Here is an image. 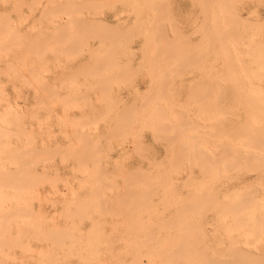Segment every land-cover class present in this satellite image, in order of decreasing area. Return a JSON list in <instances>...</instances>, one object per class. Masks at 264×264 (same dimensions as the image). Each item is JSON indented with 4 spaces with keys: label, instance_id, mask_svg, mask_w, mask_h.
<instances>
[{
    "label": "rangeland",
    "instance_id": "rangeland-1",
    "mask_svg": "<svg viewBox=\"0 0 264 264\" xmlns=\"http://www.w3.org/2000/svg\"><path fill=\"white\" fill-rule=\"evenodd\" d=\"M3 1H4V3H3ZM14 1L17 3V5L19 4L18 1H16V0H14ZM14 1L12 2V0H7V1H6L7 3H6L5 0H0V10L2 9V10L0 11V17H1V15L3 16V15H5V13H7L5 16H7V17H9V18H12V17H13L14 19H16L17 17L19 18V20L16 19L17 21L13 20V18H12V21H10L9 18H7L8 21H10V23L8 22L9 25H8L6 22H4V21L6 20V18H4V19L2 20L3 17H1V20H2L1 22H2V23L0 22V24H2V25H1L2 27L0 26V29L2 28L3 31L5 30V32H4V36H3V31H2V34L0 33V41H1L3 44H5V45H3V46L0 45V46H2V48L4 47V48H3L4 50H3V49L0 50V51H1V53H0V56H1V57H0V61L2 60V61L0 62V64H1L0 67H2V68H1L2 70L0 69V77H1V78H0V86H3V84H2L3 82H2V81H4V84H5V86H3V87H4V90H3L2 87H1V90H3V91H2V93H0V98L2 97V98L0 99V110H1L0 112H2V113L0 114V117H1V118H0V128H1V129H0V137H1V139H0V145H1V146H0V148H1V151H0V157L3 156V159H4L5 157L8 158V161L6 160V161L4 162V164H2L3 166L1 165V163H2L6 158H5L4 160L1 158L0 161H2V162H0V172H1V174H2V173H3L2 171H4L3 174H6L7 172L5 173V171H7L8 169H12V167H14V168H15L14 170L16 171V169H18V168L20 167V165H23V167L21 166L20 169L25 168V167H26L25 162H26V163H27V167H28V165H29L30 168H29V170H28V168H25V169H24L25 172H26V169H27V173H30V172H28V171H30V170H31L32 173H34V171L36 172V171L39 169L38 172L40 173V170H41L42 174H44L45 176L43 177L42 180L39 179L40 182L43 183V184H40V182L38 181V179H37V181H38L39 183L36 182V179H35V178H37V177L40 178V177H39V174H37L38 172H36V174L38 175L37 177H36V174H35V176H34L33 174H29L30 176L33 175V179H34V181L32 180V176H31V178H30V177H25L26 180H28V181L31 180L33 183H37V184L35 185V184H33L32 182L29 181V182L31 183V186H30L29 183H28V185L30 186V191H29V188H27V187H29V186H28L27 184H25V183H27V181L24 182L25 185H23V186H20V185L17 184V185L19 186V187H18L17 185H14L13 188H15V186H16L15 189H12V187L10 186L9 188H8V187H3L5 190H2V189H1L2 187H0V190H2V191H0V192L6 191V192H4V193H0V195L2 196V198H3V196H5V195H3V194H6V193H7V190H9V189H10V190H9V193L12 194L11 196L8 195L10 198L5 196L6 198L4 197V199H2L1 196H0V200H1L0 203H1L4 207H5L6 205H9L8 207L6 206V208H4V209H5V210H4V209H2L3 206H1V204H0V212H1V210H4L5 213L7 214V215L5 214L4 217H0V221H1V222H0V232H1V233H0V242H1L0 247L2 246V247H1L2 249H0V263H2V264H12V263H13V264H34V263L36 262L35 264H38V263H39L38 260H40V257H41L42 255H44V254H42V251L45 249L46 251H43V253H44V252L48 253L47 248H45V247H50V246L52 245L51 247H54V249H55V246H56V249L54 250L53 248L50 247V248H48V250H49V249H50V250L53 249L54 252L57 250V245H58V244H54V245H53V244H51V241H50V240H48V242H47L46 239H44V240L42 241V240H41L42 238H40V236H39V239H38V236H37L36 238H34V236H36V234H34V229H33V227H31V225H30V224H32V220H33V218L35 217V213L33 214L34 210H35V211L38 210L39 212L36 211V214L39 213V214L41 215L40 212H42V211L45 209V210H44V213L46 212V213H48V215H47V214H43V215H42L43 217L41 216V217H42V221H41V225H42V226H41V231H42V229L44 230V228L46 229V228L49 227V228H48L49 230H47V232H48V231H49V232H52V231L50 230L51 228H52V229H56V228H54V227H57V229H58V227H59L60 225H61V226H64V225L66 224V221H67L68 223H71L72 225H73V224L76 225V223L78 224L77 227H75L74 225H73V226H74V227H73V226L71 225V226H70L71 229L68 228L70 224H69V225L66 224L67 227H66V225L64 226V227H66L67 230L70 231V232H72V229H73L74 232H72V233H74V234H76L77 231L79 232V231L81 230V227L84 228V229H82L83 231L81 230L79 233L77 232L78 234H80V236L82 235V236H81V240L79 241V242H82V244H81V243H78V244H76V245H72L71 248H70L68 245H64V244H63V245L58 246V249L60 248L59 251L57 250V251L59 252V254H57L58 252H56V253L53 252V253H52V254H57L58 256L60 255L59 257H60L61 259L64 258V261H62L61 259H60V260L58 259V261H61V263L58 262V261H57V263H58V264H59V263H60V264H65L66 261H68L67 263H69V259H70V263H71V264H72V263H73V264H78V263H79V264H82V263H83V264H92V262H90L89 260H86V259H84V258L81 257L82 254H85V250H86L85 248H87V250H90V248H91V250H92V246L94 245V244H93L92 246H89L90 244L93 243V242H92V238H93V236H92L91 233H90V231L92 232L93 228H92L91 230L89 229V231H88V230L86 231V228H87V229H88L89 227L91 228L92 225H93L94 223L97 224V223H98V222L96 221L97 218H98V219L100 218L99 220L97 219V220L100 222L101 220L103 221V219H105V218L107 217V218H106L107 222H109V223H111V224H113L114 221H115V220L117 221V219H119V218L122 220V217H121V216H122L125 212L123 211V209H122L121 207L123 206V203H125V202H124L123 198H121V197H123V196L126 194V191H127V190L130 191L131 189L129 190V188H131V187H128V188H127V187L125 186V184H124L125 181H124L123 179H121V178H122V177L125 178L126 176H127V177H129V176H133V174H132V175L130 174V175L128 176V174H129L128 172H130L131 169H132V171L137 169V171H139V172H140V170H142V173H143V171H146V172H147V170L149 169L148 167H150L151 169L148 170V171H150V173H153V172L155 173V171H157V170H155L156 168L153 166V162H157V166H158V167H164V168H165V164H166V163H167V167H169L170 165L173 166L174 164H177V163H175V162H177V161H173V160H172V158H173L174 155L177 156V154H179V152L176 153V150L180 147L181 151H183L186 147H185V148H184L183 146L181 147V145H180V143H179V140H176V139H178V137H180V136H179V135L176 136V132H177V131H176V132L174 131L175 128L180 129L179 132H178V134L180 133L181 130H182V131L185 130V128H186V129L188 128V130H189V131L187 130V131H188L187 134H189L190 132L193 134V132H194V135L192 136L191 133H190L191 136L189 135V136H190V137H189V136H187V134L185 133L186 130L183 131V132L181 131V134H182V133H183V134H184V133L186 134V135L184 134V136H183V134H182L183 139L180 137L183 141H186V140L188 141L187 138H189V141H192L191 144H190V142H188V143L190 144V146H191L190 150L192 151V153H189V152H191V151L188 150V149H189L188 147H190V146H189V144L187 143V141L184 142L185 144L187 143V145H188V147H187L188 149H187V150L185 149V151L188 153L187 156H186V159H187V160L184 161L185 164H184V163L182 164V162H179V161H178L179 166H181L180 168H179V166L177 167V166H175V165H174V166H175V169L172 168V167H170V170H171V168H172V171H171V173H170V174H171L170 176H171L172 178H173L174 176H175V177H176V176L178 177V180H179V181H178V180H175L177 177H176V178L174 177V182L176 181L175 183H176V185L178 186V188L180 189V190H178L179 193H180L181 190H183V192L185 193L188 189H190L188 185L191 186L192 183H193L194 185H196V183H198V180H199L200 183L197 184L198 186H194V185H192L193 187L191 186V188H192V189H190V190H192V191H190L191 193H192V192L194 193L196 190L198 191V192H196V193L201 192L200 189L203 188L202 186L205 184L204 181H206V184H207L208 182H210V183H209L210 185H207L208 188L205 189V187H207L206 184H205V186H204V188H203L204 190H202V191H204V193L207 194L208 192H205V191H208L209 187L211 188V189H209L210 191H211V190H213V191L217 190V192H215L216 195H215V194H209V196L211 195L210 197H212L213 195H215V196L217 197V199H214V200H218V196H219L220 198H221V197L224 198V197L222 196V194H225V197H226L227 199L224 198V200H225V199H226V201L228 200V202L230 203V205H232L231 203H233V201L235 200L234 197L237 196V193H238V195L240 194V197L237 196V198H236V202H237V199L240 200V199L243 198V196H245V197L248 196V197L245 198V199H248V200H250V198L252 197V195H253L255 198H257V196L260 197V195H262L261 197H263V194H264V185H262L263 182L261 183L259 180L262 179V178L264 179V174H263V173H264V169H263L264 166L262 165V164L264 163V157H263L264 152H261V151H262V147L264 148V144H262V147H261V145L259 144V143H261V142H260L259 140H258V144H257V141H256L257 139H256V137H258V133H259V130H258V129H261V131H263V127H264V126H262V125H264V124L261 123V119H262V122L264 121V119H263V118H264V117H263V116H264V108H263L264 105L261 104V102H264V99L260 98V96H262V95H263L262 97L264 98V91H262V89L259 88V86H258V88H257V84L255 85V83H258V82H259V84L262 83V84H261L262 86L260 85V87H263V88H264V71H263V70H264V69H263L264 65L262 66V64H261L262 61H261V62H258L259 64L256 62L257 60L259 61L260 57H261L260 60H263V59H264V58H263V57H264V54H263L264 51H263L262 54H260V50L257 52V54H256L255 52H256L260 47H261V50L264 49V43H263V42H264V41H263V40H264V29H263V27H264V22H263V19H264V3H263V2H264V0H258V1H257V0H240V1H239V0H238V1H237V0H236V1L233 0V1H235L234 3H232V6H233L234 8L230 5L231 2H233L232 0H224V1L221 0V1H223V2H221L220 0H216L217 3H216L215 0H214L215 2H213V0H211V1H210V2H212L211 5H210V3H209L207 0H203L204 2H202V0H195V1H199V2H198L199 4H197V2H195L194 0H193V1L191 0L192 2H191L190 0H169V1H170V2L168 1L169 4H170L171 2H173V1L175 2V4H174V2H173L172 6H170L171 4L168 5L170 8L176 9L175 11H174L173 9H169V11H167V10H168L167 7H166L167 3L165 2V5H163V4H164L163 0H154V1H152V0L150 1V0H149L150 3H149L148 6H147L148 3H146V1H148V0H146V1H145V0H144V1H143V0H140L141 3L144 4V5L140 4V1H138V0H135V1H134V0H123V1H122V0H121V1H120V0H118V1L115 0V2H114V0H105V2H106V7H105V6L102 7V5L105 4V2L103 3V0L100 1V2H102V4H100L101 6L98 5L99 2H98L97 0H94V1L91 0V1L93 2V4H91V3L89 2V0H87V1L91 4V5H90L91 7H90L89 10H88L89 13H87V9H88V8L86 9V7H89V4H86V7L84 6V7H85L84 10H83L82 8H80V9H81V10H80V9H78L79 4H78V3H74V2H73L74 0H71V1L73 2V5H72L73 7L76 6V5L78 4L76 10H79V11H76V10H75V12H74V9H75L76 7H74V9H72L73 7H71V11H70V10H69V11L72 12V13H70V14H69V13L66 14V13L68 12V9H67V8H69V6L66 7V9H65L64 5H65L66 3L63 5V3L65 2V0H59V3L61 2L62 5H63L62 7L64 8V11H65L64 13H62V12H63V11H62L63 9H62V7H60L61 5H59V7L62 9V10L60 9V11H62V12H59V11H58L57 13L55 12V11H57L56 8H58V7H55L54 5H55V4L58 5V4H57L58 0H52L53 2H52V1L50 2V0H48V2L45 1V0H41V4L44 3V4H43L44 6L41 5V4L39 3L40 1H37V0H29V1H28V0H27L28 2L32 3V5L29 6V7H31L30 10H29V8H26V7H27L26 5H30V3L27 4L28 2H27L26 0H24V1H26V3L23 1L26 5H24L23 2L20 0V4L22 5V7H21V6L18 7L16 4H14ZM75 1H76V2L78 1L79 3L81 2V6H82V5H85L84 3H87V2H84V1H86V0H75ZM164 1H165V0H164ZM166 1H167V0H166ZM205 1H206L207 3H206ZM219 1H220V4H219ZM226 1H227V3H229V4H227ZM8 2H9V3H8ZM37 2H38V3H37ZM45 2L47 3V5H48L49 7H50V6H54V7H55V9H54V7H53V9L50 7V9H52V10H51L52 12H51L50 15L47 14L49 11H45V9L48 10V8H49V7L46 8L47 5L45 4ZM97 2H98V3H97ZM136 2H138V3L140 4V8H139V5H138ZM156 2H157V3H156ZM159 2H160V3H159ZM12 3H13L14 5H12V7H10ZM53 3H54V5H53ZM61 3H60V4H61ZM94 3H96V7L94 6ZM107 3H111L112 5L109 4V5H108L109 7H108V6H107ZM132 3H134L133 6H135V3L137 4V5H136L137 7L135 8L136 10H133L134 7L131 6ZM145 3H146V4H145ZM158 3H159V5H158ZM194 3H195V4H194ZM202 3H203L204 5H202ZM3 4H4L5 6H4ZM20 4H19V5H20ZM68 4H69V3H68ZM70 4H71V3H70ZM74 4H76V5H74ZM190 4H191V5H190ZM192 4H193V5H192ZM221 4H225V5L222 6ZM15 5H16L19 9L21 8L22 10H18V12H17V10H16V6H15ZM87 5H88V6H87ZM150 5H151V8H150ZM157 5H158V6H157ZM160 5H161V6H160ZM162 5H163L164 7H163ZM189 5H190V7H188ZM205 5H207V7H208V5H209V9H208ZM220 5H221L222 7H221ZM228 5H229V6H228ZM256 5H257V6H256ZM2 6H3V7H2ZM23 6H24V7H23ZM65 6H67V5H65ZM70 6H71V5H70ZM93 6H94V7H93ZM98 6H100V7H99L100 9L97 8ZM142 6L144 7V9L142 8ZM146 6H147V7H146ZM153 6H154V7H153ZM173 6H174V7H173ZM197 6H198V7H197ZM241 6H242V7H241ZM243 6H244V7H243ZM7 7H8V9H9L10 11L7 9ZM13 7H15L14 9H15V11H16L17 13H16L14 10H13L14 12H12L11 9H13ZM44 7H45V8H44ZM84 7H83V8H84ZM101 7L103 8V11H101V10H102ZM195 7H196V8H195ZM203 7H204V8H203ZM205 7H206V8H205ZM224 7H225V8H224ZM228 7H230V8H228ZM256 7H257V8H256ZM41 8H43V10L45 11V13H44V11H43ZM92 8H94V10H93ZM95 8L97 9V11H96ZM147 8H149V9H147ZM153 8H155V9H153ZM156 8H157V9H156ZM162 8H163V11L165 10L164 12L161 11ZM251 8H252V9H251ZM255 8H256V10H253V9H255ZM5 9H6V11H5ZM50 9H49V10H50ZM158 9L161 11V13H164V15L166 16V18L163 19V16H162L163 14L159 13V12H158V11H159ZM196 9H197V10H196ZM206 9H208V14H207V12H205V13L207 14V16L209 15V18L206 16V14H205V15L202 14L203 11H206ZM213 9H216V13H215V11H214ZM227 9H230L231 12H233V13L236 12L235 14H236L237 16L241 17L242 19H243V18H244L245 20L248 19V21H246V22H248V23H249V26H251V27H248V28L246 29L245 27H247V26H244V25H248V23L246 24L245 21H243L244 19L239 21L238 19H241V18L237 17L236 15H235V17L238 18V19H237L238 21L236 20V18H235V22H234V20H230L231 18L234 19V15H233V13H231L230 11H228ZM7 10H8L9 12H7ZM40 10H41L42 13L45 14V18H46L47 15H48V18H51V16H52V18H51V19H48L49 21H48L47 19L43 18L44 14L41 15ZM66 10H67V12H66ZM119 10H120V11H119ZM141 10H142V11H141ZM144 10H145V11H144ZM151 10H153V11H151ZM156 10H157V11H156ZM170 10L173 11V12H171ZM194 10H195V11H194ZM220 10L223 11V12H221ZM232 10H233V11H232ZM244 10H245V11H244ZM252 10H253V11H252ZM3 11H5V12H3ZM19 11L22 12V13H20V16H21V17H19V15H18V14H19ZM23 11H24V12L26 11L27 14H26V12L24 13ZM28 11H29V12H28ZM83 11H84V12H83ZM131 11H132V12H131ZM212 11L214 12V14H213ZM54 12L56 13L55 16H54ZM82 12H83L87 17H88V16H89V17L87 18ZM147 12H149V15L147 14ZM154 12H157L158 14H157V13H154ZM186 12H187V14H185ZM227 12H228V13H227ZM11 13H12V14H11ZM28 13H29L30 15H29ZM93 13H94V15H93ZM138 13H140V14H139V17H140V15H141V18H142V19L139 18V17L137 16V20H136L135 18H136V15H138ZM141 13H142V14H141ZM151 13H152V14H151ZM224 13H225V15H224ZM245 13H246L247 15H246ZM16 14H17V16H16ZM21 14H22V15H21ZM46 14H47V15H46ZM146 14L148 15V18L150 17V19L152 18V15H153V14H156V15H154V17L158 15V16H157V20L159 21L160 18H161L163 23H162L161 21H159V24H157V23H156L157 21H156V19H154V17H153V19H151V20L148 19V21H147V19H146L147 15H146ZM174 14H175V15H174ZM215 14H217V15H215ZM222 14L224 15V17H225V16H226V17H225V18H224L223 16L221 17ZM229 14H231V16H232V15H233V16L231 17ZM9 15L12 16V17H10ZM13 15H14V16H13ZM23 15H24V16H23ZM59 15H60V16H59ZM64 15H65V16H64ZM71 15H72V16H71ZM80 15H81V16H80ZM83 15H84V16H83ZM123 15L125 16V19L123 18V17H124ZM150 15H151V16H150ZM172 15H173V16H172ZM194 15H195V16H194ZM202 15H204V16H202ZM212 15H213V17L219 15L220 17L218 16V18H215V20H214V19H212V18H213ZM257 15H258V16H257ZM33 16H34L36 19H37V17H39L38 20H40V21L37 20L38 22L36 21L35 25L38 23V24L36 25V27H34V25L31 24V19H32V18H33V20L35 21V19H34ZM36 16H37V17H36ZM53 16H54V18H53ZM75 16H76L77 18H80V17L82 18V16H83V19H82L83 21H84V17H85V18H86V19H85V20H86V23L89 22V21H87V19H88V20H91V24L93 23L92 26L90 27L89 23H87V24L89 25V28H87L86 31H85V30H84V27L87 26V25L84 24L85 22H82L81 19H77ZM78 16H80V17H78ZM116 16H118V17H116ZM119 16H120V17H119ZM127 16H128V17H127ZM161 16H162V17H161ZM165 16H164V17H165ZM171 16L174 17V18L172 19ZM23 17H24V18H23ZM40 17H41V19H40ZM70 17H71V20H68V21H70V23H69V25L71 24L70 27L72 26L71 28H69L70 31H71V32H70V35H71V36L67 35L66 38H68V39H69V38H72V39H73V38H74V35H73V34L76 33V32H73V31H78V30H79V31L77 32L78 34H79V32H83V31H85V32H83V33H80V34H82V35L84 34V36H85L87 33H88V35L93 34V33H94L93 30L95 29V32L98 33L97 35H98V36H101V35H102L103 37L101 36L100 38H98V37H96L97 35L95 34L96 36H95V35H93V36L96 37V38L94 37L96 40H94V38H93V40H92L91 37H93V36H91V37H90V36H87V37H85V38H83V37L80 38V36H78L79 39L76 38V40L78 39L77 41L80 40V42H81V40L84 39V42H82L83 44L85 43V41H88V42H90L89 46L91 45V47H93L94 44H95L94 46H96V44L98 45V43H99L98 41H99V40L102 41V40H101V38H102V39H104V40H103L104 42H103V41L101 42V44H102L103 47L100 46V47L98 48V47L96 46V47L98 48V50H97V48H96V49L93 48L94 50L92 49V51H93V53H92L91 49H89V48H91V47L86 46V47H89V48H88L89 51H90V52L88 51V52L90 53V54H89V53H87V51H86L87 48H86L85 46H83V44H82V46H81V50H82V51H81L80 48H79L78 43H77L76 40H74V39H73V40H74V42H76V44H74V42L72 41V39H70V40L67 39V40H68L69 43L72 42L73 44H71V43H70V44H68V43L65 44V42H67V41H65V39H66V38H65V35L63 36V35H60V34L58 33V32H59L58 27H61V24H59V23L63 22V23L65 24V26H64L65 28H63V25H64V24L62 23V28H61V29L59 28V29H60V33L62 34V31H63L62 29H64V30H68V28L66 27V26H68V25H66V22H65V21H67V20H66L67 18L70 19ZM74 17L77 19V20L75 19V21L79 22V27H80V28H79V27L77 26L78 24H76V22H75V25H76V26H75V30H74V27H73L74 22H72V21H74V20H72V18L74 19ZM92 17H93V20H94V21H92ZM97 17H98V18H97ZM121 17H122V19H124V20H122ZM126 17H127V18H126ZM144 17H145V18H144ZM168 17H169V18H168ZM185 17H186V18H185ZM201 17H202V18H201ZM203 17H204V19H203ZM205 17H206V18H205ZM227 17H231V18L228 19ZM22 18H23V19H22ZM95 18H97L96 21H95ZM99 18H100V19H99ZM119 18H120V19H119ZM155 18H156V17H155ZM170 18H171V19H170ZM207 18H208L209 20H207ZM222 18H223V20H224L225 22H226V21H227V22L225 23V22L223 21V23H222V22H221V21H222ZM98 19H99V21H97ZM101 19H103V20L105 19V21H110L109 23L112 24L111 26H114V25L118 24L119 27H118V26H117V27L115 26V27L118 28L119 30H118V29H115V28L113 27L114 31H115L117 34H120V32L123 33V31H124V33L127 32V31L132 33L133 30H129L128 27H132L133 29H136L135 31H138V32L140 31V34H139V33L136 34L137 37L134 36V35H135V34H134L135 31H133V37H132V39H133L135 42L133 41L134 44L131 45V46H132V47H130L131 49L129 48V46H130L131 43H133V42H131L132 39H131V38H128L129 40L127 39L128 35H129L130 33H129L128 35L125 33L124 36H126V35H127V36H126V37H123V38H124V39H123L122 36H123L124 33H123V34H120V35H117V34H116L115 32H113V31H108L107 28H109V27L106 26V25H107V22H105V21L103 22V20L101 21ZM118 19H119L120 22H119V21H116V20H118ZM165 19H166V20H165ZM175 19H176V20H175ZM178 19H179V20H178ZM183 19H184V20H183ZM193 19H194V20H193ZM201 19H202V20H201ZM217 19H219L221 23L219 22V23H216V24H215L214 21L218 22ZM225 19H226V20H225ZM249 19H250L251 21H252V19H253V21L255 20L256 22H257V20H258V21L262 20V21H260V24H261V25L259 24V22H257V23L255 22V24L253 25L254 22H251ZM126 20H127V21H126ZM138 20H139V21H138ZM143 20H144V21H143ZM164 20H165V22H164ZM171 20L174 21V22H172V25H173L174 23H175V24L177 23V26L179 27V28H178V31H180L179 33H180L181 36H182L181 33H185V31H186V33L188 32V34H189V36H188V40L191 38V39L189 40V42H187L188 40H187V41H186V40L182 41V39L185 38V37H184L185 34H184L182 37L180 36V37L182 38V39H181L180 37H178L179 35H178L177 33H176V34L174 33V32H176V30H174V26L171 27V26H172L171 23H170ZM180 20H181L182 23H183V22H184V23H183V24L180 23ZM182 20H183V21H182ZM191 20H192V21H191ZM197 20H198V22H197ZM205 20H207L206 22H208V26H209V28H210V29L208 30V33H207V29H206V28H208V27L206 26L207 23L204 22ZM213 20H214V21H213ZM27 21H28V22H27ZM68 21H67V22H68ZM114 21L116 22L115 24L113 23ZM142 21H143V24H141ZM153 21H156L155 23H156L157 26H154V25L152 24V23H154ZM189 21H190V22H189ZM199 21H200V23H199ZM202 21H203L204 23H203ZM249 21L251 22V24H250ZM3 22H4V23H3ZM14 22H16V24H15ZM32 22H33V21H32ZM39 22H40V23H39ZM44 22H51L52 25H51L50 23L45 24ZM81 22H82V24L80 25ZM100 22H101V23H100ZM111 22H112V23H111ZM131 22H132V23H131ZM144 22H145L146 24H145ZM160 22H161V23H160ZM201 22H202V24H201ZM238 22H239V23H238ZM262 22H263V23H262ZM33 23H34V22H33ZM94 23H99V25H100L103 29H102L99 25H96V26H95ZM105 23H106V24H105ZM127 23H128V24L131 23V24H129V26L126 27V29H125V26H127ZM150 23H151V24H150ZM155 23H154V24H155ZM165 23H167V24H165ZM195 23H196L197 25H196ZM205 23H206V24H205ZM224 23H225V24H224ZM235 23H236V24H235ZM243 23H244V25H243ZM4 24H5V25H8V26H5ZM28 24H29V26H27ZM30 24H31V25H30ZM49 24H50V26H49ZM56 24H59L60 26L57 25L56 29H54V27H55ZM67 24H68V23H67ZM83 24H84V26H83V28H82V25H83ZM110 24H109V26H110ZM113 24H114V25H113ZM120 24H121V26H120ZM132 24H133V26H130V25H132ZM135 24H136V25H135ZM140 24L142 25V27L140 26ZM187 24H188V25H187ZM203 24H204V25H203ZM217 24H218V26H217ZM219 24H220V25H219ZM226 24H227V25H226ZM257 24H259V25L257 26ZM262 24H263V26H262ZM38 25H39V26H38ZM46 25H48V26H47V27H44V26H46ZM104 25L107 27L106 29H104ZM143 25H144V27H143ZM151 25H152V26H151ZM161 25H162L164 28H165V27H166V28L164 29ZM165 25H166V26H165ZM167 25H168V26H167ZM183 25H184V26H183ZM186 25H187V26H186ZM195 25H196V26H195ZM202 25H203V28H205V26H206V28H205V29H206V30H205V33H202L203 30H204V29L202 28ZM213 25H214L215 27H214ZM228 25H230V27H229ZM234 25H235V28H236V29H237V27H238L237 30H238L239 34H241V33L244 31V33L241 34L243 37H240V36H237L238 38L236 37V35L234 34V31L236 32V30L233 29V28H234V27H233ZM4 26H5V27H8V28H5ZM16 26H17V28L22 29V30H18V29H17V30L19 31V35L16 34V35H18V36H16V40H17V38H18L17 41H15V37L13 38V36H14L15 34L11 36V34H13V32H17V33H18V31L15 29ZM51 26H52V27H51ZM93 26H94V27H93ZM158 26H160V28H162V29H160V28L158 29ZM194 26L196 27V29H195ZM210 26H211V27H210ZM222 26H223V27H222ZM224 26H225V28H226V27H229V28H230V32H231L232 29H233V31H232L233 34H230V33L227 32L228 34H230V35H227V33L225 32V28H224ZM242 26H243V27H242ZM259 26H262V31L260 30V27H259ZM38 27H40V28L42 27V29H40V28H38ZM77 27H78V29H77ZM97 27H98V28L100 27L98 31H96V30H97ZM170 27H171V28H170ZM184 27H185V28H184ZM192 27H194V29L197 30V32H194V29H193ZM220 27L222 28V30H223V29H224V30L221 31V30H220V29H221ZM257 27H259V29H258ZM12 28L15 29V31L12 30ZM25 28H27V30H26ZM66 28H67V29H66ZM91 28H93V29H91ZM127 28H128V30H127ZM137 28H138V30H137ZM139 28H141V29L139 30ZM149 28L151 29L150 31H149ZM153 28H155V29H153ZM183 28H184V29H183ZM191 28H192V30H191ZM218 28H219V29H218ZM231 28H232V29H231ZM256 28L258 29V31H259V33H260V34H258L259 36L257 35L258 32L255 33V32L257 31ZM7 29H8V30H7ZM23 29H24V30H23ZM37 29H38V31H37ZM81 29H82V30H81ZM100 29H102V30H100ZM130 29H131V28H130ZM163 29L165 30V32H164ZM167 29H168L169 32L167 31ZM175 29H177V28H175ZM179 29H180V30H179ZM181 29H182V31H181ZM215 29H216L217 31H216ZM11 30H12L13 32H12ZM25 30H26V31H25ZM28 30L31 31L30 34H32V35H33L34 32H35L34 36H36V34L39 33V32L41 31V34H42L41 36H42V37L39 36V35H40V33H39V34H37L36 38H34V39L39 40V39H41V38L44 37L43 39L40 40L41 42H43V44L46 43V41L48 40V39H46V37H47V38L50 37V36H49V35H50L49 32H52L51 30L55 31L54 33H56V31H58V32H57L58 35H56V36H59V35H60L59 38L62 40L61 42H64V43H60V46H61V47H60L59 44H58L59 41H60V39H59V41H58V40H57L58 37L54 36L55 34H54V35L51 34V37L54 36L55 39H53V37H52L53 40L49 39L50 41H49L48 44L50 45V48L48 47V46H49L48 44H44V45H43L40 41H39L40 43H38V42H36V41L34 42V40H31V42L33 41L34 43H37V45L34 44L36 47H39V48H40V47H41V48H42V47H44V48H47V47H48V48H47L48 51H47L46 49H45V50L47 51V56L50 55L49 58H48L47 56H45V54H46L45 52L42 53V52L44 51V50H43L44 48H42V49H40V50H39V49H36L37 52L43 50V51H41L42 54H41L40 52H39V53H40V54H39V53H35V51H36L35 48L28 49V48H30V47L27 46V50H30V51H33V50H34V52H32V54L30 55L31 52L29 51V54H28V52H27V50H26V54H25V53H24L25 51H22V49L25 50L24 47H26V46L24 45V42H22V39H21V38H22V36H23V33H24V34H27V35L29 36V33H28V32H30V31H28ZM87 30H88V32H87ZM103 30H107L108 33H105V31H103ZM109 30H112V27H110ZM125 30H127V31H125ZM162 30H163V32L161 33ZM211 30H212V33H210ZM213 30H214V31H213ZM239 30H241V31H239ZM245 30L248 31V32L246 33ZM20 31H21V32H20ZM23 31H24V32H23ZM27 31H28V32H27ZM36 31H37V32H36ZM90 31H91V32H90ZM102 31H103V33L99 34V32H102ZM142 31L145 32L144 34L146 35V37L149 36V35H151V34L153 33V31H155V32L153 33V35L150 36L151 38L153 37V38H152L153 41L150 39V41L154 43V44L151 45L152 48H151V46H149V45H150V41H149V39L146 38V37L144 36V34H143ZM147 31H149L151 34L148 33L149 35H147V34H146ZM178 31H177V32H178ZM189 31H191V32H189ZM215 31H216V32H215ZM226 31H229V29L226 28ZM254 31H255V32H254ZM0 32H1V30H0ZM9 32H10V33H9ZM25 32H26V33H25ZM63 32H64V31H63ZM89 32H90V34H89ZM111 32H112V37H113L114 39L111 37ZM159 32L161 33L160 35L155 34V33H159ZM213 32H215L216 35H214ZM217 32H218L219 34H217ZM223 32H224L226 35H225ZM232 32H231V33H232ZM238 32H236V33H238ZM252 32L255 33V34H253ZM44 33L49 34V35L47 36V35L44 34ZM52 33H53V32H52ZM77 33L75 34L76 36H77ZM113 33H114V35H113ZM135 33H136V32H135ZM165 33H167V34L169 35V37H175L177 40H178V39H180V40H178V42H177L175 39H173V38H169V41H168V36H167V37H163V36H165ZM169 33H170V34H169ZM261 33H262V35H261ZM20 34H22V35H20ZM63 34H64V33H63ZM65 34H69V33H66V31H65ZM162 34H163V36H162ZM208 34H210L211 36L214 35L215 37L213 36L212 38H213V39H214V38H217V40L215 41V39H214V40L209 39V38H211V37H209L210 35L207 37ZM223 34H224L225 36H224ZM239 34H238V35H239ZM247 34H249V35L247 36ZM43 35H44V36H43ZM105 35H106V36H105ZM115 35H116V37H117L118 39H119V36H120L121 39H123V41L126 39V41H129V42H131V43L128 44V43L125 41V42H124L125 44H124V43H121V44H120L119 42H122V40L120 39V40L118 41L117 38L114 37ZM131 35H132V34H131ZM177 35H178V36H177ZM245 35H246V36H245ZM7 36H8V37H7ZM9 36H10V38H9ZM38 36H39V38H38ZM62 36H63V38H65L64 41H63ZM72 36H73V37H72ZM104 36H105V37H104ZM157 36H158V37H157ZM186 36H187V35H186ZM201 36H202V37H201ZM217 36H218V37H217ZM222 36L225 37V38H226L227 36H229L228 38H230V41H228V38H226V39L224 40V38H221ZM261 36H262V37H261ZM1 37H2V38H1ZM19 37H20V38H19ZM51 37H50V38H51ZM89 37H90V39H89ZM106 37H108V38H106ZM109 37L111 38L110 43L112 44V46H111L112 49H111V47H110V49H108V48H109L108 44L111 45L110 43H108V44L105 43V42H109ZM139 37H140V38H139ZM162 37H163V38H162ZM189 37H190V38H189ZM195 37H196V38H195ZM198 37H201V40H200V41H202V42H198L199 44H201V43L204 44V42L206 43L207 41L210 43V40H211L213 43L217 44L218 49H216V45H215V44H214V46H213V43H210V44H212V45H210L209 43H206V44H204V45H205V48H203V45L201 46V47L204 49V51H203V53H202V49H201V47H199L198 45H196V46L199 47L200 49L197 48V47L194 48V47H195V46H194V45H195V42H192V40L195 41ZM235 37H236V38H235ZM244 37H245V38H244ZM8 38H9V40H8ZM12 38L14 39V42H16L15 44L13 43V41H12L13 39H12ZM28 38H29L28 41H30V39H31L32 37H31V38L28 37ZM28 38H27V36L25 35V37H24L23 39H25L24 41H26V39H28ZM134 38H135V39H134ZM157 38H158L159 40H161V41H163L162 39H164V40H166L167 42H170V41H172V40H173V42H174V40H175V43H178V45H180V44L183 45V47H185V49H187L189 43H192V45L194 46L193 48L195 49V51H192L191 49H189V50H191L192 54H188V53H190V52H188V53L185 52V55H186L187 57H189L190 55H191V56L193 55L192 57L189 58V59H191V60H192L193 57H197L196 55L194 56V54H195L194 52L197 53V51L200 52V53H198V54H199V57H200L201 54H202V55L206 54V56L203 57V56L201 55L202 58H200V60H199V57H198V58H197V59L199 60L198 62H196V61H197L196 58H195V59H196L195 61L192 60L193 62H196V63H199V62H200V63H199L200 65H198V64H196V63L193 64V63H191L192 61H189V59H188V61H187V59H186V61H187L188 63H189V62L191 63V65L189 66V64L187 65V62H186L184 59H182V61H180V62H183V64H184V62H185V64L182 65V63H181V65H182L181 68H182V70H187V71H185V72L182 71V72H183V77H182V72H180V70H181V69H180V66H181V65H180V66H177V65H176L177 63H179V60H178V59H181V58H180L181 55L178 57L176 54H177V53L180 54V52H178V51H177L178 49H176V52H177V53H175V56H174V55H171L172 53L175 52V50H174V52H172L171 54H170V53H168V55L165 54L164 52H166L167 49L169 50V48L172 46V45H171V46L169 45V47H168L167 49L162 50V51H163V54H160V53H159V55H158V52H159L158 49H159V47H160V46L158 45V43L161 44V43H163V42H161V41L158 42V39H157ZM165 38H166V39H165ZM204 38H205V39H204ZM219 38H220V39H219ZM232 38H233V39H232ZM234 38H235V40H234ZM239 38H240V39H239ZM242 38H244V39H242ZM6 39L8 40V42L5 41ZM11 39H12V40H11ZM20 39H21V40H20ZM45 39H46V41H45ZM85 39H88V40H85ZM98 39H99V40H98ZM105 39H107V40H105ZM115 39H116V40H115ZM130 39H131V41H130ZM136 39H137V40H136ZM146 39H148V42H147ZM185 39H187V37H186ZM199 39H200V38H199ZM207 39H209V40H207ZM221 39H222V40H221ZM238 39H239V40H238ZM241 39H242V40H241ZM260 39H261L263 42H262ZM2 40H3V41H2ZM54 40H55V41H54ZM113 40H114V41H113ZM220 40H221V44H220ZM223 40H224V41H223ZM226 40H227V41H226ZM236 40H237V43L235 42ZM243 40H244V41H243ZM258 40H259V42L261 41V43H260L261 45H259V44L257 45V44L255 43V42L259 43ZM4 41H5V43H4ZM18 41H19L20 44L17 43ZM28 41H27V42H28ZM57 41H58V42H57ZM93 41H94V42H93ZM116 41H118V43H119V45H121V47H122V45L125 46V47L128 45V48L126 47V50H124V48L122 47V48H123L122 50L124 51V53H123L122 50H120L121 48H119V49L117 48V47H119V46H118V43H117V47H116V45H115V47H116L115 50H117L119 53H120V51H121L122 56L120 55L121 53L118 54V52L116 51L118 55L115 53V54L117 55V56H115V57H116V58H115L114 56H112V54H111V56H110L109 53H111V50L115 52V50L113 49V48H114L113 43H114V42L116 43ZM136 41H137V42H136ZM141 41H142V42H141ZM166 41L164 42V44L167 43ZM185 41H186V42H185ZM196 41H197V40H196ZM198 41H199V40H198ZM1 42H0V44H1ZM47 42H48V41H47ZM50 42H51V43H52V42H56V43L58 44L57 49H61V50H60V51H57V49H56L55 47H54V49H56V51H57L58 54H59V58H60L62 61H59V58H58V56H57V52H56V53H55V52H54V53L52 52L53 49H51V48H52V47L54 46V44H56V43H53V45H52ZM80 42H79V43H80ZM97 42H98V43H97ZM144 42H145V44H144L145 46H143V43H144ZM216 42H217V43H216ZM224 42H225V43H226V42H227V43L229 42V43H228V44H227V43L225 44ZM231 42L234 43V44H232ZM239 42H240V43H239ZM243 42H244V43H243ZM246 42H247V43H246ZM7 43H8V44H7ZM28 43H30V42H28ZM86 43H87V42H86ZM91 43H93V44H91ZM104 43L108 46V48L106 47V45H105ZM126 43H127V45H126ZM156 43H157V46H158V49H157V50H156V48H157ZM171 43H172V42H171ZM179 43H180V44H179ZM187 43H188V44H187ZM222 43H223V44H222ZM230 43H231V45H229ZM238 43H239V44H238ZM262 43H263V44H262ZM6 44L9 46V48H8V46H7ZM13 44H14V45H13ZM18 44H19V45H18ZM32 44H33V43H32ZM32 44H29V45L31 46ZM38 44H39V45H38ZM57 44H56V46H57ZM62 44H63V46H62ZM64 44H65V45H64ZM87 44H88V43H87ZM167 44H169V43H167ZM208 44H209L211 47L213 46V48L215 47V48H214L215 51H216V52L218 51V52H220V53L218 54V52H217V53L214 52L213 48L211 49V48L208 47V46H209ZM251 44L258 46L259 48H257L256 46L251 47V46H253V45H251ZM11 45H12V48L10 49ZM26 45H28V44L26 43ZM51 45H52V47H51ZM66 45H67V46L70 45V50H71V51L69 50V53L72 54V52H73L72 50L75 49L74 52L76 51V53L74 54V52H73V54H74V55L77 54V56H74V55H73V57H74V58H73L72 56H70V54H69L68 52H67V53L69 54L70 57L67 58L66 55L64 56V54L66 53L65 51L69 49V47L67 48ZM72 45H73V47H74V46H75V47L72 48ZM80 45H81V44H80ZM84 45H86V44H84ZM140 45H141V46H140ZM165 45H166V44H165ZM178 45H176V46H177L176 48L179 47ZM221 45H222V46H221ZM224 45H225V47H223ZM228 45H229V46H228ZM234 45H235L238 49H237ZM250 45H251V46H250ZM6 46H7V48H6ZM22 46H24V47H22ZM46 46H47V47H46ZM76 46H77V47H76ZM133 46H135V48H137V47L140 46V49L137 50V49L133 48ZM142 46H143L144 48H141ZM146 46H149L151 49H150V48L148 49V47H146ZM162 46H163V45H162ZM162 46H161V48H163ZM173 46L175 47L174 44H173ZM173 46H172V47H173ZM20 47H22V49H21ZM32 47H34V46H32ZM59 47H60V48H59ZM82 47H83V49H82ZM105 47H106V49L108 50V52H109V50H110V52L108 53V54H109L108 56H105V55H107V53L105 52V50H102V52L99 51V49L101 50V49H104ZM165 47H167V46H165ZM183 47H182V50H181L180 48H179V49H180L181 51H183ZM189 47H190V46H189ZM207 47H208V49H209L210 51L212 50L211 55H210V54H207V53L209 52V50H207ZM227 47H228L229 49L231 48L232 51H230V50L227 51V50H226V49H228ZM248 47H250V49H248ZM255 47H256V49H255ZM76 48H78V50H80L82 53H81L80 51L78 52V51L76 50ZM161 48H160V51H161ZM193 48H192V49H193ZM5 49H7L8 53H7V52H4V51H6ZM63 49H66V50L64 51L65 53L63 52V55H62L61 52H62ZM143 49H144V51H145L146 49L149 50V53H150L151 56H150V55H147V54H148L147 51H145V52L143 51V52H142ZM154 49H155L156 51H154ZM239 49H240V50H239ZM246 49L249 50V52H248ZM252 49H253V50H252ZM254 49H255V51H254ZM19 50H20V51H19ZM38 50H39V51H38ZM95 50H96L97 53L94 52ZM134 50H136V51H135V54L137 55V56H135V57H136L135 59L133 58L134 55H135V54L133 53ZM189 50L187 49L186 51H189ZM238 50H239V51H238ZM17 51H18V53L21 52V53H22V56H23V55L25 56V57L23 56V57L25 58L24 60H23V57L19 55L20 53L17 54ZM54 51H55V50H54ZM98 51H99V52H98ZM103 51H104V53H103ZM131 51H132V52H131ZM150 51H151V52H150ZM153 51H154V53H157L155 56H154V54H153ZM169 51H170V50H169ZM171 51H173V50L171 49ZM171 51H170V52H171ZM206 51H207V52H206ZM9 52H11L12 57H13V54H14V58H15V57H16V58H15V59L12 58ZM100 52H101V54L103 53V55H101L102 58H101V57H97V58L102 62V64H101V62H99V63H96V65H94V64H95L94 61H96V60H95L96 55L98 56V54H100ZM146 52H147V53H146ZM183 52H184V51H183ZM226 52H231L232 55L229 56L230 53H229V54L227 53V55H226ZM253 52H254V55H253L254 57L251 55V54H253ZM261 52H262V51H261ZM15 53H16V55H15ZM23 53H24V54H23ZM79 53H80V54H79ZM91 53H92V56H89V55H91ZM137 53H138V54H137ZM144 53H146L147 56H144V55H145ZM166 53H167V52H166ZM215 53L218 54V55H217L218 58L215 56V55H216ZM221 53H224V55L227 56V57H225V56H224L223 54H221ZM242 53H243V54H242ZM249 53H250V54H249ZM27 54L29 55V57H30V56H31V57H32V56L35 57V58H34L35 60L33 59V57H32V58L30 57V58L33 59V60H31V59H29V58H26V57L28 56ZM37 54H39L40 56L44 54L43 56H41V60H44V59H45V61H43L44 63H45L48 59H50V60H48L49 62L47 61V65H45L46 63L44 64V63L41 61L40 64H42V65H41L40 68H39V63L37 64V61H39V60L37 59V57H38ZM78 54H79V55H78ZM94 54H96V55H94ZM115 54L113 53V55H115ZM132 54H134L133 57H132ZM143 54H144V55H143ZM152 54H153V56H154L155 58H156L157 56H158V57H161L162 55H164V56H165V55H167V56L171 55V58L169 57V59H167V60H165V61H162V59H161L160 63H161V62H162V63H161V66H160V65H157V64L159 63L158 61L160 60L159 58H156V60L158 59V60H157V63H154V62H155V59H154V62H152V61H153V59L151 58V57H153ZM183 54H184V53H183ZM187 54H188V55H187ZM198 54H197V55H198ZM258 54H260V55H258ZM18 55H19V57H21L22 59H21V58H18ZM208 55H210V56H208ZM219 55H220V57H219ZM233 55H234V56H233ZM242 55H243V56H242ZM7 56H8V57H7ZM44 56L47 57L48 59H46ZM56 56H57V58H58V61H57V59H55ZM67 56H68V55H67ZM86 56H87V58H86ZM118 56H120V57H118ZM148 56H149V57H148ZM167 56H166V58H168ZM172 56H174V58H173ZM182 56H183V55H182ZM186 56H184V57L187 58ZM228 56H229V57H232V56H233L234 58L236 57V58H235V59H236L235 61H234L233 57L231 58V60L233 61V63H234V62L236 63L235 65H238V66H239V67H238V66H234L235 70H236V67H238V68H237V73L234 71V68L232 67L234 64H233V63L230 64L229 62H227V58H228V60H229V57H228ZM239 56H241V57H243V58H242V59H239V58H241V57H239ZM259 56H260V57H259ZM61 57H63V58H61ZM71 57H72V58H71ZM110 57H113V58L109 59ZM117 57H118V58H117ZM129 57H131V58H129ZM141 57H143V60H142ZM144 57H145V59H144ZM146 57H148V58H146ZM184 57H183V58H184ZM222 57H223V58H222ZM238 57H239V58H238ZM256 57H259V58L256 60V59H255ZM8 58L10 59V61H13V60H14L15 64H16V61H17V62H18L17 64H20V65H21L20 62H22V65H23V64H24V65L21 66V68L19 67V68H20V69H19L18 66H20V65H17V64H16V65H17V69H16L15 66H12V65H14V64L10 65L11 63H10V64L8 63V62H10V61L7 60ZM43 58H44V59H43ZM70 58H71V59H70ZM114 58H115V59H114ZM121 58H123V59H121ZM128 58H129V60H131L130 63L133 64L132 66H131V64H130L129 62H128V63L126 62V61H128V60H127ZM149 58H150V59H149ZM162 58H163V57H162ZM177 58H178V59H177ZM253 58H254V59H253ZM17 59H19V60H17ZM28 59H29V60H28ZM39 59H40V58H39ZM51 59H52V60H55V61H52V62H51ZM82 59H83V60H82ZM86 59H88L89 61H87ZM92 59H94V60H92ZM112 59H114V61H115V60H116V61L119 60V62L117 63V62L115 61V62H116V64H115V62H114ZM124 59L126 60L125 63H123V62H124ZM132 59H133V60H132ZM137 59H139V60H137ZM146 59H147V61H146ZM148 59H149V62H148ZM151 59H152V60H151ZM163 59H165V57H164ZM175 59L178 60L177 63H175L176 66L174 65V61H176ZM193 59H194V58H193ZM201 59H202V60H201ZM243 59H245L244 62L247 63V64H245V65L247 66L246 69L244 68V66H245L244 63L242 64V65H244V66L240 65V64L242 63L241 61H242ZM251 59L254 60V61H251ZM5 60H7L8 62H6ZM15 60H16V61H15ZM30 60H31V63L29 62ZM65 60H66V63L64 62ZM70 60H71V61H70ZM80 60H81V61H80ZM84 60H85V61H84ZM99 60H98V61H99ZM110 60H112V61H110ZM170 60H171V62H173L172 65H171L172 67L170 66L171 69H170V68H167V67H169V66H166V65H170V62H169ZM222 60H223V61H222ZM3 61H4V62H3ZM19 61H20V62H19ZM25 61H27V62H25ZM32 61H34V62H32ZM86 61H87V62H86ZM98 61H97V62H98ZM107 61H108V62H107ZM120 61H123V62H120ZM138 61H140V62H138ZM145 61L148 62V64H146ZM150 61H151L152 63H151ZM211 61H212V62H211ZM225 61H226V62H225ZM237 61H238V62H237ZM14 62H12V63H14ZM58 62H59V63H58ZM80 62H81V63H80ZM83 62H84V63L86 62V63H88V64L85 63L86 65L83 66V65H81V64H84ZM91 62H93V66L95 67V69H97V70L93 69V66H92V70H93V71H91V72H94L95 75H94V74H91V72L89 73L88 71H86V73L83 74V76H84L85 78H83V76L81 75L82 72H81L79 75L76 73V71H75V70H76L75 67H76L77 64H80V66H79V68L77 69V71H78L80 68H81L80 70L82 71L83 68H87V67H86L87 65L90 66V65L92 64ZM103 62H104V64H103ZM113 62H114V63H113ZM141 62H142V63H145L146 66H145L144 64H140ZM166 62H168V64H167ZM213 62H214V63H213ZM222 62H223V63H222ZM230 62H231V61H230ZM239 62H241V63H239ZM5 63H7V65H9V66L12 67V69H10L11 71L9 70L10 72L4 70L5 67H3V66L5 65ZM54 63H55V65L57 66V68H56V66L54 65ZM89 63H90V65H89ZM108 63H111V64H109V65H112V63H113V65L118 66V67L115 68V66H114V67H112V68H111V67L107 68V67H105V66H107L106 64H108ZM126 63L129 64L128 66H129L130 68L133 67V69H134V67H136L137 69H135V70H137V71H140V70H141V71H140L141 73H140V72H137V74H136L135 71H134V73H133V70L131 69V70H129V71H130V75H126V74H128V73H126V71H123V70H126V69L129 68V67L126 65ZM136 63H139L140 65H139V64L137 65ZM149 63H150V64H149ZM153 63H154V65L156 64L158 67L160 66V68L157 69L158 67H157L156 65L154 66ZM211 63L213 64V65L211 66L212 69L210 68ZM228 63H229V64H228ZM237 63H238V64H237ZM253 63H254V64H253ZM2 64H4V65L2 66ZM35 64L38 65L37 68L35 67ZM48 64H49V65H48ZM52 64H53V65H52ZM58 64H59L60 66H59ZM64 64H65V65H64ZM67 64H68V65H67ZM97 64H101V66H99V65L97 66ZM118 64H119L120 66H121L122 64L125 66V67H122L123 65L121 66L122 68H124V69L121 68L123 74H124V72H125V75H124L123 79H124L126 76L129 77V76L132 75V76H131L132 78H127V77H126V80L129 79V81H131V82H130L131 84L127 81V86H126V83L123 82V81H125V80H122V82H120L119 85L117 84V81H118L119 79L115 80V78H116V76L118 75V72H119V71L116 70V69L119 68V65H118ZM151 64H152V67L147 68L148 65L151 66ZM179 64H180V63H179ZM227 64H228V65H227ZM232 64H233V65H232ZM256 64H257L256 69L259 70L260 74L263 73V76H262V75H260V76H258V75L255 76V75H256V74H255L256 72L254 73V72L252 71V70H253L252 67H254ZM7 65H6V68L9 69V67H8ZM30 65H31V66H30ZM44 65H45V66H44ZM50 65H51V68H48V67H50ZM62 65H63V66H62ZM113 65H112V66H113ZM162 65H163V67H166V68L168 69V72L170 71L169 73H171L172 71L176 70V71H174V72L179 71L181 74H180V73H176V74H175L174 72H172V73L175 75V77H176V75H177V77L175 78V77L172 76L173 74H168V72L166 71V69L164 70V68L162 67ZM185 65H187V66H186L187 69L184 68ZM197 65L199 66L198 68H197ZM231 65H232V66H231ZM259 65H260V66H259ZM27 66H28V68L33 66V68H31V70H32V69H36V70H33V72H31V73H33V74H31L30 72H25V70L28 71V69L26 68ZM46 66H47V69H46ZM52 66H53L54 68H52ZM64 66H65V67H64ZM70 66H71L72 68H71ZM74 66H75V67H74ZM81 66H82L83 68H82ZM138 66H140L141 68H139ZM143 66H144V67H143ZM173 66L175 67V69H172ZM214 66H217V67H214ZM226 66H228V67H226ZM230 66H231L232 68H231ZM261 66H262V67H261ZM13 67H15V70H18V69H19V70L17 71L18 74H19L20 71H23L21 74H19V76H18V75H17V77L15 76V78H16L17 80H16L15 78L12 79V77H11V76H13V75H16V71H14V68H13ZM43 67H45V69H44ZM98 67H99V68H98ZM101 67H102V68H101ZM103 67H105V68H104L105 70L103 69ZM153 67H154V68H153ZM156 67H157V68H156ZM161 67H162V71L160 72L159 70L161 69ZM190 67H191V68H190ZM193 67H194L195 69H193ZM240 67H241V68H240ZM242 67H243V68H242ZM6 68H5V69H6ZM22 68H23V69H22ZM88 68L90 69L91 67H88ZM106 68H107V71H106ZM130 68H129V69H130ZM138 68H139L140 70H139ZM151 68L154 69L155 71H153ZM176 68H177V69H176ZM178 68H179V70H178ZM209 68H210L211 70H210ZM229 68L232 69V70H230L231 73H230V71L228 70ZM239 68H240V70H239ZM247 68H250V69L247 70ZM251 68H252V70H251ZM254 68H255V67H254ZM8 69H6V70H8ZM21 69H22V70H21ZM39 69H40L41 71L43 70V72H41V75H42V73H43V76H44V77L47 76L49 80H47V78H46V80H47V81H46L45 78L39 74V72H40ZM50 69H51V70H50ZM52 69H53V70H52ZM58 69H59V70H58ZM67 69H68V70H67ZM70 69H73V70H72L73 72L75 71L74 73L76 74L77 77L75 76L74 78H76L77 81H74V82H73L71 78H70L71 80L69 79L70 81L68 80L69 76L71 77V76H74V75H75L74 73H71L72 71H70ZM89 69H87V70H89ZM101 69H103V70H101ZM112 69H113V70H112ZM119 69H120V68H119ZM119 69H118V70H119ZM150 69H151V71H149ZM202 69H203V70H202ZM243 69H245V70H243ZM85 70H86V69H85ZM85 70L83 69V71H85ZM100 70L102 71L101 73H100ZM108 70H109V71L112 70V72L110 71L111 73H113L114 71H117L116 76H115V75H112L110 72L107 73ZM221 70H222V71H221ZM238 70H239V71H238ZM258 70H256V71L258 72ZM4 71H5V72H4ZM12 71H14L15 73L13 72V74H12ZM29 71H30V68H29ZM36 71H37V72H36ZM55 71H57L58 73L55 72ZM68 71H69V72H68ZM89 71H90V70H89ZM95 71H98V72H99V73L97 72L98 75H99V74L102 75V76L99 75V78H101L102 81H104V80L107 79V81L110 82V83L107 84V85L104 84L105 81H104L103 83H101L102 81H101L99 78H97L98 75H97V73H96ZM127 71H128V70H127ZM129 71H128V72H129ZM131 71H132V72H131ZM148 71L151 72V74H150ZM163 71H164V72H167V73L165 74ZM233 71H234L236 74H238L239 76H241V75H242V76L239 77L238 75H236L235 73H233ZM247 71H248V72H247ZM1 72H2V73H1ZM3 72H4V73H3ZM44 72H46V73H44ZM52 72H53V73H52ZM87 72H88V73H87ZM122 72H120V73L122 74ZM146 72H147V73H146ZM221 72H222V73H221ZM226 72L229 73V74L227 75ZM249 72H250V73H249ZM29 73H30V76L27 75V74H29ZM54 73H55V74H54ZM59 73H61V75H60ZM63 73H66V74H64L65 76H66L67 74H68L69 76L67 75L68 78L65 79L66 81H65V80H61V82H63L64 85L61 83V85H62L63 87H62V86L60 87L59 82H60V79H61V78H62V79L64 78ZM102 73H103V74H102ZM120 73H119V74H120ZM143 73H145L146 75H144ZM157 73H158L159 75H158ZM163 73H164L165 75H164ZM243 73H247V75H245V74L243 75ZM248 73H249V74H248ZM4 74H5V75H4ZM11 74H12V75H11ZM34 74H36V75H38V76H37V77H34ZM57 74H59V76H58ZM70 74H74V75H70ZM89 74H90V76H89ZM105 74H111L112 77L115 76L114 79H113V81H116V84H115L114 82L112 83V80H111V79H110V80H111V81H110L108 78H106L105 76H107V75H105ZM113 74H115V72H114ZM121 74H120V75H121ZM135 74H136V75H135ZM160 74L164 75V77H162ZM179 74H180V75H179ZM208 74H209V75H208ZM216 74H217V75H220V74H221L222 76L220 75L221 77H218ZM225 74L227 75L228 80L226 79V77L224 78V75H225ZM254 74H255V75H254ZM258 74H259V73H258ZM21 75H22V77H23V75H24V77H25V78H23L24 81H22V77L20 78ZM25 75H26L28 78H30V77H31V79L34 78V81H35V82L33 81V83H32V82H31V79L29 80L28 78H26ZM31 75H32V76H31ZM36 75H35V76H36ZM56 75H57L58 78L55 77ZM85 75H86V76H85ZM134 75H135V77H137V78H134ZM150 75H154V76H153V77H149ZM156 75H157V77H158V81H157L158 83H157V84H156V81H155ZM168 75H170V76H168ZM207 75H208V76H207ZM226 75H225V76H226ZM78 76H79V77H78ZM80 76L82 77L81 79H80ZM100 76H101V77H100ZM103 76H104L105 78H103ZM143 76H144V77H143ZM191 76H193V77H191ZM197 76H198L201 80H200V79H197V78H198ZM205 76H206V77H205ZM212 76H213V77L216 76V77H215V80H218L216 84H215V82H214V85L211 86V87H213L214 89H217V91L215 90L217 93H215V91H214L211 87H210V88H211L212 91L210 90V88L208 89V85L213 84L212 82L215 81V80H213V81L211 80V78H213ZM230 76H233V77H230ZM243 76H244V77H243ZM246 76H247V77H246ZM248 76H249V78H248ZM13 77H14V76H13ZM18 77H19V79H21L20 81L23 82V83H21V82L19 81L21 84H19L18 86H20V87L16 86V85L19 83V82H18ZM32 77H33V78H32ZM39 77H40V78H39ZM49 77H50V78H49ZM87 77H88V78H87ZM109 77H110V75H109ZM119 77H120V76H119ZM119 77L117 76V78H119ZM161 77H162V79H161ZM166 77H168L169 81L167 80ZM169 77H170V78H169ZM189 77H191V78H189ZM195 77H196V78H195ZM234 77H235V78H234ZM237 77H238V79H236ZM250 77H252V80H250V79H251ZM258 77H260V78H258ZM35 78H38L39 80H38V79H35ZM43 78H44V79H43ZM54 78H55V81H54ZM59 78H60V79H59ZM74 78H73V79H74ZM86 78L88 79L87 81H86ZM93 78H94V80H97V81H94V80H93L94 82H96L95 85H99V83H101V85L103 84L102 86H104V85H105V86L102 87V88H100L101 85H99V88L96 87V86L93 87V86H94V84L92 85L93 82H92V81L90 82V80L93 79ZM143 78H144V79H143ZM145 78H146V79H145ZM149 78H151V80H152V78L154 79L153 81L155 82V85H157V86H155L157 89H154L155 87H154V85H152V84H154V82H153V81L151 82V80H150ZM164 78H165L166 81H163ZM173 78H175V80H174ZM186 78H187V81H186ZM188 78L190 79V81H189ZM208 78H209V79H208ZM223 78H224L225 80H224ZM232 78H233V79H232ZM239 78H244V80L239 79ZM247 78L251 81V84H250V82H249V80H248ZM6 79H7L8 82L5 81ZM11 79H12V80H11ZM41 79L44 80L45 82H44V81L41 82V81H40ZM51 79H52V80H51ZM76 79H74V80H76ZM82 79H83V80H82ZM121 79H122V77H121ZM131 79H132V80H131ZM134 79H135V80H134ZM207 79H208L209 81H208ZM220 79H221V80H220ZM222 79H223V80H222ZM231 79H232V80H231ZM235 79L237 80V82H236ZM245 79H247V80H245ZM13 80H15V81H13ZM79 80H80V81H79ZM81 80H82V81H81ZM99 80H100L101 82H99ZM156 80H157V78H156ZM184 80H185V81H184ZM199 80L201 81V83H202L203 81H207V84H208V85L206 84V82H203V83H205L207 86H206V85H205V87H204L203 85H202V86H203V88H204L205 90H208V92L210 93V95H213V96H209V93H208V94H207L208 96L206 97V95L203 94V96L205 95L204 97L202 96V99H203L204 101H203L202 99H200V98H199V99H200L199 101L196 100V97H197V96H195V98H194V96H191L192 94L190 95L191 98H189V94H188L189 92L187 93V91H189V89H190L189 86H188V84L190 85L192 82H193V83H194V82H197L198 86L202 88V86L200 85L201 83L199 84V82H200ZM202 80H203V81H202ZM238 80H239V81H238ZM261 80H262V81H261ZM10 81H11V82H10ZM28 81L31 83V85H29L30 83H29ZM78 81H79V83L82 82V84H78V83H77ZM84 81H85V83H83ZM119 81H120V80H119ZM138 81H139V82H138ZM142 81H143V82H142ZM167 81H168V82H167ZM172 81H173V82H172ZM175 81H176V84H175V85H176V88H174V87H175V85H174ZM240 81L242 82V84H241ZM243 81H244V83H246V85L243 83ZM246 81H247V82H246ZM13 82H15V84H14ZM27 82H28L29 84H28ZM43 82H44V83H43ZM46 82H47V84H46ZM52 82H53V83L55 82V83L53 84ZM70 82H71V83H70ZM75 82H76V83H75ZM89 82H90V83H89ZM98 82H99V83H98ZM108 82H107V83H108ZM135 82H136V83H135ZM166 82H167V85H166V87H164V88H167V86H169V88L163 90L162 84H166ZM170 82H172V84L174 85V87H173L174 90H173V91H172L171 86L169 85V84H171ZM218 82L221 83V84H219V86H218ZM231 82H232V83H231ZM252 82H254V85H253ZM26 83H27V84H26ZM39 83H40L41 85L43 84L42 86H44V84L48 85L49 83H50V84L52 83V85H53L56 89H57V87H59L58 89H60V91H58V89H57V90H54V91H55V92H54L53 89H55V88H54L52 85H51V86H52L53 88H52V87H47V88H46V86H45V89H48V88H49V90L52 91V93H50L49 90H46V91H48L47 94L49 93L48 95H50V94L53 95V94H55V93H56V94H59V95H58V96L55 95L56 97H55L54 95H53V96L50 95V96H51V97H50L51 99H48V96L45 95V94H46V91H44L45 89H42V90L44 91L45 94L43 95V98H44V99L41 97L42 99L40 100V96H41V94H42L43 91L41 90V88H40V91H39V88H37L36 85H39ZM86 83H87V84H86ZM88 83H89V85H90L91 87L88 85ZM105 83H106V82H105ZM123 83H124V84H123ZM193 83H192V85H195V84H196V83H194V84H193ZM10 84H12L13 87H12ZM23 84H24V86H23ZM32 84H33V85H32ZM50 84H49V85H50ZM55 84H56V86H55ZM83 84H84V85L86 84V85L84 86ZM110 84H111V85H110ZM120 84H121V85H120ZM137 84H139V85H138V88H137V86H136ZM150 84H151L152 86H151ZM236 84H239V85H240L239 89H238V87H237L238 85H236ZM259 84H258V85H259ZM14 85H15L16 87H14ZM21 85H22V86H21ZM25 85H26V86H25ZM49 85H48V86H49ZM57 85H58V86H57ZM79 85H80V87H79ZM109 85H110L111 87H109ZM173 85H172V86H173ZM241 85H242V86H241ZM243 85L245 86L244 88H246V90H248V91H246L245 89H243ZM77 86H78V87H77ZM87 86H89L90 88H88ZM106 86H107V87H106ZM122 86H123V87H122ZM124 86H125V87H124ZM128 86H129V87H128ZM150 86H151V87H150ZM214 86H215V87H214ZM227 86H228V87H230V86L232 87V86H233V88L230 87V88H231V89H230V88H228ZM248 86H250L249 89H247ZM255 86H256V87H255ZM17 87H18V88H17ZM31 87H32V88H31ZM39 87H41V86L39 85ZM76 87H77L78 89H77ZM92 87L96 89V90L94 89L95 92L92 90ZM121 87H122V88H121ZM126 87H127V88H126ZM139 87H140V88H139ZM149 87H150V88H149ZM191 87H192V86H191ZM193 87H194V86H193ZM199 87H197V86L195 85V89H194L195 91L193 90V92H192V91H190V92L195 93V94H199L200 92H199V93L196 92V89H197V88L199 89ZM206 87H207V89H206ZM223 87H224V88H223ZM226 87H227V89H226ZM251 87H252V88H251ZM253 87H254V88H253ZM35 88H37L38 90H36ZM50 88H51L52 90H51ZM80 88H81V90H80ZM97 88H98V89H97ZM106 88H107V90H108V88H110V89L107 91V92H108V95L105 93V92H106V91H105ZM112 88H113V90L117 89L119 92H117V91H116V92L111 91ZM114 88H115V89H114ZM151 88H152L153 91H152V90L150 91ZM160 88H161V90H159ZM201 88H200V89H201ZM203 88H202V89H203ZM220 88H223V89H222L221 92H220V91L218 92V90H219ZM256 88L258 89V91H254V92H253V90H254V89L256 90ZM6 89H7V92L5 91ZM17 89H18V90H17ZM34 89H35L36 91L33 92ZM74 89H75V90H74ZM103 89H104V94H105V95L102 93V92H103ZM120 89H121V90H120ZM135 89H136V90H135ZM137 89H139L140 91L137 90ZM168 89H170V90H168ZM179 89L181 90L182 93H181L180 95H176V94L179 93V92H178V91H180ZM198 89H197V90H198ZM204 89H203V92H201V93H207ZM224 89H225L227 92H226ZM233 89L236 90V91H234ZM241 89H242V90H241ZM260 89H261V90H260ZM13 90H14V92H13ZM20 90H21V91H20ZM27 90H28V91H27ZM88 90H89V91L91 90V91L89 92ZM128 90H130L131 92L128 91ZM141 90H142V92H141ZM154 90H158V91L156 92V91H154ZM162 90H163L164 92H165V91H169V92H170V93L167 92V93H168V95H167V96H168V100H170V98H171L172 100H173V99H178V100H176V101H173V105H175V104H179V105H175V106H174V109L177 110L178 114H177L176 111L173 112V108H172L173 106H172V104H169V105L167 106V103H170L171 100H170V101H167V103H165L166 100H167V98L164 97V96H166V93H164V94H165L164 96H161V97H160V95H163V94L161 93V92H163ZM185 90H186V91H185ZM209 90H210L211 92H210ZM223 90H224V91H223ZM9 91H11V93H10ZM23 91H24V92H23ZM26 91H27V94H28V95L26 94ZM85 91H88L90 94H89V93H86ZM101 91H102V92H101ZM137 91H139L141 94H140V93L137 94ZM159 91H160V92H159ZM204 91H205V92H204ZM244 91H245L244 95H242V94L240 95V92L243 93ZM250 91H251V92H250ZM0 92H1V91H0ZM35 92H36V93H35ZM57 92H58V93H57ZM61 92H62L63 94L65 93V95H64L65 98L63 99V101L66 100V99H68V101H67L66 104H68L69 106L66 105L65 102L61 101V96H60V95H61V94H60ZM66 92H67L68 94H67ZM84 92H85V94L87 95L86 98L84 97V95H85ZM121 92H122V93H121ZM151 92H152V93L154 92L153 94H155V95H151ZM155 92H156V93H155ZM172 92H173V93H172ZM176 92H177V93H176ZM183 92H184V93H183ZM185 92H186V95H185ZM224 92H226L227 95L224 96V94H226V93H224ZM231 92H235V93H236V96H235V94H234V96L237 97V100H234V96L231 94ZM247 92H248V93H247ZM256 92H257V93H256ZM258 92H259L260 94H258ZM5 93H6V94H5ZM16 93H17V94H16ZM32 93H33V94H32ZM38 93H41V94H38ZM74 93H77V95H76L77 97H76V98L74 97V96H75ZM79 93H80L81 95H83V96H81ZM93 93H94V94H93ZM95 93H96V94H95ZM116 93H117V95L115 96ZM147 93H148V95H147ZM218 93H221V94L224 93V94H223V96H222L221 94H218ZM238 93H239V94H238ZM246 93L248 94V96L246 95ZM250 93H251V94H252V93L255 94V97H258V98L256 99V98L253 97ZM262 93H263V94H262ZM2 94H3V95H2ZM35 94H37V96H36ZM63 94H62V95H63ZM70 94H72L74 98H72V95L69 96ZM78 94H79V96H78ZM91 94H93V95H91ZM97 94H98V95H97ZM102 94L104 95V97L102 96ZM122 94H123V95H122ZM134 94H135V96H134ZM139 94H140V95H139ZM169 94H170V95H169ZM230 94H231V95H230ZM9 95H10V96H9ZM16 95H18V96H16ZM38 95H40V96H38ZM90 95H91V99H89V98H90ZM96 95L99 96L98 99H97V96H96ZM126 95H127V96H126ZM145 95H146L148 98L150 97V99H152V100L149 102L150 99L147 100V98H145ZM150 95H151V96H150ZM184 95L187 97V98H186L187 101L185 100V98H184L185 96H184ZM187 95H188V96H187ZM193 95H194V94H193ZM216 95H217V97H219V96L221 95V96H220V97H221L220 99H221L222 101L220 100V103H218V104H216V102H219V101H217L219 98H217ZM228 95H230V96H228ZM249 95H250V96H249ZM256 95H257V96H256ZM44 96H46V97H44ZM101 96H102V98H100ZM114 96H115V97H114ZM123 96H125L124 99L127 100V101H125L124 99H122ZM129 96H130V98H129ZM139 96H140V97H139ZM153 96H155V97H154L155 101L153 100ZM169 96H170V98H169ZM179 96H180V98H179ZM183 96H184V97H183ZM227 96H228V97H227ZM251 96L253 97V99L251 98ZM6 97H7V98H6ZM25 97H26V98H25ZM33 97H34V98H33ZM36 97L39 98V99H38L39 101H37V103H40V106H41V107L44 105L43 108L40 109V106L37 105V103H35V104L33 103V102H36V100H37ZM53 97H54L56 100L59 99L58 102L55 101V99H54ZM82 97H84L85 100H83L84 98L81 99ZM110 97H112L113 99L116 98L117 101L114 102L115 99L113 100V99L110 98ZM141 97H142L143 101H141V100H142V99H140ZM151 97H152V98H151ZM157 97H158V98H157ZM163 97H164L165 99H164ZM177 97H178V98H177ZM222 97H224L223 99H224L225 101L222 99ZM248 97H250L251 99H250V98L248 99ZM3 98H4V99H3ZM5 98H6L8 101L5 100ZM20 98H21V99H20ZM35 98H36V100H35ZM62 98H63V97H62ZM69 98H70V99H69ZM79 98H80V99H79ZM117 98L119 99V102H118V99H117ZM156 98H157V102H158V103L156 102ZM159 98H160V99H159ZM216 98H217V100H216ZM227 98H228L229 100H228ZM244 98L246 99V102H245V103L248 105V108H249L250 111H249V110L247 111V108H246V111H245V108H244V107H247V105H246L245 103L243 104V102L245 101ZM259 98H260L261 100H259ZM15 99H16V100H15ZM17 99H18V100H17ZM73 99H74V100H73ZM77 99H78V100H77ZM106 99H108L107 101L110 102V105H111V106L109 105V103H107ZM121 99L123 100V103H124L123 105H122V103H120V102H121V101H120ZM128 99H129V100H128ZM130 99H131V100H130ZM180 99L183 101V104H182V102H179V101H181ZM193 99H194V101H193ZM207 99H208V100H207ZM255 99H256V102H255ZM43 100H44V101H43ZM50 100H51V101L54 100L56 103H55V102L52 103ZM69 100L72 101V102H69ZM75 100H76L77 102H75ZM146 100L148 101L147 103H150V104L147 105V106L145 105ZM161 100H163V103H162ZM195 100H196V102H198V103H196V104L194 105V104H192V103H195ZM240 100H241V101H240ZM252 100H253L256 104H255L254 102H252ZM18 101H19V103H18ZM20 101H21V103H20ZM22 101H23L24 103H23ZM42 101L45 102V103H43ZM86 101H87V102H86ZM129 101H130V102H129ZM131 101H133L134 103H135V101H136V104H137V105H136V104H133V102H131ZM144 101H145V102H144ZM184 101H185L187 104H186ZM235 101H236V103L234 104ZM247 101H248V102H247ZM258 101H259V103L257 104ZM11 102H12V103H11ZM41 102H42V103H41ZM46 102H47V103H46ZM50 102H51L53 105H54V104H57V105H54V106L50 104L52 112H53L54 109L56 110V108H57V110L54 111V112L52 113L51 110L49 109V108H50V106H49V107H48L47 115H48V114H51V115H49L50 117L47 119L48 116L46 117L45 115H43V113H44V114L46 113V112H44V111L47 110V108H45V107H46V105H47L48 103H50ZM68 102H69V103H68ZM81 102L83 103V106H80V103H81ZM117 102L120 103V104H116ZM125 102H127V103L125 104ZM139 102L143 103V104H142V105H143V106H142V109H144V110H142V109L140 110V109H139V108H141V105H140L141 103H139ZM152 102L154 103V105L151 104ZM155 102H156V103H155ZM174 102H176V103L174 104ZM203 102H204V103H203ZM221 102H222L223 104H222ZM229 102H230V103H229ZM63 103L65 104V105H64V109L66 108L67 110H66V109H65V110H62V109H63V106H62ZM72 103H73V104H72ZM78 103H79V104H78ZM82 103H81V104H82ZM95 103H96V105H95ZM131 103H132V104H131ZM160 103H161V107H163V108H164V107H167V108H164V109H163V108L160 107V105H158V108H157V104H160ZM171 103H172V102H171ZM184 103H185V105H184ZM201 103H203V105H202ZM228 103H229V104H234V106H232V108H231V105H229ZM252 103H253V104H252ZM11 104H12L13 106H12ZM21 104H22V105H21ZM41 104H42V105H41ZM130 104L133 105V106L136 105L135 107H137V106L139 105V106H140V107L138 106L139 111H143V112H141L142 115H141V113H140V114H138V115H140V116H138V115L136 116V117H138V118H137V121H138V122L136 121V117H135V115L132 114L134 111H138V109L135 108V107L133 108V106L131 107ZM181 104H182L183 106H182V107H178V106H180ZM190 104L194 105L193 107L190 106L192 110H190V108H188ZM200 104H201V107H200ZM220 104H221V105H220ZM250 104H251L252 107L250 106ZM254 104L256 105V107L253 106ZM260 104H261V105H260ZM263 104H264V103H263ZM18 105H19V106H18ZM32 105H37V110L35 109V106H33L34 108L32 109V107H31ZM60 105H61V106H60ZM101 105H102V106H101ZM107 105L110 106V109H109V107H108ZM126 105H127V107H128V108H127L128 110L126 109V107H123V106H126ZM144 105H145V107H147V108H144ZM151 105H152V107H151ZM155 105H156V107H154ZM164 105H165V106H164ZM235 105H236V107H235ZM245 105H246V106H245ZM257 105H258L261 109H259V107H258ZM73 106H75V107L73 108ZM93 106H96V107L98 106L99 109H100V111H102L101 109H104V110H103L104 112L106 111L105 109H107L106 112H108V113H104V114H103V117H102L101 119H99L100 117H98V116H100L101 113H100V112L98 113V111H99L98 107H97V108H95V107L93 108ZM106 106H107V108H105ZM118 106H119V107H118ZM120 106H121L122 108H121ZM129 106H130V107L132 108V110H133V112L131 111L132 113H130V109H131V108L129 109ZM184 106L187 107V108H185V112L183 111V110H184V108H183ZM205 106H206V107H205ZM223 106H224V108H223V113H222L220 110L222 109ZM225 106H226V107H227V106H230V110H229V111L224 110V109H226ZM261 106H263V107H261ZM21 107H22V108H21ZM54 107H55V108H54ZM61 107H62V108H61ZM159 107H160V108H159ZM194 107H195V108H194ZM204 107H205V111H204ZM253 107H254V108H253ZM8 108H9V109H8ZM12 108H13V110H12ZM18 108H19V109H18ZM30 108H31L32 110H30ZM38 108H39V109H38ZM68 108H70L69 111H68ZM72 108H73L74 110H73ZM124 108L129 112V113H128V112L126 111L127 114H131V118H133V120H132V119H129L128 121H126V119H125V122L123 121V122H124V125H126V123H127L129 129H131V130L127 129V130H128V132L126 131L127 136L124 134V136L122 135L123 137L121 136L122 138L119 137L122 133L118 131V132H119V133H118V137H119V139H118L117 136H113V135H114V131H113V130H115V129H113V127H111V126L114 125V126L116 127V125H115V123H117V121L115 122L116 119H117V120L119 119V123H120L121 116H120V118H119V117H118V114H119L120 112H121V114H122V112L125 111ZM156 108H157L158 110H159V109H161V110L163 109V110L169 111L172 115L170 114V116H169V114H166V113H168V112H165V113H164V114H165L164 116H167V115H168L169 118L167 117V118L164 119V118L162 117L163 113H159V112H157V109H156ZM181 108H182V110H181ZM198 108H200V109H198ZM252 108H253V110L251 111ZM262 108H263V110H262ZM43 109H44V110H43ZM45 109H46V110H45ZM87 109H89L90 111H87ZM93 109H94V112H92ZM95 109H97L98 111L95 110ZM118 109H119V110L122 109L123 111H119ZM155 109H156V111H155L156 114H155L154 116H155V117H156V116L158 117V116L161 115V117H162V118L160 117V120L156 118L158 122H162V120L164 119L163 123H164V122H167L168 124H170V126L172 125L171 127H173V129H172V128L170 129L171 134H170L169 131H168L169 133L167 132V134H170L169 136H172V138L174 139L173 141H175V144H176V145H174V144L172 143V139L169 140V141H165V142H164L163 140H162V142H161V141H160L161 139H160V140H158V142H157L156 139L153 138V134L155 133V129L153 128L152 125H153V124H155V125L157 124V123H156L157 121H155V123H154V119H155L154 116H151L150 119L148 118V119L150 120V122H151V123H150L151 125H149V123H147V124L149 125L150 129L148 128V126L146 127V125H147V124L145 125V123H146V122H145V121H146V117H147V116H150L151 114L153 115V113H155V112H153V110H155ZM194 109H195V110H194ZM197 109H198L199 112L197 111ZM227 109H228V108H227ZM254 109H255L256 111H258L259 114H257V112H254V111H255ZM16 110H17V111H16ZM19 110H20V111H19ZM22 110H24V111L22 112ZM35 110H36V111H35ZM38 110H39V111H38ZM49 110H50V111H49ZM109 110H110V111H109ZM146 110H147V111H146ZM149 110H150V111H149ZM161 110H160V111H161ZM179 110H180V113H181V114L183 113L184 115H183V114L181 115V114L179 113ZM187 110H188V112H186ZM213 110H214V111H213ZM216 110H217V111H216ZM260 110H261V111H260ZM18 111H19L20 113L22 112V113H21V116L24 115V118H23L24 120L19 116L20 113H18ZM37 111H38V112H37ZM60 111H61V112H60ZM65 111H66V112H65ZM74 111H75V112H74ZM116 111H117V112L119 111V112H118L117 114L113 115L114 112H116ZM139 111H138L137 113H139ZM196 111L198 112V114H197ZM218 111H219V112H218ZM244 111H245V113H244ZM262 111H263V112H262ZM16 112H17V113H16ZM24 112H25V113H24ZM34 112H35V113H34ZM42 112H43V113H42ZM49 112H51V113H49ZM55 112H56V113H55ZM58 112H59V114H58ZM72 112H73V113H72ZM84 112H85V113H86V112H89V114L86 113V115H88V116L91 118L92 122H93V119L95 120V118L98 117V118L96 119V120H98V121H97V122H98L97 125L95 124L96 126L93 125V124H88V123H87L88 121H87V122L85 121V120H87V119L85 118L86 115H85ZM96 112L98 113V116H97ZM146 112H147V113H146ZM149 112H150V113H149ZM151 112H152V113H151ZM193 112H196V113H193ZM210 112H211V114L209 115ZM228 112H229V113H228ZM247 112H248L249 115H251L250 118H249V115H248V118L246 117L247 115L245 116V114H246ZM251 112H253V113H251ZM260 112H261V115H260ZM5 113H6V116H5ZM9 113H10V114H11V113H16V115L13 114V115L10 116ZM30 113H31V114H30ZM32 113H33L34 115L37 113L36 115H37L38 119L35 118L36 115L34 116V115H32ZM41 113H42V114H41ZM61 113H62V114H61ZM65 113H67V115H69V117L72 116V115H73V116L78 115V116H76V117H78V118H79V117L82 118V117L85 115V116H84L85 119H82V120H84V121L81 120V124L78 123V122L80 121V118L78 119V118H76V117H73V118L70 117L71 119H69V121H68V120H67V119H68V118H67L68 116H67V117L64 118L65 120L63 119L65 122H64L63 120L61 121V119L63 118V116L66 115ZM69 113H70V114H69ZM71 113H72V115H71ZM76 113H78V114H76ZM80 113L83 114V115L80 116V115H81ZM102 113H103V112H102ZM157 113H159V115H158ZM174 113L177 114L176 116H180V117H185V115H188V118H189V119H187V121L184 120L187 116H186L184 119L181 118L182 121L184 120V123H185V121L188 122V123H185V125H186V124H187V125H186V126H185V125H182V124H181V126H180V124L178 125V122H179V121H177V123H176L175 121L177 120V118H180V117H177V118H176V116L174 115ZM188 113H189V114H188ZM213 113H215V114H213ZM224 113H225V114H224ZM227 113H228V114H227ZM230 113H231V115H230ZM254 113H256L255 116H257V117L259 116L258 118H259L260 120H258V118L255 117V116L253 115ZM7 114H8V116H7ZM26 114H27L28 116H26ZM52 114H53V117H52ZM54 114H55V115H54ZM60 114H61L62 116H61ZM93 114H94V115L96 114V115L93 116ZM105 114H106V115H105ZM124 114H125V113H124ZM134 114H135V112H134ZM146 114H147V116H146ZM190 114H191V115L193 114V115L191 116ZM195 114L197 115V117L195 116ZM226 114H227V116H225ZM29 115H32V116H29ZM40 115H41V116H40ZM119 115H120V114H119ZM189 115H190V116H189ZM199 115L202 116L203 118H202V117L200 118ZM205 115H206V117H204ZM211 115H212L213 117H212ZM15 116H17V117H15ZM25 116H26V118H25ZM33 116H34V117H33ZM39 116H40L41 118H40ZM44 116L46 117L45 119H44ZM88 116H87V117H88ZM96 116H97V117H96ZM104 116H106V117H104ZM113 116H114V118H115L116 116H117L118 118L116 117L115 120H114ZM174 116H175L176 119L174 118ZM214 116H215V117H214ZM218 116L221 117V118H219ZM224 116H225V118H224ZM228 116H229L230 118H228ZM253 116H254V117H253ZM260 116H261V117H260ZM4 117H5V119H4ZM9 117H10V118H9ZM19 117H20V118H19ZM22 117H23V116H22ZM28 117H29V118H28ZM32 117H33V118H32ZM60 117H61V118H60ZM89 117H88V118H89ZM94 117H95V118H94ZM109 117H110V119H109ZM111 117H112V119H111ZM171 117L173 118L172 120H170ZM193 117H194V118H193ZM8 118H9V119H8ZM17 118H18V119H17ZM42 118H43V119H42ZM56 118H57V120H55ZM66 118H67V119H66ZM92 118H93V119H92ZM105 118H106V119H105ZM151 118H152V119H151ZM153 118H154V119H153ZM191 118H192V119H191ZM204 118H206V119H204ZM211 118H212V119H211ZM214 118H215V119H214ZM226 118L228 119V120H227V123L230 122L229 120H230L231 118H232V121L235 120L236 122H234V123L231 122V123H230L231 125L226 123L227 126H225L224 123L226 122V120H225ZM238 118H240V120H239ZM245 118L247 119V122H245ZM20 119H22V124H21V120H20ZM40 119H41V120H44V121H41ZM72 119H74V120L72 121ZM107 119H108V121H109V120H110V121L107 122ZM139 119H140V120H139ZM219 119L221 120V125H218V123L220 124V120H219ZM248 119H249V120H248ZM10 120H14V123H16V121L18 120V121H17V123H18L17 125L20 124V126H17V125H15V124H13V121H10ZM29 120H30V121H29ZM38 120H39V121H38ZM45 120H47V122H46ZM70 120H71V121H70ZM88 120H90V119H88ZM96 120H95L94 123H96ZM99 120H100V121H99ZM102 120H103V121H102ZM123 120H124V119H123ZM130 120H132V121L129 123ZM144 120H145V121H144ZM169 120H170V121H169ZM194 120L197 121V123H195ZM213 120H214L217 124L214 123ZM223 120H225V122H224ZM250 120H251L252 122H254V123L251 122V123H252V124H251V123H250ZM9 121H10V122H9ZM19 121H20V122H19ZM23 121H24V122L26 121L25 124H27V126L24 125ZM32 121H33V122H32ZM105 121H106V122H105ZM121 121H122V120H121ZM135 121H136L137 124L135 123ZM140 121L143 123V124H141V126L138 124V123H141ZM147 121H148V120H147ZM189 121H190V122H189ZM204 121H205L206 123H205ZM238 121H239V123H241V125L244 124V123H245V125H243V128H241L240 130L236 129V130L238 131V132H235V133L237 134L236 136H239L240 132H243V131H244V133H245V135H246V137H247V133H248V132H251V133L253 132V134L248 135V137L250 138V136L254 135V133L256 134V136L251 137V141H250V139H249L248 137H247V139H245V138H246L245 135H243V136H244V137H243L242 134L240 135L241 137L239 136L240 138H238V137L235 136V133H234L233 131H231V133L234 135V137L237 138V139H235V138L233 137L234 139H233V142H232V139H231V135H232V134L229 133V130H231V129L233 130V128L235 129V126H236V127L238 126ZM240 121H241V122H240ZM243 121H244V122H243ZM248 121H249V122H248ZM11 122H12V123H11ZM29 122H30V124H29ZM35 122H36L37 124H36ZM42 122H43V123H42ZM45 122H46V123H45ZM54 122H56V123H54ZM59 122H60V123H59ZM63 122H64V124H65V123H68V125H67V124L63 125ZM72 122L75 123V125H74ZM82 122H83V123L86 122V124L84 125ZM89 122H90V121H89ZM123 122H122V123H123ZM148 122H149V121H148ZM169 122H170V123H169ZM171 122H172L173 124H171ZM209 122H210V123H209ZM211 122H213L214 124H213V123L211 124ZM242 122H243V123H242ZM49 123H52V124H49ZM58 123H59V125H58ZM109 123H110V124H109ZM113 123H114V124H113ZM119 123H118V126H119ZM122 123H121V124H122ZM175 123H176L178 126H180V128H179ZM179 123H180V122H179ZM182 123H183V122H182ZM184 123H183V124H184ZM190 123H191V124H190ZM200 123H201L203 126L200 125ZM204 123H205V124H204ZM263 123H264V122H263ZM9 124H11L12 126L9 125ZM31 124H33V125L36 124V125H35V126H32ZM43 124H45V125H43ZM46 124H47V125H46ZM53 124H54V125H53ZM82 124H83V125H82ZM168 124H167V125H168ZM174 124L176 125V127L174 126ZM188 124H189V125H188ZM196 124H199V125H196ZM207 124H208V126H209V127L207 126L208 128H206V126H205V125H207ZM250 124H251V125H250ZM254 124H255V126H257L256 129L258 128L257 130H252L253 128H255V126H253V128L251 129L252 125H254ZM258 124H259V125H258ZM29 125H31V126H29ZM37 125H38V126L42 125L43 128H42V126H40V128H38ZM48 125H49V126H48ZM50 125H51V126H50ZM72 125H73V126H72ZM81 125H82V126H81ZM102 125H103V126H102ZM109 125H110V127H109L110 130H109V128H108ZM130 125H131L132 128L130 127ZM142 125H143V126L145 125V127H146L147 129L144 128ZM155 125H154V127H155ZM190 125H193V126L195 125V128H193V126H192L193 129L190 130V127H188V126H190ZM247 125H249L250 127L247 126ZM21 126L24 127V128H22ZM52 126H53V128H54L55 130L52 128ZM63 126H64V128L66 127L67 130H66V128H65V130H64ZM74 126H76L77 128L74 127ZM83 126H85V127H83ZM87 126H88V128H86ZM89 126L91 127V129H92V128H94V129L91 130V129L89 128ZM122 126H123V125H122ZM138 126H140V128H141V127L143 128V129H140V132H139ZM170 126H169V127H170ZM196 126H197V127H196ZM200 126H202V128H200ZM213 126H214V128H215V127H216V128L213 129ZM217 126L219 127V129H220V126H222L221 129H222V130L224 129L223 132H225V133H226V131H228V132L226 133V134H227V137H226V134H225V133H222L221 129H220V130H216V129L218 128ZM246 126H247V127H246ZM260 126H262V128H260ZM2 127H3V128L5 127L6 129L8 128V129H7V130H6V129L4 130ZM31 127H32V129L34 130V131H33V130L31 131V132L34 133L33 135H35V133L39 134V132H40V133H41V134H40L41 136H40V135H36V136H38V137H36V138H35V137H32L33 135L30 133V130H31V129H30V130L28 129V128H31ZM36 127H37V129H36ZM56 127H57V128H56ZM60 127H61V128H60ZM69 127H71V128H69ZM72 127H73L74 130L72 129ZM81 127H82V128H81ZM97 127H98V128H97ZM115 127H114V128H115ZM119 127H120V131L123 130L124 127L127 128L126 126L122 127V129H121V126H119ZM174 127H175V128H174ZM203 127H204V128H203ZM223 127H224V128H223ZM225 127L228 128V129L226 130ZM20 128L23 129V130L21 129V131H20V132H21V135H17V134H20L19 131H18ZM26 128H27V129H26ZM59 128H60V129H59ZM84 128H85V129H84ZM96 128H97V129H96ZM100 128H101V129H100ZM117 128H118V127H116V130H117ZM197 128H198V131H196ZM210 128H212V130H213L212 133L209 131V130H211ZM237 128H239V127H237ZM244 128H246V129L244 130ZM248 128H250L251 131H250V129H248ZM2 129H3V130H2ZM9 129H12V131L9 130ZM47 129H48L49 131H48ZM68 129H69L70 131H74V132L71 133ZM75 129H76V132H78V133H79V130H80V133L82 132V134H81L82 136H84L83 134H85V132H83L82 130L86 131V133L88 132V133H87L88 136H86L87 134H85V139H90V140H89V141L86 140L85 142H83L82 140H80V136H81V135H79L78 133L74 134V133H75ZM103 129H104V130H103ZM107 129L109 130L110 135H111V137H109V138H111V139H109V140H112V141H108V138L106 139V137H108V136H106L107 131L105 132V130H107ZM112 129H113V130H112ZM194 129H195V130H194ZM202 129H203V130H202ZM14 130H17L16 133L14 132ZM24 130H25V133H24V135H23L22 131L24 132ZM26 130H28V132H27ZM36 130H38L39 132L36 131ZM43 130H44V131H43ZM60 130H62L63 132L60 131ZM97 130L99 131L100 134H102L103 132L106 133V134H104V136L102 135V137H104L105 140H104V138H100L101 136L98 137L100 134L98 135V134L96 133V132H98ZM116 130H115V131H116ZM118 130H119V129H118ZM124 130H125V129H124ZM141 130H142V131H141ZM192 130H193V131H192ZM204 130H206V131H204ZM214 130H216V131L214 132ZM225 130H226V131H225ZM242 130H243V131H242ZM246 130H247V133L245 132ZM248 130H249V131H248ZM5 131H6V132H5ZM9 131H10L11 133H9ZM42 131L44 132V134H43ZM55 131H57L58 133L55 132ZM67 131H69V132L71 133V135H70L69 133H67ZM90 131H91V132H94V134L92 133V134H93V135H92V134L90 133ZM100 131H101V132H100ZM129 131H130V132H129ZM136 131H137V132H136ZM143 131H144V132H143ZM153 131H154V132H153ZM218 131H219V132H218ZM234 131H235V130H234ZM239 131H240V132H239ZM254 131H255V132H254ZM261 131H260V132H261ZM2 132H4V133L2 134ZM45 132H46V133H45ZM134 132H135V135H137L136 137H133ZM138 132H139V133L142 132L143 134H142V133H141L142 135L139 134L140 137H138V136H139V135H138ZM174 132H175V134H174ZM196 132H199V133H200V132H206V133H205V136H204V134L201 133L203 136L200 134L201 137L198 136V137H200V139L197 138V139H199V141H198L197 139H196V140H193V139H192L193 137H195V133H196ZM220 132H221V135H218ZM256 132H257V133H256ZM12 133H13V134H12ZM26 133H27V134H26ZM29 133H30V134H29ZM56 133H57V134H56ZM66 133L69 134V135H68L69 138L66 136ZM116 133H117V132H116ZM124 133H125V131H124ZM128 133H129L130 135H128ZM132 133H133V134H132ZM152 133H153V134H152ZM210 133L213 134V135L211 136ZM214 133H216L217 135H214ZM244 133H243V134H244ZM4 134H6V135H4ZM9 134H10V135H9ZM25 134H26L27 136H25ZM42 134H43V135H42ZM53 134H54V135H53ZM55 134H56V136H55ZM77 134L79 135V137L76 136ZM90 134H91V135H90ZM173 134H174V135H173ZM223 134H224V136H223ZM248 134H249V133H248ZM263 134H264V133H263ZM2 135H3L4 137H3ZM11 135H12V136H11ZM16 135H17V136H16ZM29 135H30V136H29ZM89 135L91 136V138H90ZM107 135H109V133H108ZM115 135H116V134H115ZM155 135H156L157 139H159V137H160V136H158L159 133H158V134L155 133L154 136H155ZM197 135H198V133H197ZM197 135H196V137H197ZM209 135H210V137H209ZM229 135H230V136H229ZM6 136H7V137H6ZM10 136H11L12 138H11ZM42 136H43V137H42ZM48 136H49V137H48ZM53 136H54V137H53ZM59 136H60V138H59ZM65 136H66V137H65ZM72 136H73V137H72ZM175 136H176V137H175ZM186 136H187V137H186ZM218 136H219V137H218ZM220 136H221V138H220ZM228 136H229V137H228ZM261 136H262V134H261ZM263 136H264V135H263ZM263 136H262V137H263ZM8 137H9V138H8ZM17 137H19L18 140H17ZM20 137H22V140H19V139H21ZM29 137H30V139H29ZM41 137H42L43 142H42V140L40 139ZM56 137H57V138H56ZM74 137H75V139H77V140H75ZM87 137H88V138H87ZM93 137H94L95 140L93 139ZM112 137H114V138H112ZM124 137H127V138L124 139ZM137 137H138L139 139L141 138V141H140ZM185 137H186V138H185ZM205 137H207V138H209V139H206ZM212 137H213V138H212ZM222 137H223V138H222ZM259 137H260V136H259ZM259 137H258V139H262V140L264 139V138H259ZM10 138H11V139H10ZM15 138H16V139H15ZM32 138H33V139H34V138L36 139V140L34 139L35 142L32 141V140H33ZM37 138H39V139H37ZM48 138H50V143H48V142H49V139H48ZM81 138H82V137H81ZM96 138H97V139H96ZM128 138H129V139H128ZM133 138H134V139H133ZM136 138L138 139V141L136 140ZM204 138H205L206 140H205ZM228 138H229V139H228ZM242 138H243V140H242ZM26 139H27V140H26ZM28 139H29L30 141H29ZM44 139L47 140V141H44ZM57 139H58V140H57ZM64 139H65V141H64ZM68 139H70V140H68ZM71 139H72V140H71ZM83 139H84V138H83ZM91 139L93 140V141H92L93 144L90 143V146L88 145V147H87V142H90ZM100 139H102V141H103V140H104V141L102 142ZM121 139H123L122 141L125 140L124 142H126V143L124 144L123 142H121V141H120ZM184 139H185V140H184ZM190 139H191V140H190ZM214 139H215V140H214ZM221 139H224V140L220 141ZM248 139H249V141H250L253 145L256 144L255 147H252V145H250L251 143L248 141ZM252 139L255 140V141L253 142ZM15 140H16V141H15ZM23 140H24V144H23ZM25 140H26V142H25ZM38 140H39L40 142H39ZM51 140H52V141H51ZM61 140H62V141H61ZM74 140H75V141H74ZM97 140H100L99 142H100V143H101V142L103 143V144L100 145V149H98V148H99V147H98V146H99V142L97 143L98 145L95 144V143H96L95 141H97ZM182 140H180V141L183 143ZM202 140H203V141H202ZM208 140H210V141H208ZM212 140H213V141H212ZM217 140H219V141H217ZM227 140H228V141H227ZM234 140H235V141H234ZM237 140H238V142H237ZM262 140H261V141H262ZM6 141H7V142H6ZM20 141H22V143H21ZM31 141H32L33 144H32V143H30V144L27 143V142H31ZM37 141H38V142H37ZM54 141H55V142H54ZM60 141H61V142H60ZM72 141L75 142V144H76L77 141H78V142H77L76 145H73L74 143H73ZM80 141H81V142H80ZM105 141H106V142H105ZM115 141H116V142H115ZM132 141H134V142H132ZM135 141L139 143V144L137 143L138 147H137L136 149H135V147H136L137 145L135 144V143H136ZM193 141L196 142V145H197V143H198V145L200 146V149H199V150H198L199 146H194ZM197 141H198V142H197ZM201 141H202L203 143H202ZM207 141H208L209 143H208ZM211 141H212L213 143H212ZM242 141H245V142L242 143ZM247 141H248V143H247ZM4 142L6 143V145H5ZM15 142H17V143H16V147H15V145L13 144V143H15ZM44 142H47L48 144H47V143L45 144ZM51 142H52V143H51ZM56 142H57L59 145H57ZM68 142H69V143H68ZM107 142H109V143H108V150H109V151H107V149H106L107 147H106V146L104 147V145H106ZM110 142H111V144H110ZM140 142H141V143H140ZM145 142H147V143H145ZM148 142H150V143L152 142V144L150 145ZM159 142H160L161 144H160ZM200 142H201L202 144H200ZM210 142H211V143H210ZM226 142H227V145H226ZM235 142H236V143H235ZM255 142H256V143H255ZM263 142H264V140L262 141V143H263ZM20 143H21L22 145H21ZM39 143H41V146H42V143H43V144H44V145H43L44 147H45V146L48 147V145H49V146L52 145L51 147H53V148L56 147V145H57V146H60L61 144L64 143L65 146H64V145H61V146H60L61 148L59 147V149H61V150H58V151H63V148H62V147L64 146V151H65V153L67 152V151L65 150L66 148H67L68 150L70 149L69 151L72 150L74 153L71 154L72 152H70V155H71V157H70V155H68L69 153L67 152L68 154H66V155H68V156H69V159H70V160L67 159V160L69 161V162H68V161L65 159V157H64V156H65V155H64V152H62V154H63L64 156H61L62 154L60 155L61 152H59V154H58V152H54V153H56V155L54 156V154H53L52 152H51L50 154L48 153V152H49V151H48L49 149H50L51 151H55V150H53V148L51 149V147H49L48 149H46V147H45L44 150H45V149H46V150H45V151H42L41 149H43V148H41V146H40ZM78 143H79V145H80V143H81V146H79ZM82 143H83V144L86 143V144H85V147H86V148L82 147V146H84V145H82ZM104 143H106V144H104ZM131 143H133V144L131 145ZM143 143H145L146 146L148 145L147 147L150 146V147L147 149L148 151L141 149L142 146L145 147V144H143ZM192 143H193V144H192ZM204 143H205V144H204ZM214 143H216V144L223 143V144H222V145H220V144H219V145H216V144H214ZM224 143H225V144H224ZM230 143H231V144H230ZM233 143H234V144H233ZM237 143H238V144H237ZM17 144H18V146H17ZM31 144H32V145H31ZM37 144H38V145H37ZM54 144H55V145H54ZM134 144H135L136 146H134ZM169 144H171V145H169ZM228 144H230L231 146H229ZM235 144H236V145H235ZM244 144H245V145H244ZM246 144H247V145H246ZM24 145H25V146H24ZM66 145H67V147H66ZM69 145H70V146H69ZM77 145H78L79 147H81L82 149L84 148V150H81V148H79ZM119 145H120V146H119ZM140 145H141V148L139 147ZM153 145H156L157 147L154 148L155 146H153ZM168 145H169V146H168ZM179 145H180V146H179ZM204 145H205V146H204ZM233 145H234V146H233ZM257 145H260V146H257ZM30 146H31V147H30ZM39 146H40L41 149H39V148H38L39 150H38L37 148L34 149L35 147H39ZM43 146H42V147H43ZM73 146H74V147H73ZM75 146L79 148V149L76 148L78 151H79V150H81V151H85V153H87V154H90V151H92V153H95L94 150H93L92 148H96V147H98L97 149H95L96 152H99V150L101 151V150H105V149H106V150H105V152L107 151L106 153H103V154H102V151H101L100 154L98 153L99 155H97V153H95V155L98 156V158H100L99 156H102V157H101V160H99L96 156H95L96 158L93 157L95 160L98 159L96 163H100V164L102 165V167L100 166V164H96V163H94L93 158L91 159V160L93 161V164H91L92 161H89V160H90V159H88L89 156H88L87 158H85V157H84L85 153H84V155H83V152H81V151L78 152V153H82V154H80V155H82V156H83V159L85 158V159L87 160V162H84L83 159H82V163H86V165H85V164H83V166H82V165H79V163H81V160L78 161L79 158L77 159V157H80V155L78 156V154L76 153V151L73 150V149L75 148ZM91 146H92V148H91L90 150L87 149V148H89V147H91ZM95 146H96V147H95ZM110 146H111V147L114 146V147L111 149ZM123 146H124V147H123ZM129 146H130V147H129ZM131 146H132V147H131ZM133 146H134V147H133ZM178 146H179V147H178ZM207 146H209V147H207ZM220 146H221V147H220ZM223 146H224V147L226 146L227 148L230 147V149H228V150H230V153H231V152L234 153V155L236 154L235 152H238V154L235 155L236 158L232 159L234 155H233V156L230 155V153L227 151V149L224 148ZM228 146H229V147H228ZM240 146L242 147V150H241V151H242V152H241V156L244 157V156L246 155V156H245V158H247L246 160H245L243 157L240 158V156H239V154H240L239 150L241 149ZM245 146H247V147H245ZM17 147H18V150L21 149V147H22V149H21L22 151L20 150L19 153H18V151L16 152V151H15V148H16V150H17ZM27 147H28V148H27ZM32 147H34V148H33V150L30 151V149H32ZM101 147H102V148H101ZM126 147L128 148V152H127V148H126ZM147 147H146V148H147ZM152 147L154 148L153 151H151V150L153 149ZM165 147H166V148H165ZM169 147H170V148H169ZM177 147H178V148H177ZM194 147H195V148H194ZM196 147H198V148L196 149ZM203 147H204V148H203ZM210 147H211V149H210ZM234 147L237 148V149H238V147H239L240 149H239V150L235 149V151H234V150L231 149V148L234 149ZM249 147H250V148H251V147H252V148H255V151H256L258 154H259V153H261V155L263 154L262 157H261V156H258V155H254V154H255V151L253 152V149H252V148L250 149ZM258 147H259V149H258ZM260 147H261V149H260ZM26 148H27V149H26ZM109 148H110V149H109ZM121 148H123V149H125V150H121ZM133 148H134L135 151H136V150H137V151L139 150V151L141 152V154H140V153H135L134 150H133ZM146 148H145V149H146ZM151 148H152V149H151ZM164 148H165L166 150H167V148H169L170 150H175V151H174L175 153H174L173 151L171 152L169 149H168L169 151L167 150L166 153H165V151H164L165 149H164ZM176 148H177V149H176ZM182 148H183V150H182ZM205 148H206L207 151H209V152L214 150L213 152H214L216 155H215V154H214V155L212 154V155H211L212 157H213V156H218V155H219V156H218V157L210 158L211 156L208 155L209 157L205 156V157H206V158H205V157H204L205 154L203 155V153L207 152L206 150H205V151L203 150V149H205ZM208 148H209V150H208ZM9 149H12V150L14 151V153H16V154H15L16 156H17L18 154H19V156H20V155H21V156H20V157H19V156L16 157V156H14V154L12 153V151H7L8 153H9V152L12 153V154H8V157H7V152H5V151H6V150H9ZM24 149L29 150V151H27V153H25V154L23 155L24 151H26V150H24ZM76 149H75V150H76ZM156 149H157V151H156ZM180 149H178V151H180ZM195 149H196V150H195ZM201 149L203 150V153H201V152H202ZM212 149H213V150H212ZM245 149H246V150H245ZM248 149H249V150H248ZM256 149H258L259 152H258V150H256ZM34 150L37 152V156H38V158H37V156H36V154H35L36 152H35ZM87 150H88V151H87ZM110 150H112V152H111ZM221 150H222V151H221ZM224 150H226V154H227V155L224 153V152H225ZM231 150H232V151H231ZM236 150H237V151H236ZM247 150H248L249 152H248ZM3 151H4V152H3ZM38 151H41V152H38ZM47 151H48V152H47ZM56 151H57V148H56ZM132 151H133V152H132ZM137 151H136V152H137ZM149 151H151L150 154H149ZM154 151L157 152L156 155H157L158 157L155 156ZM158 151H159V152H158ZM197 151H198V152L200 151V153H201L200 156L197 154V153H198ZM223 151H224V152H223ZM263 151H264V150H263ZM28 152H31V154H32V152H33L34 154H32V155H34V156H36V157H32V159L34 158V159H37V160L40 159V158L42 157V154H43V156H44V153L46 152V153L49 155L48 163H47V156H46L47 154H45L44 157L46 158V159H45L46 161L43 160V159H44L43 157H42L43 159L41 158V160H38V161H36V160L33 159L35 162H37V163L39 164V165H36L32 159L29 160V158H28L27 155H29V157H31L32 155L30 156V153L28 154ZM130 152H131V153H130ZM163 152H164V153H163ZM222 152H223V153H222ZM252 152H253V153H252ZM21 153H22V154H21ZM110 153H111V154H110ZM118 153H119V154H118ZM123 153H125V154L127 153L128 155H127V154L125 155V154H123ZM152 153L154 154L153 157L151 156ZM171 153H174V155H172ZM181 153H183V152H181ZM181 153H180V155H178L179 157L181 156ZM194 153H195V154H194ZM200 153H199V154H200ZM211 153H212V152H210V153L207 152V154H211ZM217 153H218V154H217ZM220 153H221V154H224V155L222 156ZM232 153H231V154H232ZM247 153H248V154H247ZM40 154H41V156H39ZM101 154H102V155H101ZM107 154H109V155H107ZM117 154H118V155H117ZM143 154H147V155H144L146 159H145V158H142V159H141L140 156H142ZM162 154H164L165 156L162 155ZM192 154H193V155H192ZM228 154H229L230 156H229V157H226V156H228ZM9 155H10V156H9ZM12 155H13V157H14V160L11 161V158H12L11 156H12ZM22 155H23V157H27V158H28V159L26 158L27 161H26V160L24 161V159H23V161H22V158H21ZM50 155H53V156L50 157ZM72 155H73L74 157H72ZM90 155H91V154H90ZM137 155H138V156L140 155V156L138 157ZM166 155H167L168 158L166 157ZM168 155H169L170 157H171V156H172V157L169 158ZM188 155H189V156L192 155L191 158L193 157L194 159H197V161H196V160L194 161V163H196V165H195V164H194V165L192 164L193 162L191 161V159L189 158ZM194 155H197L199 158H196ZM252 155L254 156L255 159L253 158ZM259 155H260V154H259ZM56 156H57V157H56ZM68 156H67L66 158H68ZM75 156H77V157H75ZM85 156H87V155H85ZM92 156H93V155H91V157H92ZM106 156H110V157H107V158H106ZM111 156H112V160L110 159ZM116 156H117V157H116ZM122 156H124V158H121ZM160 156H161V158H162V156H163V158H162L163 161H160V160H159V159H160V158H159ZM176 156H175V157H176ZM201 156H202V157H201ZM237 156H238V159H237ZM256 156H258V157H260V158H262V159H261V160H260V158L256 159ZM18 157H19V158H18ZM39 157H40V158H39ZM54 157H55V158H54ZM61 157H62L63 159H62ZM137 157H138V158H137ZM142 157H143V156H142ZM147 157H148V158H147ZM154 157H155V158H154ZM156 157H157V158H156ZM181 157H182V156H181ZM220 157H223V160L220 161L221 163L218 161V160H220V159H218V158H220ZM249 157H250V158H251V157L253 158V159H251L252 162H250ZM9 158H10V159H9ZM15 158H16V161H15ZM17 158H18V160H17ZM51 158H52V159H51ZM53 158H54V160H53ZM58 158H59V159H58ZM72 158H73V159H72ZM81 158H82V157H81ZM81 158H80V159H81ZM89 158H90V157H89ZM135 158H136V160H135ZM149 158H151V159H150L151 163H150L149 160H147V159H149ZM153 158L156 159V160H153ZM177 158H178V157H177ZM193 158H192V159H193ZM203 158H204V161H205V160H209V161L206 162V164L209 162L208 165L203 164V166L206 167L207 171H206L205 168L202 166V162L205 163L204 161H202ZM208 158H209V159H208ZM242 158H243V159H242ZM76 159H77V161H74V160H76ZM85 159H84V160H85ZM174 159H175V158H174ZM188 159H189L190 161H189ZM198 159H201V160L198 161ZM216 159H218V160L216 161ZM225 159H227V160H228V159H231V160H228V161H229V162H228V161L225 160ZM239 159H240V161H239ZM9 160H10V161H9ZM19 160H21V161H19ZM50 160H51V161H50ZM71 160L73 161V163H72ZM86 160H85V161H86ZM104 160H105V161H104ZM140 160H141L143 163H141ZM170 160H171V162H170ZM211 160H212V161H211ZM235 160H236V161H235ZM237 160H238V161H237ZM244 160H245V161H244ZM256 160H259V161H257L258 163L256 162ZM262 160H263V161H262ZM13 161H14V162H13ZM17 161L20 162V163H19L20 165H18ZM40 161H43L44 164H42L43 162L40 163ZM55 161H56V162H55ZM100 161H101V162H100ZM102 161H104L106 164H105L104 162H102ZM109 161H110V162H109ZM152 161H153V162H152ZM158 161H159V162H158ZM166 161H167V162H166ZM188 161H189V163H188ZM223 161H224V162H223ZM225 161H227V162L225 163ZM231 161H232V162H231ZM233 161H235V162H233ZM242 161L245 163L244 165L248 164V162H250V163H252V164H253V162H254V164H255L256 166L259 164L260 167H261V165H262L263 167L258 169V167H259V165H258L257 167H252V168H250L251 170L254 168V169H253L254 171H251V170L248 171L249 169H248V170H247V169L243 170L244 165L242 164V165H243V167H242V165L239 164V163H241ZM247 161H248V162H247ZM260 161H262V162H260ZM9 162H13V163H9ZM31 162H32V163H31ZM51 162H52V163H51ZM54 162H55V163H54ZM60 162H61V164H59ZM67 162H68V163H67ZM70 162H71V164H70ZM77 162H78V163H77ZM111 162H112V163H111ZM115 162H118V163H116V164H117V167H118V169H116L117 167L115 168L116 170L113 169L112 167H110V166H112L113 164H115ZM119 162H120V163H119ZM137 162H138V163H137ZM139 162H140V163H139ZM169 162H170V163H169ZM210 162H211V163L213 162V163L211 164ZM246 162H247V163H246ZM255 162H256V163H255ZM259 162L262 163V164H260ZM5 163H6V164H5ZM15 163H16V164H15ZM28 163H29V164H28ZM33 163H34V165H33ZM45 163H46V164H45ZM53 163H54V164H53ZM75 163H76V165H74V167H73V164H75ZM88 163H89V164H88ZM108 163H109V164H108ZM135 163H136V164H135ZM147 163H148V164H147ZM171 163H173V164H171ZM180 163H181V165H180ZM190 163L192 164V167H193L194 169H193V168L191 169ZM199 163H200V164H199ZM217 163H218V164H217ZM227 163H228V165H229L230 163H231V165H233V167H230L231 165L229 166V167H230V170H229V168L227 169V167H228V166L226 165ZM237 163H238V164H237ZM12 164H14V165H12ZM50 164H51V165H50ZM68 164H69V165H68ZM77 164L80 166V168H79V166H78ZM103 164H104V165H103ZM121 164H122V167H120ZM137 164H139L140 167H139V165H137ZM198 164L200 165V170H201V167H202V169L204 168L203 171L201 170V171H202L201 173H200V170H199V166H198ZM209 164H210V165H209ZM254 164H253L252 166H255ZM5 165H7V166H5ZM10 165H11V166H10ZM24 165H25V166H24ZM45 165H46V166H45ZM55 165H57V167H55V168H56L58 174L56 173V170L53 168ZM71 165H72V168H71ZM84 165H85V166H87V165L89 166V167L87 166V167H88V170L91 169V167L93 168V165H95L94 168L97 170V172H96L95 169H93L94 171H90V170L87 171V168L85 169ZM106 165H107V168H108V169L106 168ZM108 165H109V166H108ZM135 165H137L138 167H135ZM168 165H169V166H168ZM219 165H220V167L223 165V166L221 167V168L223 169V171H222V169H221V171L223 172L222 174L227 173L225 176L228 177V176L230 175V179H229V178H226L224 175L222 176V174H219V173H220V172H219V169H220ZM235 165H236V166H235ZM250 165H251V164H250ZM4 166H5L6 168H5ZM16 166H17V168H16ZM31 166L33 167L34 170L32 169ZM41 166H42V167H41ZM48 166H49V169H48ZM75 166H76V167H75ZM113 166H114V165H113ZM123 166H124V167H123ZM132 166H133V167H132ZM189 166H190V167H189ZM207 166H208V167H207ZM212 166H214V167H212ZM225 166H226V167H225ZM247 166L250 167L249 165H246L244 168H246ZM43 167H45V168H43ZM46 167H47V168H46ZM51 167H52V168H51ZM100 167H101V170H100L101 173H99V171H98V170L100 169ZM130 167H131V168H130ZM167 167L165 168V170H169V168H167ZM185 167H186V168H185ZM211 167H212V168H211ZM217 167H219L218 170H216ZM236 167H239V169H241V170L239 171ZM248 167H247V168H248ZM63 168H64V169H63ZM78 168H79L80 170H79ZM103 168H105V171H104ZM120 168H122V169H121L122 171H121V170L119 171ZM133 168H134V169H133ZM183 168H185V170H184ZM189 168H190V169H189ZM208 168H209V169H208ZM210 168H211V170H210ZM233 168L237 169V170H238V173H237V170L233 171V170H232ZM20 169H19V170H20ZM102 169H103V171L105 172L106 175H101V174H103V173H102ZM110 169H111V170L113 169V170H115V171H111ZM123 169H124V170H123ZM138 169H140V170H138ZM176 169H181V170H179L180 173H178L179 171L177 172ZM214 169H215V173L213 172ZM257 169H258V170H257ZM260 169H262V170H260ZM14 170H13V172H15ZM19 170H17V172L21 173ZM24 170H22V171H23V173L25 174ZM44 170L46 171L45 173H44ZM47 170H48L49 173L47 172ZM52 170H53V171H52ZM54 170H55V171H54ZM59 170H60V172H59ZM61 170H62V171H61ZM63 170H64V171H63ZM106 170H107L109 173H108ZM129 170H130V171H129ZM174 170H176V173L173 172ZM183 170H184L185 172H184ZM189 170H192L193 173H191V171H190V174H189ZM208 170H210V172H209ZM259 170H260L261 172H260ZM10 171H11V170H10ZM51 171H52V172H51ZM79 171H80L81 173H80ZM118 171H119V172H118ZM230 171H232L234 174H232ZM241 171H242V172H241ZM255 171H256L257 174L259 173L258 175L261 174V178H260V176H258V175L255 173ZM262 171H263V172H262ZM8 172H9V171H8ZM13 172L11 171V172H9V173H10V174L12 173L11 175H13V174H15V173H13ZM17 172H16L15 175H18ZM50 172H51V173H50ZM95 172H96V173H95ZM113 172H114V173H113ZM117 172L120 173V174H122L123 172H125V173L127 172L128 174H126V175L124 174L125 177H124V176H121L120 174H116V176H117V177H116V176H115V173H117ZM181 172H182V175H183V176L180 175ZM205 172H206V174H205ZM208 172H209V173H208ZM229 172H230V174H229ZM251 172H252V173H251ZM27 173H26V174H27ZM53 173H54V174H53ZM60 173H61L60 176H63V179H59V180H60V183H59V180H57V178H58V176H59ZM63 173H64V174H63ZM70 173H71V174H70ZM76 173H78V174L76 175L77 177L75 176ZM97 173H99L101 176L98 175ZM1 174H0V175H1ZM24 174L21 173V175H20V174H19V175H20V176H25L26 174H25V175H24ZM40 174H41V173H40ZM49 174H50V175L53 174L52 176H53L54 178H52L51 176H49ZM56 174H57V177L54 176V175H56ZM62 174H63V175H62ZM67 174H69L70 176L67 175ZM73 174H74V175H73ZM85 174H87L86 177H85ZM88 174H89L90 176H88ZM95 174H97V175H95ZM107 174H108V175H107ZM137 174H138V173H137ZM187 174H188V175L193 174V175H191V176H193V177L195 178V179H194L193 177H191V179L193 180V181H191V184H188L189 182L186 183V184H188V185H187L188 188H187V186L184 185L183 181L181 180V179L186 180V179H184V177L186 178V176H188ZM201 174H205V175H206V177H205V176L203 177V178H204V181H203V178H202ZM217 174H218V175H217ZM236 174H238V175H236ZM255 174H256V175H255ZM27 175H28V174H27ZM47 175H48L50 178H52L53 180L55 179V180H56V184H54V183H55V180H54V182H50V183L47 182V181L45 180L46 183H44L45 181H43V180L45 179V177H46ZM83 175H84V176H83ZM92 175H95L96 177H98L97 180L94 179V178H96V177H93ZM110 175H112L113 177L115 176V180H113V177L110 176ZM210 175H211V176H210ZM213 175L215 176V178L212 177ZM253 175H255V176H253ZM262 175H263V176H262ZM48 176H47V178H48ZM64 176H65V177H64ZM71 176H72V178H71ZM74 176H75V178H74ZM80 176H81V177H84L85 179H83V178H79ZM103 176H107V177L109 176V178L107 179L106 177L104 178ZM181 176H182V177H181ZM199 176H201V180L203 181V183H201L202 181L199 179V178H200ZM236 176H237V177H236ZM257 176H258V177H257ZM100 177H101V178L103 177V179H104L105 181L108 180V182H106V184H105V183H104L105 181H104L103 179L100 181V179H101ZM189 177H190V176H189ZM196 177H197V178H196ZM211 177H212V178H211ZM231 177H233V178H231ZM238 177H239V178H238ZM255 177H256V178H259V179L257 180ZM23 178H24V177H23ZM23 178H22V180H21V177H19L20 181H23V180H24ZM27 178H28V179H27ZM47 178H46V179H47ZM59 178H61V177H59ZM65 178H66V180H65ZM67 178L69 179L70 184H69V182L67 181V180H68ZM89 178H90V179H89ZM131 178H132V177H131ZM131 178H130V180H132L133 178H135V174H134V177H133L132 179H131ZM179 178H180V179H179ZM205 178H206V179H205ZM209 178H210V179H209ZM19 179H18V180H19ZM73 179H74V180H73ZM82 179H83L84 181H83ZM109 179H110V180H109ZM117 179H118V180H117ZM125 179H127V180H126V181H127L126 183H128V181H130L128 178H125ZM187 179H189V178H187ZM197 179H198V180H197ZM218 179H219V180H218ZM231 179H232V180H231ZM249 179H250V180H249ZM263 179H262V181H264ZM61 180H64V181H61ZM72 180H73V182H72ZM78 180L81 182V184L78 183V182H79ZM88 180H89V181H88ZM95 180L98 181V182H96V184H95ZM111 180H112L113 182L115 181L114 183L117 184V186H116V185H110L111 183H113ZM189 180H190V179H189ZM210 180H211V181H210ZM230 180H231V181H230ZM247 180H248V181H247ZM253 180H254V181H256V180L259 181V184H260V185L258 184V182H257V184H256V182H255V184H253V185H255V187H257V189H258V187H259V189H258L259 192H258V191H255L256 193H255V194H252V193L254 192V190L256 189V188H253V191H250V193H251L252 195H251L250 193H249L248 195H244V194H247L246 192H247V190L249 189L247 186L250 185V184L252 185V183L254 182ZM20 181H19V184H21ZM42 181H43V182H42ZM48 181H50V179H48ZM51 181H52V180H51ZM74 181H75V182H74ZM76 181H77V182H76ZM82 181L84 182V187H83L84 189L81 187V186H83V185H82V184H83ZM93 181H94V182H93ZM99 181H100V184H99ZM109 181H111V183H110ZM116 181H117L118 183H116ZM123 181H124V182H123ZM186 181H187V180H186ZM194 181H196V182L194 183ZM207 181H208V182H207ZM65 182H66V183H65ZM88 182H93V184H92V185H91V184L88 185V184H89ZM122 182H123V184L121 185ZM217 182H218V183H217ZM225 182L227 183L226 186H225V184H226ZM250 182H251V183H250ZM71 183H72V184L74 183V185H75V184H76V185H75V186H74V185L72 186ZM101 183L103 184V187H105V188H104V189H105V192L102 191L103 187L101 186ZM114 183H113V184H114ZM222 183H223V184H222ZM235 183H236V184H235ZM244 183H246V184H244ZM77 184H78V185H77ZM108 184L110 185V187H109ZM118 184H120V185H119L120 187L118 186ZM212 184H213L215 187H214V186H211ZM216 184H217V185H216ZM42 185H45V187L43 186L44 189H43ZM51 185L54 186L52 189H50V188H51ZM105 185H106V186H105ZM107 185H108V186H107ZM223 185H224V186H223ZM253 185H252V187H254ZM35 186H36V187H35ZM38 186H39V187H38ZM40 186H41V187H40ZM100 186L102 187L101 189H100ZM112 186H113V188H112ZM127 186H128V184H127ZM177 186H176V187H177ZM184 186H185V187H184ZM217 186H218V187H217ZM220 186H221V187H220ZM239 186H241V188H243V189H244L245 186H246L248 189H245V190H246V192H245V190H243V189H239ZM23 187H26V188H27L26 191H25L24 189H20V188H23ZM32 187H33V188H32ZM70 187H71V188H70ZM73 187L75 188L76 191H75V190H74V191L77 193V195H76V193H74V191H73L74 188H73ZM79 187H81V190H79ZM89 187H91V188H89ZM199 187H200V189H199ZM219 187H220V188H219ZM225 187H226V188H225ZM232 187H233V188H232ZM236 187H237V189H239V190L235 189ZM249 187H250V186H249ZM7 188H8V189H7ZM17 188L20 189L21 191L18 190V191L16 192ZM31 188H32V189H31ZM37 188H38V190H37ZM55 188H56V189H55ZM65 188H66V190H65ZM85 188H86V189H85ZM116 188H117V189H116ZM194 188H197V189H195V191H194ZM213 188H215V190H214ZM218 188H219V189H218ZM227 188H228V189H227ZM230 188H231V189H230ZM250 188H251V187H250ZM33 189H34V190H37V191H34ZM63 189H64V190H63ZM82 189H83V190H82ZM87 189H88L89 192L91 191V192H90V196L88 195L89 197H91L92 195H93L94 197H95V196L97 197V198H96L97 200L93 199V198H94L93 196H92L91 198H88V197L86 198L87 201H89V199H90V200L93 199V200H91L92 202L96 201V203L94 202V203H95L94 206H93V203H92V207H94V210H95V206H96V205L98 206V207H96V209H97L96 211H94L93 208H90V207H91V206H90V205H91V204H90L91 201H89L88 203H86V202H82V203H81V201H82L83 199H85L84 197L86 196V194L89 193V192L87 191ZM91 189H93L94 191L91 190ZM95 189H96V190L98 189L97 191L99 192V194H100V191H99V190H101V192H102V193H101L102 196H105V198H106V200H105V201H107L106 203H105L104 199H102L103 197L101 196V194L99 195L98 192L95 191ZM118 189H119L120 191H119ZM132 189H133V188H132ZM134 189H135V188H134ZM220 189H221V190H220ZM234 189L237 190L236 193H234V192H235ZM13 190H14V191H13ZM22 190H24V191H22ZM32 190H33V194H32ZM78 190H79V191H78ZM122 190H123V192H125V194H124V193H123V194H120L121 197H120V195H119V196L117 195V197H119V200H121V201L123 200V202H120V203H119V200L116 199V201L118 202V203H116V205L118 206V208L122 209V211H123L124 213L122 212V214H121V210L118 209V208H116V206H115V204H114L115 202L112 201L113 203L111 202L110 205H111V204H114V205H111V208L114 206V207H113V209H114V211H113L114 214H113V212H111L112 210L109 211L110 209H109V210L106 209L105 206H108L107 203H109V202L111 201L110 198L115 197V196H114V193H115V195H116L117 193L119 194V193L122 192ZM124 190H125V191H124ZM185 190H186V191H185ZM218 190H220V191H218ZM222 190H225V191H222ZM230 190H232V191H230ZM11 191H12V192H11ZM28 191H29V192H28ZM44 191H45L46 193H45ZM49 191H51V192H50V193H51V196H50ZM128 191H127V192H128ZM133 191H134V190H133ZM133 191H132V192H133ZM233 191H234V192H233ZM241 191H242L244 194H243ZM14 192H16V193H14ZM18 192H19V194L17 195ZM23 192H24V193H23ZM37 192H39L38 195H37ZM43 192H44V194H42ZM58 192H59V194H58ZM92 192H94V194H92ZM95 192H96V193H95ZM111 192H112V193H111ZM116 192H117V193H116ZM190 192H189L188 195H192ZM211 192H212V191H211ZM211 192H209V193H211ZM220 192H221V193H220ZM223 192H224V193H223ZM225 192H226V193H225ZM230 192H231V193H230ZM232 192L234 193V195H232V194H233ZM239 192H240V193H239ZM248 192H249V190H248ZM9 193H8V194H9ZM13 193H14V194H13ZM20 193H21V194H20ZM30 193H31V194H30ZM35 193H36V194H35ZM62 193H63V194H62ZM67 193H68V194H67ZM71 193H72V194H71ZM104 193H105V195H104ZM106 193H107V194H106ZM181 193H182V191H181ZM184 193H182V194H180V195H181V196H182V195H185ZM187 193H188V191L186 192V195H187ZM213 193H214V192H213ZM218 193H219V195H218ZM228 193H229V194H228ZM241 193H242L243 195H242ZM45 194H46L47 196H46ZM194 194H195V193H194ZM13 195H14V196L16 195L17 197H16V196L14 197ZM29 195H30V196H29ZM32 195H33V196H32ZM63 195H66V196H63ZM67 195H68V196H67ZM75 195H76V196H75ZM79 195H80V196H79ZM81 195H82V197H81ZM108 195H109L110 197H109ZM111 195H112L113 197H111ZM186 195H185V196H186ZM207 195H208V194H207ZM230 195H232L233 197L230 196ZM241 195H242V196H241ZM249 195H250L251 197H250ZM255 195H256V196H255ZM19 196H20V197H19ZM24 196H26L25 199L29 198V200H32L31 203H30V202H27V201H29V200L26 201V200L23 198ZM36 196H37V197H39V196H44V199H43V197H39V198L37 199ZM69 196H71V197H69ZM98 196H100V198L102 197V198H101L102 200H100V198H99ZM178 196H179V195H178ZM181 196H180V197H181ZM185 196H184V197H185ZM215 196H214V197H215ZM227 196H228V197H227ZM11 197H12V198H11ZM47 197H48V199H49V197H50V199H53V200H56V199L58 200V199H59V201H62V202L59 203V201H58V203H57V202H55V201L52 202V200H49V201H50V202H49L48 200H45ZM64 197H65V198H64ZM80 197H81L82 200H80V199L78 200V198H80ZM117 197H116V198H117ZM210 197H208L209 199H207L206 203L203 202V204H202V205H204V206H205V204H206V206H208L206 211H205V209H203V208L201 207V205H200V207H199L200 212H201V211H202V212L205 211V212H204V215H202V216H203L202 218L204 219L205 217H207V220L204 219V222L207 223V221H209V223H207V224H209V225H207V224L205 223V225L209 228V230H208L207 227H205L204 222H203V219H202V221H201L200 223H202V224L204 225V226L202 227V224H201V227H202L203 229L201 230V232L199 231V234H197L198 230H200L201 228H199V226H197V224H195V225L193 226V228L195 227V230H196V231L193 229V230L195 231V235H193V234H194V233H192L193 231L191 232V230H192L191 227H192L193 224L191 225L190 223H191V220H194V219L190 218V219H189L190 222H189V221H188V222L186 221L187 223H189V225H191L190 227L187 225L189 228H191L190 230H188L189 232H191V233H188L189 238H190L191 240L196 236V239H197V240H199V239L202 237L201 240H203V242H202V241H201V242L203 243V245H204V242H206V244H207V242H212V243H210V246H211L210 249H209V245H206V244H205L204 246H207L208 249H207V248L205 249V247L203 248L202 245H201V247L203 248V250H202V249H201V250L198 249V247H199L200 244H202V243H198V244H197L198 247L196 248V246H195V248L198 249L200 252H204V253H206V255L209 253L210 255L208 254V256L213 255V258H214V256L217 257V258H219L220 255H221V254H220L221 252H222V254H224V255H225V252H226V254H227L228 252H229L230 254H231V253L235 254V252H237V251L232 250V248H235L234 245H235L236 240H237V242H239V244L236 243L235 246H238V248H235V249L238 250V249H239V246H242L243 248L241 247L240 250L243 249V250L245 251V249H248V250H246L245 252H247V251H248V252H249V251H250V252L253 251V252H251L252 255H255V254H253V253L256 251V252H255L256 254H258V252H259L260 256H262V255L264 254V253H263L264 250H262V249H263V246H264V236H263V235H264V233H263V232H264V231H263V230H264V228H263V227H264V223H263V225H262V222H264V220H263V217H264V216H263V215H264V214H263V213H264V208L262 207V208L260 209V207H261L262 204H264V201H262V200H264V198H263V199H262V198H261V199H260V198H259V199L257 198L258 200L253 198V200H251L252 202H253L254 200H255V201L257 200V202H260L261 205H259V203L256 202V203L260 206V207H259V209H260L259 211L262 212L261 215H260V214H259L260 212H259V211H258L259 213L257 212V209H258L257 207H258V206H257L256 204H255V205H256V206H255L254 203H252V205L255 206V208H257V209H256L255 211H251L250 208L252 207V208L254 209V207H253V206L249 207L251 204L248 205V203H251V202H247V200H246V202H247L248 208L246 207V205L243 206V204H240V207H241V208H239V206L235 204L236 202H234L233 205H236L237 207H232V206H230V207H229L230 210H228V208L226 207L227 204L225 205V203L223 202L225 206H224V205H221V206L219 207L220 209H218V207L215 208V207H216V206H215V207H214L215 209H214V208H213V209L211 208V209H212V210H211L210 207H209L210 205H208V204H209L208 201L210 200V202L212 203L214 200L211 201V199H213V197H212L211 199H210ZM229 197H231V198H229ZM241 197H242V198H241ZM249 197H250V198H249ZM21 198H22V200H21ZM34 198H36V199H34ZM55 198H56V199H55ZM63 198H64V199H63ZM74 198H75L76 200H78V202H80V204H82V205H79L80 208H82V206H83V207H85V208L87 207L88 209H91V212H90V210L87 211L88 209L85 210V211H84V209H83V211H84V212L87 211L86 213L90 216V217L87 216V217H88V219H87V218L85 217V216H86V213H84L85 216L82 217V218H84V219L86 218V219H85V220H84V219H83V220L81 219L83 222L80 221V222L78 223V221H79V220H78L79 217H78L77 215L71 214V212H72V213H74V212L76 213V211H77L76 208H75V205H74V203H75V199H74ZM108 198H109V199H108ZM161 198H162V197L156 196L155 199H157V200L154 199V202H155V203H153V206H155V208L158 209V210H156V212L159 211V208H161L160 211L162 210V211H161L162 213L157 212V215H159V214H163L164 211L167 210V211L165 212V214H166L167 216H172L173 211L176 212L175 206H173V207L171 206V207L174 208L175 210H174V209L172 210V208L169 207L168 205L166 206V204H165V207H164V204H163L164 202L162 203V201H159V200H161ZM206 198H207V197H206ZM220 198H219V199H220ZM222 198H221V199H222ZM228 198H229V199H228ZM7 199H8V200H7ZM19 199H20V202H21V203H23L24 201H25V203L27 202L26 204L28 205V207H26V206H27L26 204H25V206H24V207H26V208H24L23 206L21 207V205H24V203H23V204H20ZM39 199H41V200H39ZM61 199H62V200H61ZM65 199H66V200H65ZM70 199H71V200H70ZM72 199H73L74 201H73ZM86 199H85V200H86ZM107 199H108V200H107ZM245 199H243V201H244ZM4 200H5V201H4ZM16 200H18L17 203H16ZM33 200H34V201H33ZM42 200H43V201H42ZM57 200H56V201H57ZM85 200H84V201H85ZM98 200H99V201H98ZM109 200H110V201H109ZM112 200H113V199H112ZM224 200L222 199L221 201H219V203L221 202V204H223L222 201H224ZM2 201H3V202H2ZM6 201H8L9 204H8V202H6ZM47 201H48V202H47ZM69 201H71V202L73 201V203L70 204ZM100 201H101V203H100ZM102 201H104V202H102ZM108 201H109V202H108ZM158 201H159V203H158ZM255 201H254V202H255ZM4 202H6V203L4 204ZM18 202H19V203H18ZM33 202H34L35 204H34ZM51 202H52V204H51ZM63 202H64V203H63ZM65 202H66L67 205L65 204ZM98 202H99V203H98ZM215 202H216V201H215ZM215 202H213V203L215 204ZM217 202H218V201H217ZM261 202H262V203H261ZM43 203L45 204V206L41 205V204H43ZM54 203H56V205H57V207H58L59 209L56 208V205H55ZM156 203H158V204H156ZM226 203H227V202H226ZM244 203H245V201H244ZM32 204H33L35 207H32V206H33ZM75 204H77V202H76ZM99 204H100V205H99ZM102 204H103V205L105 204V206H101ZM120 204H121V205H120ZM135 204H136V203H135ZM155 204H156V205H155ZM161 204H163L164 209H165V208H167V209L163 210V207H162ZM196 204H197V205H196ZM200 204H201V203H200ZM214 204H213V206H214ZM216 204H217V206H218V203H216ZM30 205H31V208H33V210L29 209ZM36 205H37V206H36ZM53 205H54V206H53ZM58 205H59V206H58ZM65 205L67 206V209L72 205L71 208L68 209V210H71V212H66V213H64L65 210H67V209H66V208H63L62 206H65ZM88 205H89V207H88ZM119 205H120V206H119ZM131 205H134V204L132 203ZM158 205H159V208L157 207ZM173 205H176V204H173ZM190 205H191V204H190ZM190 205H189V206H190ZM198 205H199V203H194L193 206L191 205V207L188 208V210L184 213V214H186V213L189 211V212L185 215V217H186V216H187V217H186V219L184 218V220H187V219H188V216H189L190 214H191V215H190L189 217L193 216L192 213L195 214V215H197L196 212L199 211V209H198V208H195V206L197 207ZM219 205H220V204H219ZM11 206H12V207H11ZM14 206H15V207L18 206L19 208H18V207H17V208H18L19 210H18L17 208H15ZM68 206H69V207H68ZM99 206H100L101 208H100ZM204 206H203V207H204ZM211 206H212V205H211ZM213 206H212V207H213ZM227 206H229V204H228ZM262 206H264V205H262ZM10 207H11V208H10ZM13 207L18 211V214H19V213L22 214V215H17V214H16L17 219L19 218V219H18L19 221L16 219V217H15L14 220H12V218H11V217H14V216H15L14 214L12 215L13 211H14V212L16 211ZM20 207H21V208H20ZM38 207L41 208V210H39ZM61 207H62L61 211H63V213H64L65 215H64L63 213H62V214H61V213L58 214V213H59V210H60ZM72 207H73V208H72ZM76 207H77V206H76ZM108 207H109V206H108ZM168 207L170 208V210H169ZM193 207H194V208H193ZM225 207H226L227 209H226ZM231 207H232V208H231ZM244 207L247 208V211H248V209H249V211H250V212H248L249 215L247 214V212H245V211H246V208H244ZM8 208H10L11 210L8 209ZM12 208H13V209H12ZM23 208H24V209H29L30 212H27V211H29V210H24ZM34 208H35V209H34ZM55 208H56V210H55ZM115 208L117 209V212L120 211V212H118V213H119V215H121V216H118V217L116 216V214H118V213L115 211V210H116ZM201 208H202L204 211L201 210ZM204 208H206V207H204ZM208 208L211 210V211L209 210L210 212L208 211ZM221 208H222V209L224 208L226 211H227V210L230 211V212H228V217H225V216H224V214L227 213L225 210H223V211L226 212V213H223V216H224V217H221V216H222V213L219 212V211L222 210ZM233 208H235V209H233ZM236 208H237V211H238V209H239L241 212H242V210L245 209V211H243L242 213L245 212L246 215H245V214H244V215H241L240 212H239V215L243 216L244 218H245V216H247V217L245 218L246 220H245V219H242L244 223H242V220H241V223H240V219H241V218L238 217V215H235V214H238V213H236V212H237V211H236ZM242 208H244V209H242ZM252 208H251V209H252ZM21 209H22V210H21ZM64 209H65V210H64ZM74 209H75V211H72V210H74ZM103 209H106V210H104V212H103ZM193 209H197V210H193ZM241 209H242V210H241ZM253 209H252V210H253ZM9 210L11 211V213H10ZM12 210H13V211H12ZM53 210H55V211H53ZM107 210H108L109 212H108ZM216 210H217V211H216ZM233 210H234V211H233ZM261 210H262V211H261ZM4 211H3V212H4ZM8 211H9V212H8ZM31 211H33V212H31ZM61 211H60V212H61ZM79 211H80V210H79V208H78V211H77V212H79ZM171 211H172V212H171ZM191 211H192V212H191ZM207 211H208V215H209V216H208L207 213H206ZM235 211H236V212H235ZM25 212H27V213H25ZM56 212H57V213H56ZM93 212H94V214H93ZM95 212H96V213H95ZM101 212H102L103 215L106 214V213H107V214L104 215V217H103V215L101 214ZM194 212H195V213H194ZM202 212H201V213H202ZM217 212H219V214H221V215L217 214ZM232 212H233V213L235 212V213H234L235 216H232V215H233ZM251 212H253V213H251ZM254 212H256V213H254ZM15 213H17V212H15ZM28 213H31L32 217H31V215L28 214ZM42 213H43V212H42ZM55 213H56V214H55ZM90 213L92 214V216H91ZM111 213H112V215H113V218H112ZM133 213H134V212H133ZM135 213H138V212L135 211ZM141 213H142V212H141ZM141 213H140V214H141ZM167 213H168V214H167ZM170 213H171V215H170ZM197 213L199 214V212H197ZM201 213H200V215H201ZM27 214H28V215H27ZM66 214H68V215L66 216ZM78 214H79V213H78ZM142 214H143V213H142ZM202 214H203V213H202ZM251 214H252V216H251ZM258 214L260 215L259 217H258ZM262 214H263V215H262ZM11 215H12V216H11ZM26 215H27V216H26ZM37 215H38V214H37ZM37 215H36V218H37L38 220H39V219L41 220L40 216H37ZM55 215H57V218H59L58 220L61 221L60 225H59V223H58V222H60V221L56 220V219H55L56 217L54 218ZM93 215H94V218H93ZM100 215H102V216H100ZM124 215H125V214H124ZM124 215H123V218H124L123 221L119 220L118 222H124V221H125L126 218L124 217ZM173 215H174V214H173ZM205 215H206V216H205ZM217 215H219V216H217ZM254 215H255V216H254ZM6 216H7V217H6ZM50 216H52V218H51ZM65 216H66V218H65ZM74 216H75V217H74ZM110 216H111V218H110ZM197 216H198V215H197ZM204 216H205V217H204ZM215 216H216V217H215ZM226 216H227V214H226ZM231 216H232V217H231ZM236 216H237V218H239V222H237L238 220H235L234 217H236ZM261 216H262V217H261ZM8 217H9V218H8ZM27 217H29V218H27ZM30 217H31V218H30ZM44 217H47V218L45 219ZM69 217H71V218L73 217V220L76 221V222H75V223H74V222H71L72 220H70ZM198 217H199V216H198ZM210 217H212V219H211ZM218 217H219L220 219H219ZM243 217H242V218H243ZM249 217H251V219H252L253 221L256 220V222H252V223L249 222V224L247 223L248 225H246V221H247V220H249V221L251 220ZM10 218H11V219H10ZM23 218H25V219H26L25 221H27V222H28L27 219H29V220L32 219V220H31V222H28V224H26V223H24V219H23ZM43 218H44V220H43ZM50 218H51L53 221L50 220ZM53 218L55 219V221H54ZM91 218H92V219H91ZM216 218H218V221H219L220 223H219L218 221H216ZM258 218H259L260 220H261V218H262V220H263V221L261 220V222H259V220H258L259 224L261 223L260 225H259L258 222H257V219H258ZM5 219H7L8 221H9V219H10V221H11V223H12V224H11L12 226L10 225V221H9V222H8V221L6 222ZM66 219H67V220H66ZM94 219H95V220H94ZM111 219H112L113 221H111ZM131 219H132V223H134V222H133L134 219H135V222H136V220H137V219L134 218V217L131 218ZM131 219H130V220H131ZM200 219H201V217H200ZM208 219H209V220H208ZM226 219H227V220H226ZM49 220H50V221H49ZM88 220H89V221H88ZM92 220H94L93 223H92ZM106 220H104V221H106ZM109 220H110V221H109ZM130 220H129V221H130ZM148 220L151 221V219H148ZM195 220H196V219H195ZM205 220H206V221H205ZM211 220H212V221H211ZM213 220H215V221H213ZM222 220H223V221H222ZM225 220H226V221H225ZM228 220H229V221H228ZM230 220H231V221H230ZM252 220H251V221H252ZM44 221H47V222L45 223ZM64 221H65V224L63 223L64 225H62V222H64ZM104 221H103V222H104ZM126 221H127V220H126ZM153 221H154V220H152V222H153ZM198 221H200V220H198ZM210 221H211V222H210ZM221 221H222V222H221ZM48 222H49V223H48ZM52 222H53V223H52ZM56 222H57V223H56ZM118 222H116V223H118ZM177 222L179 223V222H181V221H177ZM177 222H176V223H177ZM194 222L197 223V221H194ZM226 222H227V223L229 222V223L231 224V226H233V225L235 224V225H234L235 230H234V228H232L231 226H229V223L226 224V225H224ZM247 222H248V221H247ZM6 223H7V224H6ZM44 223H45V224H44ZM55 223H56V224H55ZM80 223H81L83 226H82ZM109 223H106V224L103 223V224H105V227L108 228V230L110 231V232H108V230H107V231H104V233H105V232H108L107 235H106V236H107L106 238L111 237V238L113 239V241H112V239H111V242H112L113 244L116 243V245L113 247V251H114V252H113L112 254L117 253V251H119V249L121 248L122 250L120 249V252H119V253H121V254L118 253V255H120L121 258L123 257V259L125 258V259L127 260V261H125V259H124L125 262H128V261L131 259L130 257H132V253H131V250H132V249L129 247V246H130V245H129L130 242H126V241H125V243H124V241H123V242H119L120 236H123V234H124V233H123V234L120 233V232H122V227H120V226H119V223H118V224H117L118 229L115 230V231H116V233H115L114 231H111V228H109V227H111V224L109 225ZM116 223H115V225H116ZM136 223H137V222H136ZM138 223H139V222H138ZM192 223H193V221H192ZM211 223H213L214 225H213V224L211 225ZM223 223H224V224H223ZM238 223H240V224H238ZM255 223H256V224H255ZM24 224H25V225H24ZM49 224H51L52 226H54V224H55V226H54V227H51V225H49ZM87 224H88V225H87ZM90 224H92V225H90ZM98 224H99V223H98ZM198 224H199V223H198ZM220 224H222V225H221L222 228L219 226V227H220V228H219L220 230H216V231H215V230H214L215 227H217V226L220 225ZM236 224H237V225H236ZM243 224H244L245 226H244ZM2 225H4L5 227L3 226L4 228H2ZM6 225H7V227H6ZM13 225H14V226H13ZM29 225H30V226H29ZM43 225H44V228H43ZM58 225H59V226H58ZM84 225H85L86 227H85ZM210 225H211V226H210ZM223 225L225 226V228H223V227H224ZM249 225H251V228H250V229H251L252 233H250L251 231H249V227H250ZM253 225H255V226L258 225L259 227H258V226H256V227H257V229H259V230H260V226H261V232L258 231V232H260L259 234L261 235V238H260V235H259V234H258L259 236H257V234H255V233L257 232V229H255V226L253 227ZM9 226H10L11 228H10ZM24 226H25V228H23ZM47 226H48V227H47ZM80 226H81V227H80ZM117 226H116V228H117ZM214 226H215V227H214ZM237 226H238V227H237ZM20 227H21V228H20ZM72 227H73V228H72ZM105 227H104V229H105ZM197 227H198V229H197ZM204 227H205V228H204ZM229 227H231V228H230V229H231V232L229 231V230H230ZM239 227H240V228H239ZM8 228L11 229V230L9 231V234H7V233H8ZM14 228H16V229H14ZM59 228H63V227H59ZM66 228H63V230H66ZM75 228H76V229H75ZM79 228H80V230H79ZM243 228H244V229H243ZM20 229H21V231H23L22 229H25V231H23V232L21 233ZM112 229H113V228H112ZM204 229H205V231H203ZM216 229H217V228H216ZM224 229H225V230H224ZM228 229H229V230H228ZM232 229H233V231H232ZM239 229H240V231H239ZM246 229H247V230H246ZM252 229H253V230H252ZM254 229L256 230V232H255ZM3 230H4V231H3ZM17 230H18V232H17ZM29 230H30V231H29ZM105 230H106V229H105ZM117 230H119V231H117ZM226 230L229 231L228 234L226 233V232H227ZM236 230H238V231H236ZM242 230H243L244 232H243ZM2 231L4 232V234L2 233ZM5 231H7L6 234H7V236H9V237H7V236L5 235ZM19 231H20V234H19ZM26 231H27V232L29 231V233H26ZM44 231H46V230H44ZM85 231H86V234L84 233ZM173 231H174V233H175V232L177 233V226L175 227V229H174ZM217 231H219V232H220L221 234H223V235H220V233L217 232ZM246 231H247V232H246ZM262 231H263V232H262ZM10 232H11V234H10ZM12 232H14V233H12ZM15 232H16V234L18 233L17 235H20V236L24 235L23 238L20 239V237L18 238L17 235L15 236ZM30 232H31L33 235H32ZM88 232H89V235H87ZM111 232H113V233H111ZM202 232H206V234H205V235H204V234L202 235ZM239 232H240L241 234H240ZM245 232H246V234H245ZM254 232H255V233H254ZM24 233H25V234H24ZM45 233H46V232H45ZM176 233H175V234H176ZM215 233H216L215 236L219 237L220 239L217 238V237H215V236L213 237V235H214ZM13 234H14L15 237L13 236ZM21 234H22V235H21ZM105 234H106V233H105ZM109 234H110V235H109ZM111 234H113V235L111 236ZM121 234H122V235H121ZM210 234H211V235H210ZM232 234H233V235L236 234V235L233 236ZM239 234H240V235H239ZM243 234H244V235H243ZM247 234H248V235H247ZM254 234H255V236H254ZM1 235H2V236H1ZM10 235H12V236H11L12 239H13V237H14V240H18V239H20V241H13V240L10 238ZM30 235L32 236V238L30 237ZM90 235H91V236H90ZM117 235H118V238L116 237ZM191 235H193L192 238L190 237ZM197 235H199L200 238H199V236L197 237ZM206 235H209L210 237H207V238L205 237V238H206V239H205L204 236H206ZM230 235H231V236H230ZM238 235L241 236V237H239ZM252 235H253V236H252ZM3 236H4V237L6 236L5 239L7 238V240L10 238L9 241L11 240V244H12V247L10 246V247H11L10 249L8 248L9 246L7 247V245H5V243H6L7 240H5ZM27 236H29L30 238H29V237L27 238ZM84 236H85V239H86V236H88V239H90V238L92 237V238L90 239L91 241L89 240V241H88L89 243H88L87 241H84V239L82 238V237H84ZM102 236H103V235H102ZM108 236H109V237H108ZM124 236H125V234H124ZM174 236L176 237V235H174ZM220 236L224 237L225 240H224V238H223V240H222V239H221L222 237H220ZM228 236H230V237H228ZM232 236H233V237L237 236L238 239H236L237 237L233 238ZM251 236L254 237V240H255V237H256V236L258 237V239H256V242L254 241L255 243L253 242ZM16 237H17L18 239H17ZM94 237H95V236H94ZM104 237H105V236H104ZM114 237H116V238H114ZM203 238H204L205 240H207V241H205ZM208 238H209V239H208ZM212 238H215V239H213V240H215V241H211L210 239H212ZM229 238H233V240L236 239V240H235V243H234V242H233V243H232V242H229L230 240H232V239L229 240ZM242 238H243V239H242ZM245 238H246V242H243V241H245ZM247 238H249V239H247ZM250 238H251V241H250V244H249V242H248L247 240H250ZM2 239H3V240H2ZM22 239H23L24 241H25V239H26V241H27V239H28V243H27L26 241H25V243H24V242H21ZM30 239L33 240V241H32V242L30 241V242H31V245L29 246V244H30L29 240H30ZM35 239H36V241H35ZM241 239H242V240H241ZM260 239H261V241H260ZM262 239H263V240H262ZM86 240H87V239H86ZM115 240H118V241H117L118 243H117ZM209 240H210V241H209ZM218 240H220V242H219ZM233 240H232V241H233ZM114 241H115V242H114ZM221 241H222V244H223V242L225 241L224 243H225L226 245H224V244H223V245H222V244L219 245V244L221 243ZM2 242H4V244H3ZM12 242H13V243H12ZM40 242H41V243H40ZM46 242H47L49 245H48ZM85 242H87V243H85ZM91 242H92V243H91ZM199 242H200V241H199ZM216 242L219 243V244L216 245ZM228 242H229V243H228ZM251 242H252V243H251ZM23 243H24V244H23ZM34 243H35V247L32 248L31 246H34ZM52 243H55V242H52ZM126 243H127V244H126ZM195 243H196V242H195ZM2 244H3L4 246H3ZM8 244H10V242H9ZM11 244H10V245H11ZM21 244H23V245L20 246ZM40 244H42V245H41L42 247L40 246ZM50 244H51V245H50ZM88 244H89V245H88ZM120 244H121V245H120ZM193 244H194V242H193ZM208 244H209V243H208ZM211 244H212L213 246H215V249H216V247H217L218 250H220L221 248H223L225 251H224V250L222 251V249H221V252H219V251L217 250L216 252H219V253H215V251H214L215 249L212 250V249H213V246H212ZM228 244H229V245H228ZM244 244H245V245H244ZM260 244H261V245H260ZM262 244H263V246H262ZM17 245H18V246H17ZM26 245H27V247H25ZM37 245H38L39 247H38ZM44 245H45V246H44ZM118 245H119V246H118ZM122 245H124V246L127 247V248H125V247L122 246ZM128 245H129V246H128ZM227 245H228V247L225 248ZM247 245H248V246H247ZM13 246H15V247H13ZM23 246H24V248L22 249ZM62 246H63V247H62ZM80 246H81V247H80ZM86 246H87V247H86ZM231 246H232V248H230ZM250 246H251V247H250ZM261 246H262V247H261ZM3 247H4V248H3ZM20 247H21V248H20ZM28 247H31V248L28 249ZM37 247L39 248L38 250H36ZM68 247H69V248H68ZM117 247H118L119 249H117ZM122 247H124V249H123ZM201 247H199V248H201ZM220 247H221V248H220ZM248 247H249V248H248ZM259 247H260V248H259ZM35 248H36V249H35ZM41 248H42V249H41ZM62 248L68 250L69 252L72 251L71 254H69V256H67L68 254H67L66 250H64V249H62ZM128 248H129L130 252H128L129 250H126V249H128ZM219 248H220V249H219ZM261 248H262V249H261ZM26 249H27V252H26ZM34 249H35V250H34ZM72 249H73V250H72ZM84 249H85V250H84ZM115 249H117V250H115ZM260 249H261V250H260ZM2 250L5 251V254L2 253ZM33 250H34V251H33ZM39 250H42V251L40 252V254H39L40 256H39L38 254H36V253H38V252L35 253V251H39ZM50 250H49V251H50ZM53 250H52V251H53ZM81 250H83V251H81ZM87 250H86V252H87ZM205 250H208V252H206ZM229 250H230V251H229ZM6 251H7V252H6ZM31 251H33V253H32ZM52 251H50V253H51ZM60 251H61V252H60ZM64 251H65L66 253H65ZM79 251L81 252V255H80V253H78ZM121 251H122V252H121ZM123 251H125V255H122V254H124ZM227 251H228V252H227ZM231 251H232V252H231ZM127 252H128V253H127ZM238 252H240V251L238 250ZM242 252H243V251H242ZM250 252H249V253H250ZM46 253H45V255H46ZM50 253H49V254H50ZM60 253H61V254H60ZM64 253H65V255H63ZM72 253H74V254H72ZM229 253H228L227 255L230 257ZM261 253H263V254H261ZM8 254H9V258H8V256H6V255H8ZM15 254H16V255H15ZM49 254H48V255H49ZM77 254H78V255H77ZM101 254H102V258H103V259L107 258V255L104 253V251H102V252L100 253V255H101ZM127 254H129V255H127ZM218 254H220V255L218 256ZM233 254H231V256H234ZM245 254H246V253H245ZM13 255H14V256H13ZM32 255H33V256H32ZM45 255H44V256H45ZM48 255H46V256H48ZM61 255H62V256H61ZM71 255H72V256H71ZM79 255H80V256H79ZM104 255H105V256H104ZM109 255H110V253H109ZM224 255H223V256H224ZM227 255H225L226 257H225V256H224V257L221 256L222 259H223V260H224L225 258L227 259ZM239 255H240V254H239ZM241 255H242V254H241ZM247 255H249V254H247ZM247 255H246V257H247ZM11 256H12V257H11ZM15 256H16L18 259L14 258ZM19 256H20V257H19ZM22 256H23V257H22ZM27 256H28V257H27ZM34 256H35V257H34ZM36 256L39 257L38 260H37V257H36ZM44 256H42L41 259L43 258V259L46 261V258H45ZM63 256H64V257H63ZM65 256H67V257H65ZM77 256H79V257H77ZM124 256H125V257H124ZM127 256H128L129 258H128ZM260 256L258 255L257 258H259ZM1 257H2V259H4V260H3L4 262L1 260ZM33 257H34V259H33ZM104 257H105V258H104ZM211 257H212V256H211ZM263 257H264V256H263ZM11 258H12V259H11ZM27 258L29 259L30 262L27 261ZM35 258H36V259H35ZM217 258H216V259H217ZM248 258H249V256H248ZM251 258H256V257L253 256V257H251ZM257 258H256V259H257ZM219 259H221V258H219ZM222 259H221V260H222ZM249 259H250V258H249ZM256 259H255V260H256ZM261 259H262V257H261ZM261 259H260V260H261ZM65 260H66V261H65ZM145 260H147V261H145ZM227 260H228V259H227ZM262 260H264V259H262ZM10 261H11V262H10ZM32 261H34V262L32 263ZM45 261L40 260V264H41V263H42V264H46ZM71 261H73V262H71ZM82 261H83V262H82ZM87 261H88V263H87ZM143 261H144L145 263H147V262H148V258H147V257H143ZM251 261H253V260H251ZM62 262H63V263H62ZM80 262H82V263H80ZM252 263H253V262H252ZM252 263H251V264H252ZM255 263H256V264H257V263L261 264V263H263V262H258V261H256Z\"/></svg>",
    "mask_w": 264,
    "mask_h": 264
},
{
    "label": "bare ground",
    "instance_id": "bare-ground-1",
    "mask_svg": "<svg viewBox=\"0 0 264 264\" xmlns=\"http://www.w3.org/2000/svg\"><path fill=\"white\" fill-rule=\"evenodd\" d=\"M6 1H7V0H5V2H6ZM13 1H14V0H12V2H13ZM16 1H18L19 4H20V0H16ZM21 1L23 2L24 0H21ZM26 1H27V0H26ZM26 1H24V2L26 3ZM28 1H29V0H28ZM28 1H27V2H28ZM37 1H40L39 3L41 4V0H37ZM45 1L48 2V0H45ZM51 1H52V0H50V2H51ZM93 1H94V0H93ZM97 1L99 2L98 5L102 4V2H100V1H102V0H97ZM117 1H118V0H117ZM120 1H121V0H120ZM122 1H123V0H122ZM134 1H135V0H134ZM138 1H140V0H138ZM143 1H144V0H143ZM145 1H146V0H145ZM150 1H151V0H150ZM152 1H154V0H152ZM168 1H169V0H167V1H166V0L164 1V0H163V2H164L163 5H165V2L167 3V5H166V7H167V9H168L167 11H169V9H173V8H170L168 5L171 4L170 6H172V4H173V2H174V1H173V2H171V3L169 4L170 1H169V2H168ZM190 1H191V0H190ZM192 1H193V0H192ZM192 1H191V2H192ZM194 1H195V0H194ZM207 1L210 3V5L212 4V2H210L211 0H207ZM215 1H216V0H215ZM215 1L213 0V2H215ZM220 1H221V0H220ZM220 1H219V4H220ZM223 1H224V0H223ZM223 1H221V2H223ZM232 1H233V0H232ZM235 1H236V0H235ZM235 1L231 2L230 5L232 6V3H234ZM237 1H238V0H237ZM239 1H240V0H239ZM257 1H258V0H257ZM24 2H23V4L26 5ZM52 2H53V1H52ZM73 2H74V3H78V4H79L78 9L82 8L83 10L85 9L86 4H89V7H86V9L88 8V9H87V13H89L88 10H89V8L91 7L90 5L93 4V2H92L91 0H89V2H90L91 4L86 0V1H84V2H87V3H84L85 5H82V6H81V2L79 3L78 1L76 2L75 0H74ZM73 2H72L71 0H65V2L63 3V5H64L65 3H66L65 5H67V6L64 5L65 9H66V7L69 6V8H67V9H68V12H67V10H66V12H67L66 14H68V13H69V14L72 13V12H70V11H71V7H73V6H72V5H73ZM98 2H97V3H98ZM104 2H105V0H103V3H104ZM114 2H115V0H114ZM195 2H197V4H199V3H198L199 1H195ZM202 2H204V1L202 0ZM205 2H206V1H205ZM3 3H4V1H3ZM6 3H7V2H6ZM8 3H9V2H8ZM29 3H30V2H28L27 4H29ZM37 3H38V2H37ZM60 3H61V2H60ZM60 3H59V0H58V2H57L58 5H56V4L54 5V3H53V5H54L55 7H58V8H56V9H57V11H55L56 13H57L58 11H59V12H62V11H63L62 13L65 12V11H64V8L62 7V6H63L62 3H61V4H60ZM68 3H69V4H68ZM70 3H71V4H70ZM136 3L139 5V8H140V4H142L141 1H140V4H139L138 2H136ZM136 3H135V6H133L134 3H132V5H131L132 7H134L133 10H136V9H135V8L137 7V6H136V5H137ZM146 3H148V4H147V6H148L149 3H150L149 0L146 1ZM146 3H145V4H146ZM156 3H157V2H156ZM159 3H160V2H159ZM159 3H158V5H159ZM206 3H207V2H206ZM216 3H217V1H216ZM226 3H227V1H226ZM263 3H264V2H263ZM14 4L17 5V3H16L15 1H14ZM14 4L12 3L10 7H12V5H14ZM19 4H18L17 6H18V7H20V6L22 7V5H21V4L19 5ZM43 4H44V3H43ZM43 4H41V5H43ZM45 4L47 5L46 2H45ZM78 4H77V5H78ZM109 4L112 5L111 3H107V6H108ZM174 4H175V2H174ZM194 4H195V3H194ZM227 4H229V3H227ZM3 5H4V4H3ZM16 5H15V6H16ZM31 5H32V3H30V5H26V6H27L26 8H29V10H30L31 7H29V6H31ZM59 5H61L60 7H62L63 10L59 7ZM70 5H71V6H70ZM74 5H76V4H74ZM77 5L74 6V7H76L75 9H74V7L72 8V9H74V12H75V10L77 9ZM142 5H144V4H142ZM158 5H157V6H158ZM163 5H162V6H163ZM190 5H191V4H190ZM190 5H189L188 7H190ZM192 5H193V4H192ZM202 5H204V4L202 3ZM221 5L224 6L225 4H221ZM221 5H220V6H221ZM4 6H5V5H4ZM17 6H16V10H17V12H18V10H22L21 8L19 9ZM43 6H44V5H43ZM54 6H50V7L53 9ZM84 6H85V7H84ZM87 6H88V5H87ZM94 6L96 7V3H94ZM94 6H93V7H94ZM100 6H101V5H100ZM100 6H98L97 8L100 9V8H99ZM103 6L106 7V2H105L104 5H102V7H103ZM147 6H146V7H147ZM160 6H161V5H160ZM205 6L207 7V5H205ZM222 6H221V7H222ZM228 6H229V5H228ZM256 6H257V5H256ZM2 7H3V6H2ZM23 7H24V6H23ZM47 7H49V6L47 5L46 8H47ZM50 7L48 8V10L45 9V11H49V12L47 13L48 15H50L51 12H52V11H51L52 9H50ZM55 7H54V9H55ZM83 7H84V8H83ZM102 7H101V8H102ZM108 7H109V6H108ZM153 7H154V6H153ZM163 7H164V6H163ZM173 7H174V6H173ZM197 7H198V6H197ZM206 7H205V8H206ZM232 7H233V6H232ZM241 7H242V6H241ZM243 7H244V6H243ZM14 8H15V7H13V9H11L12 12L15 11ZM44 8H45V7H44ZM142 8L144 9L143 6H142ZM150 8H151V5H150ZM195 8H196V7H195ZM203 8H204V7H203ZM207 8L209 9V5H208ZM224 8H225V7H224ZM228 8H230V7H228ZM233 8H234V7H233ZM256 8H257V7H256ZM256 8L253 9V10H256ZM7 9H8V7H7ZM41 9L43 10V8H41ZM49 9H50V10H49ZM60 9H61L62 11H60ZM92 9L94 10V8H92ZM95 9H96V8H95ZM147 9H149V8H147ZM153 9H155V8H153ZM156 9H157V8H156ZM208 9H206V11H203L202 14L205 15V14H206L205 12H207V14H208ZM251 9H252V8H251ZM1 10H2V9H1ZM1 10H0V11H1ZM8 10H9V9H8ZM8 10H7V12L10 11V10H9V11H8ZM13 10H14V11H13ZM69 10H70V11H69ZM80 10H81V9H80ZM158 10H159V9H158ZM173 10L175 11L176 9H173ZM196 10H197V9H196ZM213 10H214L215 13H216V9H213ZM227 10L231 12L230 9H227ZM253 10H252V11H253ZM5 11H6V9H5ZM5 11H3V12H5ZM43 11H44V10H43ZM45 11H44V13H45ZM76 11H79V10H76ZM96 11H97V9H96ZM101 11H103V8H102ZM119 11H120V10H119ZM141 11H142V10H141ZM144 11H145V10H144ZM151 11H153V10H151ZM156 11H157V10H156ZM161 11L164 12L165 10L163 11V8H162ZM161 11L159 10L158 12L161 13ZM170 11H171V10H170ZM194 11H195V10H194ZM220 11H221V10H220ZM232 11H233V10H232ZM244 11H245V10H244ZM15 12H16V11H15ZM17 12H16V13H17ZM23 12H24V11H23ZM25 12H26V11H25ZM25 12H24V13H25ZM28 12H29V11H28ZM40 12H41V10H40ZM55 12H54V16H55V14H56ZM83 12H84V11H83ZM83 12H82V13H83ZM131 12H132V11H131ZM171 12H173V11H171ZM212 12H213V11H212ZM221 12H223V11H221ZM20 13H22V12L19 11V14H18L19 17H21V16H20ZM44 13L41 12V15L44 14ZM154 13H157V12H154ZM227 13H228V12H227ZM231 13H233V12H231ZM235 13H236V12L233 13V15H234V19L231 18V17L233 16V15L231 16V14H229L231 17H227V18H228V19L231 18L230 20H234V22H235V18H236V17H235V15H236ZM6 14H7V13H5V15H6ZM11 14H12V13H11ZM26 14H27V12H26ZM28 14H29V13H28ZM47 14H46V15H47ZM83 14H84V13H83ZM139 14H140V13H138V15H136V18H135L136 20H137V16L139 17ZM141 14H142V13H141ZM147 14L149 15V12H147ZM147 14H146V15H147ZM151 14H152V13H151ZM157 14H158V13H157ZM161 14H163V15H162V16H163V19L166 18V16L164 15V13H161ZM185 14H187V12H186ZM207 14H206V16H207ZM213 14H214V12H213ZM245 14H246V13H245ZM5 15H3V16L1 15V17H3L2 20H3L4 18H6V20H5L4 22H6V23L8 24V22L10 23V21H12V18H13V17L9 15L10 17H12V18H9V17H7V16H5ZM21 15H22V14H21ZM29 15H30V14H29ZM48 15H47L46 18H45V14H44L43 18H45V19H47V20H48V19H51L52 16H51V18H48ZM84 15H85V14H84ZM84 15H83V16H84ZM93 15H94V13H93ZM148 15H147V17H146L147 21H148V19H149V20L153 19L154 15H156V14H153L151 19H150V17L148 18ZM174 15H175V14H174ZM204 15H202V16H204ZM215 15H217V14H215ZM224 15H225V13H224ZM224 15L222 14L221 17H222V16L224 17ZM246 15H247V14H246ZM13 16H14V15H13ZM16 16H17V14H16ZM23 16H24V15H23ZM54 16H53V18H54ZM59 16H60V15H59ZM64 16H65V15H64ZM71 16H72V15H71ZM80 16H81V15H80ZM80 16H78V17H80ZM83 16H82V18H81V17H80V18H77L76 16H75V17H76L77 19H81V20H82V19H83ZM85 16H86V15H85ZM123 16H124V15H123ZM150 16H151V15H150ZM157 16H158V15H157ZM157 16H155L156 18L154 17V19H156L157 22H156V21H153V22H154V23L156 22L157 24H159V21L162 22V19L160 18V20L158 21V20H157ZM162 16H161V17H162ZM164 16H165V17H164ZM172 16H173V15H172ZM172 16H171V17H172ZM194 16H195V15H194ZM218 16H219V15H218ZM218 16L213 17V15H212V17H213L212 19L215 20V18H218ZM236 16H237V15H236ZM257 16H258V15H257ZM1 17H0V22L2 21V20H1ZM33 17H34V16H33ZM36 17H37V16H36ZM75 17H74V19L72 18V20H74V21H72V22H74V25H73L74 30H75V26H76V25H75V22H76V24H78L77 26L79 27V22L75 21V19H76ZM86 17H87V16H86ZM88 17H89V16H88ZM88 17H87V18H88ZM116 17H118V16H116ZM119 17H120V16H119ZM127 17H128V16H127ZM127 17H126V18H127ZM207 17L209 18V15H208ZM219 17H220V16H219ZM225 17H226V16H225ZM225 17H224V18H225ZM237 17H239V16H237ZM7 18H9L10 21H8ZM23 18H24V17H23ZM23 18H22V19H23ZM38 18H39V17H37V19H36V18L34 17L35 21L33 20V18L31 19V24L34 25V27H36V25L38 24V23H37V24L35 25V23H36V21L38 20ZM97 18H98V17H97ZM97 18H95V21H96ZM123 18L125 19V16H124ZM139 18H141V15H140ZM144 18H145V17H144ZM168 18H169V17H168ZM173 18H174V17H172V19H173ZM185 18H186V17H185ZM201 18H202V17H201ZM205 18H206V17H205ZM208 18H207V20H209ZM239 18H241V17H239ZM16 19L19 20L18 17H17ZM16 19L13 18V20L17 21ZM40 19H41V17H40ZM77 19H76V20H77ZM85 19H86V18L84 17V21L82 20V22H85L84 24L87 25V26L84 27V30L86 31V29L89 28V25H90V27H91L93 23L91 24V20H88V19H87V21H89V22H87V23H89V25H88V24L86 23V20H85ZM99 19H100V18H99ZM99 19H98L97 21H99ZM119 19H120V18H119ZM119 19L116 20V21H119ZM121 19H122V17H121ZM124 19H122V20H124ZM141 19H142V18H141ZM170 19H171V18H170ZM203 19H204V17H203ZM237 19H238V18H236V20H237ZM243 19H244V18H243ZM243 19L241 18V19H238V20L240 21V20H243ZM66 20H67V21H68V20H71V17H70V19L67 18ZM102 20H103V19H101V21H102ZM165 20H166V19H165ZM165 20H164V22H165ZM175 20H176V19H175ZM178 20H179V19H178ZM183 20H184V19H183ZM183 20H182V21H183ZM193 20H194V19H193ZM201 20H202V19H201ZM207 20H205L204 22H206ZM214 20H213V21H214ZM217 20H218V22L214 21L215 24L220 22L219 19H217ZM225 20H226V19H225ZM238 20H237V21H238ZM249 20H250V19H249ZM32 21H33L34 23H33ZM38 21H40V20H38ZM38 21H37V22H38ZM48 21H49V20H48ZM67 21H65V22H66V25H68V26H66V27L68 28V30H64V29H62V30L64 31V32L62 31V34L60 33V29L62 28V23H63V22L59 23V24H61V27H58L59 32L56 31V33H54L55 31L51 30L53 33H52V32H49L50 35H49V34H46V33H44V34H46L47 36L49 35V36L51 37V34H52V35L55 34L54 36H56V35H58V34H57V32H58L60 35H63V36L65 35V38L67 37V35L71 36V35H70V32H71V31H70L69 28H71L72 26L70 27V25H71V24L69 25L70 21H68V22H67ZM92 21H94V20H93V17H92ZM104 21H105V19L103 20V22H104ZM126 21H127V20H126ZM138 21H139V20H138ZM143 21H144V20H143ZM143 21L141 22V24H143ZM191 21H192V20H191ZM223 21H224V20H223V18H222V21H221V22L223 23ZM243 21H245L246 24L248 23V22H246V21H248V19H247V20L244 19ZM250 21H251V20H250ZM250 21H249V22H250ZM260 21H262V20H260ZM260 21L257 20V22H259V24H260ZM4 22H3V23H4ZM27 22H28V21H27ZM82 22L80 23V25L82 24ZM105 22H107V25H106V26L109 27V28H107V27L104 25V29L107 28L108 31H113V32H115L114 29H113V27H114L115 29H118V28H116V27L118 26V24L114 25V24L116 23L115 21L113 22V23H114V24H113L114 26H111L112 24L109 23L110 21H105ZM119 22H120V21H119ZM161 22H160V23H161ZM172 22H174V21H172V20L170 21L171 25H172ZM189 22H190V21H189ZM197 22H198V20H197ZM202 22H203V21H202ZM202 22H201V24H202ZM204 22H203V23H204ZM221 22H220V23H221ZM224 22H225V21H224ZM226 22H227V21H226ZM226 22H225V23H226ZM251 22H254V23H253V25H254L256 21H255V20L253 21V19H252ZM251 22H250V24H251ZM257 22H256V23H257ZM263 22H264V19H263ZM263 22H262V23H263ZM1 23H2V22H1ZM14 23L16 24V22H14ZM39 23H40V22H39ZM44 23H45V24H47V23H50V24H51V22H44ZM67 23H68V24H67ZM100 23H101V22H100ZM111 23H112V22H111ZM131 23H132V22H131ZM131 23H129V24H131ZM144 23H145V22H144ZM154 23H152V24H153L154 26H157L156 23H155V24H154ZM162 23H163V22H162ZM180 23H182L181 20H180ZM183 23H184V22H183ZM183 23H182V24H183ZM199 23H200V21H199ZM206 23H207V24H206ZM206 23H205V24H206V26H207L208 28H206V26H205V28L207 29V33H208V30H209L210 28H209V26H208V22H206ZM225 23H224V24H225ZM238 23H239V22H238ZM31 24H30V25H31ZM50 24H49V26H50ZM59 24H56L55 27H54V29H56L57 25H59ZM63 24H64V23H63ZM84 24L82 25V28H83ZM105 24H106V23H105ZM109 24H110V26H109ZM129 24L127 23V26H125V29H126V27L129 26ZM141 24H140V26L142 27ZM145 24H146V23H145ZM150 24H151V23H150ZM165 24H167V23H165ZM195 24H196V23H195ZM235 24H236V23H235ZM259 24H257V26H258ZM1 25H2V24H0V26H1ZM4 25H5V24H4ZM8 25H9V24H8ZM8 25H5V26H8ZM51 25H52V24H51ZM94 25H95V26H96V25H99V23H94ZM135 25H136V24H135ZM187 25H188V24H187ZM187 25H186V26H187ZM196 25H197V24H196ZM196 25H195V26H196ZM203 25H204V24H203ZM203 25H202V28H203ZM219 25H220V24H219ZM226 25H227V24H226ZM243 25H244V23H243ZM260 25H261V24H260ZM5 26H4V27H5ZM27 26H29V24H28ZM38 26H39V25H38ZM47 26H48V25H46V26H44V27H47ZM59 26H60V25H59ZM64 26H65V24L63 25V28H65ZM99 26H100V25H99ZM115 26H116V27H115ZM120 26H121V24H120ZM130 26H133V24L130 25ZM151 26H152V25H151ZM161 26H162V25H161ZM165 26H166V25H165ZM167 26H168V25H167ZM173 26H174V30H176V32H174V33H175V34L177 33V34L179 35V36H178V35H177V36L180 37L181 35H180V33H179L180 31H178V28H179V27L177 26V23H176V24L174 23L171 27H173ZM183 26H184V25H183ZM195 26H194V27H195ZM213 26H214V25H213ZM217 26H218V24H217ZM228 26L230 27V25H228ZM244 26H247V27H245L246 29H247L248 27H251V26H249V23H248V25H244ZM262 26H263V24H262ZM262 26H259L261 31H262ZM1 27H2V26H1ZM51 27H52V26H51ZM78 27H77V29H78ZM93 27H94V26H93ZM100 27H101V26H100ZM100 27H99V28H100ZM110 27H112V30H109ZM118 27H119V26H118ZM143 27H144V25H143ZM162 27H163V26H162ZM171 27H170V28H171ZM194 27H192V28L194 29ZM210 27H211V26H210ZM214 27H215V26H214ZM222 27H223V26H222ZM229 27H226V28L229 29V31H226V28H225V26H224V28H225V32H226V33L228 32V33H230V34H233V32H232L233 29L236 30V32H238V30H237L238 27H237V29H236V28H235V25L233 26V27H234L233 29L231 28V29H232V31H231L232 33L230 32V28H229ZM242 27H243V26H242ZM259 27H257V28L259 29ZM5 28H8V27H5ZM38 28H40V27H38ZM59 28H60V29H59ZM67 28H66V29H67ZM79 28H80V27H79ZM99 28L97 27V30H96V31H98ZM101 28H102V27H101ZM128 28H129V30H133V31L136 30V29H133L132 27H128ZM128 28H127V30H128ZM130 28H131V29H130ZM159 28H160V26H158V29H159ZM163 28H164V27H163ZM165 28H166V27H165ZM165 28H164V29H165ZM175 28H177V29H175ZM184 28H185V27H184ZM184 28H183V29H184ZM192 28H191V30H192ZM205 28H203L204 30H203L202 33H205V30H206ZM220 28H221V27H220ZM257 28H256L257 31H256V32L254 31V32H255V33L258 32V33H257V35H258V34H260V33H259V31H258ZM15 29H16V30H17V29H18V30H22V29L17 28V26H16ZM15 29L12 28V30H14V31H15ZM25 29L27 30V28H25ZM40 29H42V27H41ZM91 29H93V28H91ZM102 29H103V28H102ZM102 29H100V30H102ZM140 29H141V28H139V30H140ZM153 29H155V28H153ZM160 29H162V28H160ZM164 29H163V30H164ZM195 29H196V27H195ZM195 29H194V32H197V30H195ZM218 29H219V28H218ZM263 29H264V27H263ZM0 30H1L0 33L2 34V31H3L2 28H1ZM7 30H8V29H7ZM12 30H11V31H12ZM18 30H17V31H18ZM23 30H24V29H23ZM26 30H25V31H26ZM81 30H82V29H81ZM107 30H103V31H105V33H108ZM118 30H119V29H118ZM127 30H125V31H127ZM137 30H138V28H137ZM150 30H151V29L149 28V31H150ZM163 30L161 31V33L163 32ZM179 30H180V29H179ZM215 30H216V29H215ZM220 30L223 31L224 29L222 30V28H221ZM28 31H30V30H28ZM28 31H27V32H28ZM37 31H38V29H37ZM37 31H36V32H37ZM65 31H66V33H69V34H65ZM78 31H79V30H78ZM78 31H73V32H76V33H77ZM85 31H83V32H85ZM103 31H102V32H99V34L103 33ZM133 31H132V33H131V32H128V31L125 32L127 35L130 33V34L128 35L127 39H128V38H131V39H132V37H133ZM149 31H147V33H146L147 35H149V34H148V33H150ZM167 31H168V29H167ZM177 31H178V32H177ZM181 31H182V29H181ZM213 31H214V30H213ZM216 31H217V30H216ZM216 31H215V32H216ZM239 31H241V30H239ZM4 32H5V30L3 31V36H4ZM12 32H13V31H12ZM20 32H21V31H20ZM23 32H24V31H23ZM83 32H79V34L77 33V36L75 35L76 33H74V34H73V35H74V38H73V39H74V40H76V38L79 39L78 36H80V38H81V37L85 38V37H87V36H90V37H91V36H93V35H95V34H96V35L98 34V33L95 32V29L93 30V32H94L93 34H90L91 31L89 32L90 35H88V33H87L85 36H84V34H83V35L80 34V33H83ZM87 32H88V30H87ZM135 32H136V33H135ZM135 32H134V34H135L134 36L137 37L136 34H138V33L140 34V31H139V32H138V31H135ZM142 32H143V31H142ZM154 32H155V31H153V33H154ZM164 32H165V30H164ZM168 32H169V31H168ZM189 32H191V31H189ZM215 32H213L214 35H216ZM236 32L234 31V34L236 35V37H237V36L243 37L241 34H243L244 31H243L241 34H239V32H238V33H236ZM245 32L247 33L248 31L245 30ZM9 33H10V32H9ZM25 33H26V32H25ZM28 33H29V36H28L27 34H24V33H23V36H22V38H21V39H22V42H24V45H25L26 47L22 46V47L25 48V50H23L22 47H20V48L22 49V51H25V52H24L25 54H26L27 46L30 47V48H28V49L35 48V50H36V49H39V50H40V49L44 48V47H42V48H41V47H40V48H39V47H36L35 45H37V43H34L35 41L38 42V43H40V42H41L40 40L44 38V37H43V38H41V39H39V40L34 39V38H36L37 34L40 33L39 36L42 35V34H41V31H40L39 33H37L36 36H34L35 32H34L33 35L30 34L31 31L28 32ZM63 33H64V34H63ZM115 33H116V32H115ZM123 33H124V31H123ZM123 33L120 32V34H123ZM125 33L123 34L122 38L127 36V35L124 36ZM144 33H145V32H143V34H144ZM153 33H152V34L150 33V34L153 35ZM161 33L159 32V33H155V34L160 35ZM210 33H212V30H211ZM223 33H224V32H223ZM228 33H227V35H230V34H228ZM252 33H253V32H252ZM255 33H253V34H255ZM14 34H15V35H14ZM16 34L19 35V31H18V33H17V32H13V34H11V36L14 35L13 38L15 37V41L18 40V38H17V40H16V36H18V35H16ZM116 34H117V33H116ZM120 34H117V35H120ZM131 34H132V35H131ZM169 34H170V33H169ZM181 34H182V36L185 34L184 37H185V38L187 37V39H185V38L182 39V38H181L182 36H181L180 38L182 39V41H184V40L187 41V40H188V36H189L188 32L186 33V31H185V33H181ZM217 34H219V33L217 32ZM224 34H225V33H224ZM224 34H223V35H224ZM238 34H239V35H238ZM20 35H22V34H20ZM25 35L27 36V38H28V37H30V38L32 37V38L30 39V41H28L29 38L26 39V41H24L25 39H23V38L25 37ZM60 35H59V36H60ZM96 35H95V36H96ZM113 35H114V33H113ZM151 35H149V36L146 37V35L144 34V36H145L146 38H148L149 41H150V39L152 40V38H153V37H152V38L150 37ZM186 35H187V36H186ZM209 35H210V34H208L207 37H208ZM214 35H213V36H214ZM225 35H226V34H225ZM225 35H224V36H225ZM248 35H249V34H247V36H248ZM261 35H262V33H261ZM39 36H38V38H39ZM43 36H44V35H43ZM54 36H52L53 39H55ZM59 36H56V37H58V38H57L58 41H59V39H60ZM63 36H62V38H63ZM95 36L91 37L92 40H93V38H94ZM101 36H102V35H101ZM101 36H98V35H97L96 37L100 38ZM105 36H106V35H105ZM105 36H104V37H105ZM162 36H163V34H162ZM167 36H168V41H169V38H173V39H175L177 42H178V40H180V39L177 40L175 37H169V35H168L167 33H165V36H163V37H167ZM213 36L210 35L209 37H211V38H209V39H212V40L215 39V41H216L217 38H214V39H213V38H212ZM245 36H246V35H245ZM258 36H259V35H258ZM7 37H8V36H7ZM41 37H42V36H41ZM50 37H48V38L46 37V39H48V40H47L48 42H47L46 39H45L46 43H44V44H48L49 41H50L49 39L53 40L52 37H51V38H50ZM72 37H73V36H72ZM90 37H89V39H90ZM96 37H95V38H96ZM102 37H103V36H102ZM111 37H112V32H111ZM114 37L117 38L116 35H115ZM157 37H158V36H157ZM163 37H162V38H163ZM201 37H202V36H201ZM201 37H198V38L196 39L197 41H196V40H195V41L192 40V42H195V45H194L195 47L192 45V43H189V44L187 43V44H188L187 49H188V50L191 49L192 51H195L194 48L197 47L196 45H198L199 47H201V46L203 45V48H205V45H204V44L209 43V42L207 41L206 43L204 42V44H202V43L199 44L198 42H202V41H200V40H201ZM214 37H215V36H214ZM217 37H218V36H217ZM228 37H229V36H227L226 38H228ZM236 37H235V38H236ZM261 37H262V36H261ZM1 38H2V37H1ZM9 38H10V36H9ZM9 38H8V40H9ZM13 38H12V39H13ZM19 38H20V37H19ZM65 38H63V41H64ZM95 38H94V40H96ZM106 38H108V37H106ZM112 38H113V37H112ZM139 38H140V37H139ZM189 38H190V37H189ZM195 38H196V37H195ZM199 38H200V39H199ZM221 38H224V40L226 39V38L223 37V36H222ZM235 38H234V40H235ZM237 38H238V37H237ZM244 38H245V37H244ZM244 38H242V39H244ZM12 39H11V40H12ZM21 39H20V40H21ZM67 39H68V38L65 39V41H67V42H65V44H66V43H68V44H70V43L73 44L72 42H70V43L68 42V40H70V39H72V38H69L68 40H67ZM73 39H72V41L74 42ZM78 39H77V40H78ZM113 39H114V38H113ZM120 39H121V37L119 36V39L117 38V40L119 41ZM123 39H124V38H123ZM123 39H121L122 42H119L120 44H121V43H124V42L126 41V39H125L124 41H123ZM131 39H130V41H131ZM134 39H135V38H134ZM148 39H146L147 42H148ZM157 39H158V38H157ZM165 39H166V38H165ZM190 39H191V38H190ZM190 39H189V40H190ZM204 39H205V38H204ZM209 39H207V40H209ZM219 39H220V38H219ZM232 39H233V38H232ZM239 39H240V38H239ZM239 39H238V40H239ZM242 39H241V40H242ZM8 40L6 39L5 41L8 42ZM31 40H34V42H33V41L31 42ZM77 40H76V42L78 43L79 48H80V50H81V46H82V44H83L82 42H84V39H82L81 42H80V40H79V41H77ZM85 40H88V39H85ZM98 40H99V39H98ZM101 40L103 41L104 39L101 38ZM105 40H107V39H105ZM110 40H111V38L109 37V42H105V43H106V44L110 43ZM115 40H116V39H115ZM128 40H129V39H128ZM136 40H137V39H136ZM162 40H163V41H161V40L158 39V42H159V41L163 42V43H161V44L158 43V45L160 46L159 49H158V46H157V43H156V46H157L156 50H157V49L159 50L158 55H159V53H160V54H163V51H162V50L167 49V48L169 47V45H170V46H171V45L173 46V44L175 45V47H174V46H173V47L171 46V47L169 48L170 51H171V49H172L173 51L170 52V51L167 49V50H166L167 53H166V52H164V53L168 55V53L171 54V53L174 52V50H175V52L171 54V55H174V56H175V53H177V52H176V49H178L177 51L180 52V54H178V53L176 54L178 57L181 55V56H180L181 59H178V58H177V59L179 60V63H180V64L177 63L178 60L175 59L176 61H174V65H175V63H177V64H176L177 66H180L181 63H182V65H184L185 62H184V64H183V62H180V61H182V59H184L185 61H186V59H187V61H188V59H189L190 57L193 56V55H192V56L190 55L189 57H187V56L185 55V52H186V53L190 52V53H188V54H192L191 50L186 51L187 49H185V47H183V45H181L180 43H179L180 45H178V43H175V40H174V42H173V40L170 41V42H167V41L164 40V39H162ZM189 40H188L187 42H189ZM198 40H199V41H198ZM221 40H222V39H221ZM221 40H220V44H221ZM224 40H223V41H224ZM260 40H261V39H260ZM2 41H3V40H2ZM5 41H4V43H5ZM12 41H13L14 44L16 43V42H14V39H13ZM27 41L30 42V43H28ZM39 41H40V42H39ZM54 41H55V40H54ZM58 41H57V42H58ZM61 41H62V40L60 39V41H59V43H58L59 46H60V43H64V42H61ZM102 41L99 40V41H98L99 43L97 42L98 45L96 44V46H97L98 48H99L100 46H102V44H101ZM113 41H114V40H113ZM118 41H116V43H115V42L113 43V45H114V48H113V49H114V50H115L116 47H117V43H118ZM133 41H134V40L132 39L131 42H133ZM152 41H153V40H152ZM165 41H166L167 43H169V44L165 43V44H166V45H165V44H164ZM186 41H185V42H186ZM226 41H227V40H226ZM228 41H230V38H228ZM243 41H244V40H243ZM261 41H262V40H261ZM261 41L259 42V40H258L259 43H257V42H255V43H256L257 45H258V44L261 45V44H260ZM263 41H264V40H263ZM263 41H262V42H263ZM0 42H1V41H0ZM76 42H74V44H76ZM79 42H80V43H79ZM86 42H87L88 44H87ZM93 42H94V41H93ZM103 42H104V41H103ZM126 42H127L128 44L131 43V42H129V41H126ZM134 42H135V41H134ZM134 42L130 44L129 48L132 47L131 45L134 44ZM136 42H137V41H136ZM141 42H142V41H141ZM171 42H172V43H171ZM235 42L237 43V40H236ZM17 43H19V41H18ZM26 43H27L28 45H26ZM32 43H33V44H32ZM41 43L43 44V42H41ZM50 43H51V42H50ZM53 43H56V42H52L51 44L53 45ZM105 43H104V44H105ZM119 43H118V46H119V47H117L118 49L121 48L120 50H122V49L124 48V50H126V47L128 48L127 43H126V45H127L126 47L122 45L123 48L121 47V45H119ZM210 43H213V42L210 40ZM210 43H209V44H210ZM216 43H217V42H216ZM224 43H225V42H224ZM226 43H227V42H226ZM226 43H225V44H226ZM228 43H229V42H228ZM228 43H227V44H228ZM231 43H232V42H231ZM231 43H230L229 45H231ZM239 43H240V42H239ZM239 43H238V44H239ZM243 43H244V42H243ZM246 43H247V42H246ZM263 43H264V42H263ZM263 43H262V44H263ZM7 44H8V43H7ZM7 44H6V45H7ZM14 44H13V45H14ZM19 44H20V43H19ZM19 44H18V45H19ZM29 44H32V45L30 46ZM34 44H35V45H34ZM44 44H43V45H44ZM56 44H57V43H56ZM56 44H54L53 47H52V45H51V47H52L51 49H53V51H52L53 53H54V52L56 53L57 51H60V50H61V49H57L58 44H57V46H56ZM65 44H64V45H65ZM80 44H81V45H80ZM84 44H86V45H84ZM84 44H83V46L86 47V46H89L90 42L85 41ZM91 44H93V43H91ZM106 44H105V45H106ZM110 44H111V43H110ZM124 44H125V43H124ZM144 44H145V42L143 43V46H145ZM152 44H154V43L150 41V45H149V46H151ZM209 44H208V45H209ZM214 44H215V43H213V46H214ZM222 44H223V43H222ZM232 44H234V43H232ZM0 45L3 46V45H5V44H3V43L1 42ZM38 45H39V44H38ZM48 45H49V44H48ZM94 45H95V44H94ZM94 45H93V47H91V45H90L89 47H91V48L86 47V48H87V49H86L87 53L90 52L89 49H91V51H92L93 48H95V49L97 48V47L94 46ZM115 45H116V47H115ZM162 45H163V46H162ZM176 45H178L179 47L176 48V47H177ZM210 45H212V44H210ZM210 45H209L208 47L212 49L213 46L211 47ZM215 45H216V49H218L217 44H215ZM229 45H228V46H229ZM251 45H253V44H251ZM251 45H250V46H251ZM2 46H0V50H2V49L4 48V47L2 48ZM7 46H8V45H7ZM7 46H6V48H7ZM32 46H34V47H32ZM62 46H63V44H62ZM66 46H67V45H66ZM108 46H109V48H108ZM108 46L106 45V47H107L108 49H110V47L112 46V44H111V45L108 44ZM140 46H141V45H140ZM140 46L137 47V48H135V46H133V48H135V49L138 50V49H140ZM143 46H142L141 48H144ZM149 46H146V47H148V49H149V48H150ZM161 46H162L163 48H161ZM165 46H167V47H165ZM189 46H190V47H189ZM221 46H222V45H221ZM234 46H235V45H234ZM254 46H256V45H253V46H251V47H254ZM46 47H47V46H46ZM48 47L50 48V45H49ZM48 47H47V48H48ZM54 47L57 49V51H56V49H54ZM60 47H61V46H60ZM60 47H59V48H60ZM68 47H69V49H68V50L63 49L62 52H61V54L63 55V52L66 50V51H65L66 53L64 52V53H65L64 56L66 55L67 58L70 57V56L73 57V55L76 53V51L74 52V50H75V49H74V50H72V51L74 52V54H73V52H72V54H70V53H69L70 45L67 46V48H68ZM74 47H75V46H74ZM74 47H73V45H72V48H74ZM76 47H77V46H76ZM102 47H103V46H102ZM106 47H105L104 49H101V50L99 49V51H101V52H102V50H105V52L107 53V55H105V56H108L109 54H110V56H111V54H112V56L115 57V56H117L118 54L121 53V51H120V53H119L117 50H115V52L111 50V53H109L110 50H109V52H108V50L106 49ZM182 47H183V51H184V52L181 51V50H182ZM193 47H194V48H193ZM199 47H197V48H199ZM208 47H207V50H209ZM223 47H225V45H224ZM235 47H236V46H235ZM256 47L259 48L258 46H256ZM256 47H255V49H256ZM8 48H9V46H8ZM11 48H12V45H11L10 49H11ZM47 48H44V49H43L44 51L41 50V51H43L42 53H44V52L46 53L45 56H47V51H48ZM88 48H89V49H88ZM98 48H97V50H98ZM151 48H152V46H151ZM151 48H150V49H151ZM160 48H161V51H160ZM179 48H180L181 50H180ZM192 48H193V49H192ZM203 48L201 47V49H202V53H203V51H204ZM214 48H215V47H214ZM214 48H213V50H214V52H216ZM227 48H228V47H227ZM236 48H237V47H236ZM45 49H46L47 51H46ZM82 49H83V47H82ZM111 49H112V47H111ZM130 49H131V48H130ZM199 49H200V48H199ZM237 49H238V48H237ZM248 49H250V47H248ZM255 49H254V51H255ZM3 50H4V49H3ZM5 50H6V51H4V52H7V53H8L7 49H5ZM39 50H38V51H39ZM54 50H55V51H54ZM76 50H77L78 52L80 51V50H78V48H76ZM93 50H94V49H93ZM156 50L154 49V51H156ZM226 50H227V51H229V50L232 51L231 48H230V49L228 48V49H226ZM239 50H240V49H239ZM239 50H238V51H239ZM246 50H247V49H246ZM252 50H253V49H252ZM259 50H260V54H262L263 51H264V49L261 50V47H260L255 53L257 54V52H258ZM19 51H20V50H19ZM29 51H30V50H27L28 54H29ZM41 51H39V52L41 53ZM70 51H71V50H70ZM81 51H82V50H81ZM81 51H80V52H81ZM88 51H89V52H88ZM99 51H98V52H99ZM116 51L118 52V54H117ZM135 51H136V50L133 51L134 54H135ZM143 51H144V49L142 50V52H143ZM145 51L148 52L147 55H150L149 50L146 49ZM145 51H144V52H145ZM154 51H153V54H154V56H155L157 53H154ZM247 51L249 52V50H247ZM261 51H262V52H261ZM30 52H31V53H30V55H31L32 52H34V50H33V51H30ZM39 52H37V50L35 51V53H39ZM67 52L70 54V56H69V54H68ZM94 52L97 53L96 50H95ZM101 52H100V54H98V56H97L96 54H94V55H96V58H95L96 61H94V63H95L94 65H96V63L101 62V61L97 58V57H101V58H102L101 55H103L104 51H103L102 54H101ZM122 52L124 53L123 50H122ZM131 52H132V51H131ZM147 52H146V53H147ZM150 52H151V51H150ZM206 52H207V51H206ZM217 52H218V51H217ZM217 52H216V53H217ZM0 53H1V51H0ZM9 53H10V55H11V52H9ZM19 53H20V54H19ZM19 53H18V51H17V54H19L20 56H22V53H21V52H19ZM24 53H23V54H24ZM40 53H39V54H40ZM42 53H41V54H42ZM81 53H82V52H81ZM92 53H93V51H92ZM92 53H91V55H89V56H92ZM108 53H109V54H108ZM113 53H114V54L116 53L117 55H116V54L113 55ZM146 53H144L145 55H144V54H143V55H144V56H147ZM183 53H184V54H183ZM194 53H195L194 56L196 55L197 57H193L194 59L192 58V60L195 61V60L199 57V54H198V53H200V52L197 51V53H196V52H194ZM211 53H212V50H211V51L209 50V52H208L207 54H210V55H211ZM216 53H215V54H216ZM219 53H220V52H218V54H219ZM227 53H228V54L230 53L229 56L232 55L231 52H226V55H227ZM28 54H27V55H28ZM39 54H37V55H38L37 59L39 60V61H37V64L39 63V68H40V66L42 65V64H40V62H41V61H42V62L45 61V59L43 58L44 60H41V56H43L44 54L41 55V56H40ZM79 54H80V53H79ZM79 54H78V55H79ZM89 54H90V53H89ZM134 54H132V57H133ZM137 54H138V53H137ZM153 54H152V56H153ZM188 54H187V55H188ZM197 54H198V55H197ZM218 54L215 55L217 58H218V56H217ZM221 54L224 55V53H221ZM242 54H243V53H242ZM249 54H250V53H249ZM260 54H258V55H260ZM263 54H264V53H263ZM15 55H16V53H15ZM19 55H18V58H21V57H19ZM67 55H68V56H67ZM120 55L122 56V53H121ZM167 55H165V56L162 55L161 57H158V56H157L156 58H159V59H160V60L158 61L159 63H158L157 65H160V66H161V63H162V62L160 63L161 59H162V61H165V60L169 59V57L171 58V55H169V56H167ZM182 55H183V56H182ZM201 55H202V54H201ZM201 55H200V57H199V60H200V58H202V56H203V57L206 56V54H204V55H202V56H201ZM210 55H208V56H210ZM251 55L253 56V55H254V52H253V54H251ZM23 56H24V55H23ZM23 56H22V57H23ZM45 56H44V57H45ZM49 56H50V55H49ZM49 56H47V57L49 58ZM57 56H58V58H59V54H58V52H57ZM57 56H56L55 59H57V61H58ZM74 56H77V54L74 55ZM135 56H137V55H136V54L134 55V57H133L134 59L136 58ZM150 56H151V55H150ZM154 56L151 57V58L153 59L152 62H154V59H155V62H154V63H157V60H158V59L156 60V58H155ZM166 56H167L168 58H166ZM174 56H172V57L174 58ZM184 56H186L187 58H185ZM224 56H225V55H224ZM229 56H228V57H229ZM233 56H234V55H233ZM233 56H232V57H233ZM242 56H243V55H242ZM0 57H1V56H0ZM7 57H8V56H7ZM11 57H12V55H11ZM24 57H25V56H24ZM24 57H23V60L25 59ZM30 57H31V56H30ZM30 57H29V55H28L26 58L31 59L33 56H32L31 58H30ZM47 57H45V58L48 59ZM72 57H71V58H72ZM118 57H120V56H118ZM118 57H117V58H118ZM148 57H149V56H148ZM148 57H146V58H148ZM162 57H163V58L165 57V59H163ZM183 57H184V58H183ZM219 57H220V55H219ZM225 57H227V56H225ZM232 57H229V60H228V58H227V62H229L230 64L233 63V61L231 60ZM239 57H241V56H239ZM239 57H238V58H239ZM253 57H254V56H253ZM259 57H260V56H259ZM259 57H256L255 59L257 60ZM12 58H14V54H13V57H12ZM15 58H16V57H15ZM15 58H14V59H15ZM34 58H35V57H33V59H34ZM39 58H40V59H39ZM61 58H63V57H61ZM71 58H70V59H71ZM73 58H74V57H73ZM86 58H87V56H86ZM111 58H113V57H110L109 59H111ZM115 58H116V57H115ZM115 58H114V59H115ZM129 58H131V57H129ZM129 58L127 59L128 61H126V60L124 59V62H123V61H120V62L125 63V61H126L127 63H128V62L130 63L131 60H129ZM141 58H142V60H143V57H141ZM195 58H196V59H195ZM222 58H223V57H222ZM235 58H236V57H235ZM235 58L233 57L234 61L236 60ZM242 58H243V57H241V58H239V59H242ZM263 58H264V57H263ZM21 59H22V58H21ZM29 59H28V60H29ZM33 59H31V60H33ZM114 59H112V60L114 61ZM121 59H123V58H121ZM144 59H145V57H144ZM149 59H150V58H149ZM149 59H148V62H149ZM152 59H151V60H152ZM253 59H254V58H253ZM260 59H261V57H260ZM260 59H259V61L257 60L256 62L258 63V62H261V61H262L261 64H262V66H263V65H264V59H263V60H260ZM7 60L10 61L9 58H8ZM7 60H5V61L8 62ZM17 60H19V59H17ZM31 60L29 61L30 63H31ZM34 60H35V59H34ZM48 60H50V59H48ZM48 60H47V61H48ZM82 60H83V59H82ZM86 60L89 61L88 59H86ZM92 60H94V59H92ZM98 60H99V61H98ZM112 60H110V61H112ZM132 60H133V59H132ZM137 60H139V59H137ZM192 60L189 59V61H192ZM199 60L197 59L196 62H198ZM201 60H202V59H201ZM1 61H2V60H1ZM1 61H0V62H1ZM15 61H16V60H15ZM47 61L45 62L46 64H45L44 62H43V63H44L45 65H47ZM52 61H55V60H52V59H51V62H52ZM59 61H62V60L59 58ZM70 61H71V60H70ZM80 61H81V60H80ZM84 61H85V60H84ZM87 61H86V62H87ZM97 61H98V62H97ZM115 61H116V60H115ZM115 61H114V62H115ZM146 61H147V59H146ZM146 61H145V63L148 64V62H146ZM187 61H186V62H187ZM222 61H223V60H222ZM230 61H231V62H230ZM244 61H245V59H243V60L241 61L242 63L239 62V63H241L240 65H242L243 63H244V65L247 64V63L244 62ZM251 61H254V60L251 59ZM3 62H4V61H3ZM12 62H14V60H13V61H10V62H8V63H9V64L11 63L10 65L14 64V65H12V66H15L16 69H17V65H20V64H17V63H18L17 61H16V64H17V65L15 64V62H14V63H12ZM19 62H20V61H19ZM25 62H27V61H25ZM32 62H34V61H32ZM48 62H49V61H48ZM64 62L66 63V60H65ZM86 62H85V63H86ZM107 62H108V61H107ZM114 62H113V63H114ZM116 62L118 63L119 60H117ZM116 62H115V64H116ZM138 62H140V61H138ZM150 62H151V61H150ZM152 62H151V63H152ZM169 62H170V65H166V66H169V67H167V68H170V66H171L172 63H173V62H171V60H170ZM196 62H193V61H192L191 63L194 64V63H196ZM211 62H212V61H211ZM225 62H226V61H225ZM237 62H238V61H237ZM20 63H21V65L18 66V68H19V67L21 68V66L24 65V64L22 65V62H20ZM58 63H59V62H58ZM80 63H81V62H80ZM83 63H84V62H83ZM85 63H84V64H81V65L84 66V65L88 64V63H86V64H85ZM91 63H92L91 65H90V63H89L90 66H88V65L86 66L87 68H83V67L81 66L84 70L86 69L85 71H83V69H82V71H81V70H80L81 68L77 71V69H78L79 66H80V64H77L76 67L74 66L75 69H76V70H75L76 73L79 75V74L82 72V74H81L82 76H83V74L86 73V71H88V72L90 73L91 71H93V70H92L93 62H91ZM113 63H112V65H113ZM127 63H126V65L128 66L129 64H127ZM145 63H142V62H141L140 64H144V65H145ZM154 63H153V65H154ZM166 63L168 64V62H166ZM191 63H190V62H189V63L187 62V65L189 64V66H190ZM199 63H200V62H199ZM199 63H196V64L200 65ZM213 63H214V62H213ZM222 63H223V62H222ZM229 63H228V64H229ZM101 64H102V62H101ZM101 64H97V66H98V65L101 66ZM103 64H104V62H103ZM109 64H111V63L106 64L107 66H105V67H107V68L111 67V68H112V67L115 66V65L112 66V65H109ZM130 64H131V63H130ZM136 64L138 65L139 63H136ZM140 64H139V65H140ZM149 64H150V63H149ZM228 64H227V65H228ZM233 64H234V65H233ZM233 64H232L233 66L231 65L233 68H234V66H238V65H235V64H236L235 62H234ZM237 64H238V63H237ZM253 64H254V63H253ZM258 64H259V63H258ZM0 65H1V64H0ZM3 65H4V64H2V66H3ZM6 65H7V63H5V65H4L3 67L6 68ZM45 65H44V66H45ZM48 65H49V64H48ZM52 65H53V64H52ZM54 65H55V63H54ZM58 65H59V64H58ZM64 65H65V64H64ZM67 65H68V64H67ZM118 65H119V64H118ZM122 65H123V64H122ZM122 65H121V66H122ZM132 65H133V64H131V66H132ZM155 65H156V64H155ZM155 65H154V66H155ZM157 65H156V66H157ZM176 65H175V66H176ZM182 65L180 66V69H181L180 72H182V71H184V72L187 71V70H182V68H181ZM187 65H185V67H184L185 69H187V68H186ZM198 65H197V68L199 67ZM212 65H213V64L211 63L210 68H211ZM244 65H242V66H244ZM7 66L9 67V69L6 68V69H8V70H6V69L4 68V70L10 72V71H11L10 69H12V67L9 66V65H7ZM30 66H31V65H30ZM37 66H38V65L35 64V67H36V68H37ZM55 66H56V65H55ZM59 66H60V65H59ZM62 66H63V65H62ZM121 66L119 65V68H120V69L118 68L119 70L116 69L117 71H119V72H118V75H117L118 77L120 76L119 78H117V76H116L117 71H114L115 74H113L114 72L111 73L113 69L110 70L111 72L108 70L107 73L110 72L112 75H115V76H116L115 80H117V79L120 80V81H119V80L117 81V84H118V85H119L120 82H122V80H125V81H123V82H125V83H126V86H127V81H128L129 83H130L131 81H129V79L126 80V77H127V76L123 79V77H124V75H125V72H124V74H123L122 69H124V68H122V67H125V66H124V65H123L122 67H121ZM145 66H146V65H145ZM160 66H159V67L157 66L158 68H157V67H156V68L159 69ZM231 66H230V67H231ZM256 66H257V64L254 66L255 68L252 67L253 70H252V68H251V70H252L254 73L256 72V73H255L256 75H255V74H254V75H255V76H257V75H258V76L262 75V76H263V73L260 74L259 70L256 69ZM259 66H260V65H259ZM262 66H261V67H262ZM15 67H13V68H14V71H16V75H13L14 77L11 76L12 79L15 78V76L17 77V75L19 76V74H21V73L23 72V71H20L19 74H18L17 71H18L20 68H19L18 70H15ZM64 67H65V66H64ZM70 67H71V66H70ZM88 67H91V68L89 69ZM105 67H103V69H104ZM116 67H118V66H115V68H116ZM128 67H129V66H128ZM138 67L141 68L140 66H138ZM143 67H144V66H143ZM149 67H152V64H151V66L148 65L147 68H149ZM162 67H163V65H162ZM162 67H161V69L159 70L160 72L162 71ZM171 67H172V66H171ZM214 67H217V66H214ZM226 67H228V66H226ZM232 67H231V68H232ZM238 67H239V66H238ZM238 67H236V70H235V68H234V71H235L236 73H237V68H238ZM246 67H247V66L245 65L244 68L246 69ZM1 68H2V67H0V69H1ZM26 68L28 69V71L25 70V72H30V73H31V72H33V70H36V69H32V70H31V68H33V66H32V67H29V68H30V71H29L28 66H27ZM43 68L45 69V67H43ZM48 68H51V65H50V67H48ZM52 68H54V67L52 66ZM56 68H57V66H56ZM71 68H72V67H71ZM98 68H99V67H98ZM101 68H102V67H101ZM107 68H106V71H107ZM121 68H122V69H121ZM129 68H130V67H129ZM129 68L126 69V70H123V71H126V73H128V74H126V75H130V71H129V70H131V69L133 70V73H134V71H135L136 74H137V72H140V71H141L139 68H138V69H139L140 71L135 70V69H137L136 67H134V69H133V67H131L130 69H129ZM153 68H154V67H153ZM163 68H164V70L166 69V71L168 72V69H167L166 67H163ZM190 68H191V67H190ZM210 68H209V69H210ZM240 68H241V67H240ZM240 68H239V70H240ZM242 68H243V67H242ZM22 69H23V68H22ZM22 69H21V70H22ZM46 69H47V66H46ZM87 69H89L90 71L87 70ZM93 69H95L94 66H93ZM103 69H101V70H103ZM151 69H152V68H151ZM151 69H150L149 71H151ZM170 69H171V68H170ZM172 69H175V67L173 66ZM176 69H177V68H176ZM193 69H195V68L193 67ZM211 69H212V68H211ZM211 69H210V70H211ZM245 69H243V70H245ZM248 69H250V68H247V70H248ZM263 69H264V67H263ZM1 70H2V69H1ZM9 70H10V71H9ZM50 70H51V69H50ZM52 70H53V69H52ZM58 70H59V69H58ZM67 70H68V69H67ZM72 70H73V69H70V71H72ZM95 70H97V69H95ZM101 70H100V73L102 72ZM104 70H105V69H104ZM127 70H128L129 72H128ZM152 70L155 71L154 69H152ZM178 70H179V68H178ZM202 70H203V69H202ZM228 70L230 71V70H232V69L229 68ZM239 70H238V71H239ZM256 70H258V72H257ZM5 71H4V72H5ZM14 71H12V74H13ZM39 71H40L39 74L41 75V72H43V70L41 71V70L39 69ZM75 71H74V72H75ZM149 71H148V72H149ZM174 71H176V70H174ZM174 71H172V72H174ZM221 71H222V70H221ZM234 71H233V73H235ZM263 71H264V70H263ZM4 72H3V73H4ZM36 72H37V71H36ZM55 72H57V71H55ZM68 72H69V71H68ZM74 72L72 71L71 73H74ZM88 72H87V73H88ZM95 72L97 73L98 71H95ZM120 72H122V74H121ZM131 72H132V71H131ZM163 72H164V71H163ZM167 72H164V73L166 74ZM169 72H170V71H169ZM169 72H168V74H173L172 72H171V73H169ZM180 72L177 71V72H174V73L176 74V73H180ZM247 72H248V71H247ZM1 73H2V72H1ZM14 73H15V72H14ZM30 73L27 74V75L30 76ZM44 73H46V72H44ZM52 73H53V72H52ZM57 73H58V72H57ZM98 73H99V72H98ZM98 73H97V75H98ZM119 73H120L121 75H120ZM140 73H141V72H140ZM146 73H147V72H146ZM149 73L151 74V72H149ZM164 73H163V74H164ZM221 73H222V72H221ZM226 73H227V72H226ZM230 73H231V71H230ZM236 73H235V74H236ZM249 73H250V72H249ZM249 73H248V74H249ZM258 73H259V74H258ZM12 74H11V75H12ZM31 74H33V73H31ZM54 74H55V73H54ZM59 74L61 75V73H59ZM59 74H57V75L59 76ZM64 74H66V73H63V75H64ZM74 74H75V73H74ZM74 74H70V75H74ZM91 74H94V72H91ZM102 74H103V73H102ZM111 74H105V75H107V76H105V77L108 78L109 80L111 79V80H112V83L114 82V83L116 84V81H113V79H114L115 76L112 77ZM136 74H135V75H136ZM143 74L146 75L145 73H143ZM157 74H158V73H157ZM165 74H164V75H165ZM180 74H181V73H180ZM180 74H179V75H180ZM228 74H229V73H227V75H228ZM244 74L247 75V73H243V75H244ZM4 75H5V74H4ZM35 75H36V74H34V77H37V76H38V75H36V76H35ZM57 75L55 76L56 78H58ZM67 75H68V74H67ZM67 75H66V76L64 75V78H63V79H62V78H61V79L59 78V79H60V82H59L60 87L62 86L61 83L64 85V83L61 82V80H65L66 78H68ZM94 75H95V74H94ZM99 75H101V74H99ZM99 75H98L97 78H99ZM109 75H110V77H109ZM135 75H134V78H137V77H135ZM158 75H159V74H158ZM160 75H161L162 77H164V75H162V74H160ZM208 75H209V74H208ZM208 75H207V76H208ZM216 75H217V74H216ZM220 75H221V74H220ZM220 75H217V76H218V77H221L222 75H221V76H220ZM225 75H226V74H225ZM225 75H224V78L226 77V79L228 80L227 75H226V76H225ZM236 75H238V74H236ZM25 76H26V75H25ZM31 76H32V75H31ZM41 76H43V73H42ZM68 76H69V75H68ZM75 76H76V74H75L74 76H71V77L69 76L68 80L71 78L73 82H74V81H77V79L74 78ZM85 76H86V75H85ZM89 76H90V74H89ZM101 76H102V75H101ZM101 76H100V77H101ZM131 76H132V75H131ZM131 76H129V77H127V78H132ZM153 76H154V75H150L149 77H153ZM168 76H170V75H168ZM172 76L175 77L174 74H173ZM238 76H239V75H238ZM241 76H242V75H241ZM241 76H239V77H241ZM21 77H22V75L20 76V78H21ZM43 77H44V76H43ZM76 77H77V76H76ZM78 77H79V76H78ZM105 77L103 76V78H105ZM121 77H122V79H121ZM143 77H144V76H143ZM162 77H161V79H162ZM176 77H177V75H176ZM176 77H175V78H176ZM182 77H183V72H182ZM191 77H193V76H191ZM191 77H189V78H191ZM197 77H198V76H197ZM205 77H206V76H205ZM212 77H213V76H212ZM215 77H216V76H215ZM215 77L211 78V80H212V81L215 80ZM230 77H233V76H230ZM243 77H244V76H243ZM246 77H247V76H246ZM0 78H1V77H0ZM23 78H25L24 75H23V77H22V81H24ZM26 78H28V77L26 76ZM32 78H33V77H32ZM39 78H40V77H39ZM44 78H45V80H46V78H47V80H49L47 76L44 77ZM44 78H43V79H44ZM49 78H50V77H49ZM73 78L76 79V80H74ZM81 78H82V77L80 76V79H81ZM83 78H85V77L83 76ZM87 78H88V77H87ZM87 78H86V81L88 80ZM156 78H157V80H156ZM156 78H155V81H156V84H157V83H158V82H157V81H158V77H157V75H156ZM166 78H167V80L169 81L168 77H166ZM169 78H170V77H169ZM175 78H173V79L175 80ZM189 78H188V79H189ZM195 78H196V77H195ZM224 78H223V79H224ZM234 78H235V77H234ZM248 78H249V76H248ZM248 78H247V79H248ZM250 78H251L250 80H252V77H250ZM258 78H260V77H258ZM12 79H11V80H12ZM15 79H16V78H15ZM28 79L30 80L31 77L28 78ZM35 79H38V78H35ZM71 79H70V80H71ZM99 79L102 81L101 78H99ZM143 79H144V78H143ZM145 79H146V78H145ZM149 79L151 80V78H149ZM197 79H200V78L198 77ZM208 79H209V78H208ZM208 79H207V80H208ZM223 79H222V80H223ZM232 79H233V78H232ZM232 79H231V80H232ZM236 79H238V77H237ZM236 79H235V80H236ZM239 79L244 80V78H239ZM247 79H245V80H247ZM16 80H17V79H16ZM20 80H21V79H19V77H18V82H19ZM38 80H39V79H38ZM47 80H46V81H47ZM51 80H52V79H51ZM70 80H69V81H70ZM82 80H83V79H82ZM82 80H81V81H82ZM93 80H94V78L90 80V82H91V81L93 82L92 85L94 84L93 87L96 86V87H98V88H99V85H101V83H103L104 81L106 82V83L104 82V84H106V85L110 83V82H108L107 79H106V80H104V81H102V82L99 80V82H101V83L98 82L99 85H95L96 82H94V81H97V80H94V81H93ZM111 80H110V81H111ZM131 80H132V79H131ZM134 80H135V79H134ZM153 80H154V79L152 78L151 82H152ZM200 80H201V79H200ZM200 80H199V81H200ZM220 80H221V79H220ZM224 80H225V79H224ZM248 80H249V79H248ZM250 80H249V82H250V84H251V81H250ZM5 81H7V79H6ZM13 81H15V80H13ZM33 81H34V78L31 79V82H32V83H33ZM40 81L42 82V81H44V80L41 79ZM54 81H55V78H54ZM65 81H66V80H65ZM79 81H80V80H79ZM79 81H78L77 83H78V84H82V82L79 83ZM163 81H166L165 78H164ZM168 81H167V82H168ZM184 81H185V80H184ZM186 81H187V78H186ZM189 81H190V79H189ZM202 81H203V80H202ZM208 81H209V80H208ZM217 81H218V80L213 81V82H212L213 84H211V85H208V84H207V81H203V82H206V84L208 85V89H209L211 86L214 85V82H215V84H216ZM238 81H239V80H238ZM261 81H262V80H261ZM2 82H3V83H2L3 86H5L4 81H2ZM7 82H8V81H7ZM10 82H11V81H10ZM20 82H21V81H20ZM20 82H19L16 86H18L19 84L23 83V82H21V83H20ZM28 82H29V81H28ZM28 82H27V83H28ZM34 82H35V81H34ZM44 82H45V81H44ZM44 82H43V83H44ZM90 82H89V83H90ZM107 82H108V83H107ZM138 82H139V81H138ZM142 82H143V81H142ZM153 82H154V81H153ZM167 82H166V84H162L163 90L169 88V86H167V88H164V87H166ZM172 82H173V81H172ZM172 82H170L171 84H169V85L171 86L172 91H173V90H174L173 87H174V85L176 84V81H175L174 85L172 84ZM203 82L201 83V81H200L199 84L201 83L200 85H201V86L203 85V86L205 87L206 84L203 83ZM236 82H237V80H236ZM240 82H241V81H240ZM246 82H247V81H246ZM13 83L15 84V82H13ZM27 83H26V84H27ZM29 83H30V82H29ZM29 83H28V84H29ZM52 83H53V82H52ZM52 83H51V84L49 83V84H50V85L48 84L49 86L46 85L47 82H46V84H44V86H42L43 84L41 85L40 83H39V85H40L41 87H39V85H36V86H37V88H39V91H40V88H41V90H42V89H45V86H46V88H47V87H52V86H53ZM54 83H55V82H54ZM54 83H53V84H54ZM70 83H71V82H70ZM75 83H76V82H75ZM83 83H85V81H84ZM89 83H88V85H89ZM135 83H136V82H135ZM192 83H193V82H192ZM192 83H191L190 85L188 84V86H189V88H190L189 91H187V93L189 92V93H188V94H189V98H191L190 95L192 94L191 96H194V98H195V96H197V97H196V100L199 101L200 99H202L203 94H205L206 97L208 96V95H207V94L209 93L208 90H205V89L203 88V86H202V88H203L207 93H201V92H203V89H202L201 87L198 86L197 82H194V83H196L195 85H196L197 87H199V89L197 88L198 90L196 89V92H197V93L200 92V93H199V94L192 93L193 90L195 89V85H192ZM194 83H193V84H194ZM231 83H232V82H231ZM243 83H244V81H243ZM252 83H253V85H254V82H252ZM86 84H87V83H86ZM86 84H85V85H86ZM123 84H124V83H123ZM130 84H131V83H130ZM219 84H221V83L218 82V86H219ZM241 84H242V82H241ZM244 84L246 85V83H244ZM256 84H257V88H258V86H259V88H261L262 91H264V88H263V87H260V85H261L262 83L259 84V82H258V83H255V85H256ZM258 84H259V85H258ZM10 85L12 86V84H10ZM29 85H31V83H30ZM32 85H33V84H32ZM51 85H52V86H51ZM83 85H84V84H83ZM85 85H84V86H85ZM102 85H103V84H102ZM102 85H101L100 88H102V87L105 86V85H104V86H102ZM110 85H111V84H110ZM110 85H109V87H111ZM120 85H121V84H120ZM138 85H139V84L136 85L137 88H138ZM150 85H151V84H150ZM152 85H154V87L157 86V85H155V82H154V84H152ZM152 85H151V86H152ZM172 85H173V86H172ZM207 85H206V86H207ZM236 85H238L237 87H238V89H239L240 85H239V84H236ZM3 86H0V91H1L0 93H2V91L4 90V87H3ZM16 86L14 85V87H16ZM21 86H22V85H21ZM23 86H24V84H23ZM25 86H26V85H25ZM55 86H56V84H55ZM57 86H58V85H57ZM89 86H90V85H89ZM89 86H87V87L90 88L91 86H90V87H89ZM151 86H150V87H151ZM191 86H192V87H191ZM193 86H194V87H193ZM241 86H242V85H241ZM261 86H262V85H261ZM1 87H2L3 90H1ZM12 87H13V86H12ZM18 87H20V86H18ZM18 87H17V88H18ZM53 87H54V86H53ZM53 87H52V88H53ZM62 87H63V86H62ZM77 87H78V86H77ZM77 87H76V88H77ZM79 87H80V85H79ZM93 87H92V90L94 91L95 88H93ZM106 87H107V86H106ZM122 87H123V86H122ZM122 87H121V88H122ZM124 87H125V86H124ZM128 87H129V86H128ZM150 87H149V88H150ZM214 87H215V86H214ZM227 87H228V86H227ZM227 87H226V89H227ZM230 87H231V86H230ZM230 87H228V88H230ZM244 87H245V86L243 85V89L246 90V88H244ZM255 87H256V86H255ZM31 88H32V87H31ZM37 88H35V89L38 90ZM54 88H55V87H54ZM58 88H59V87H57V89H58ZM98 88H97V89H98ZM126 88H127V87H126ZM139 88H140V87H139ZM174 88H176V85H175ZM200 88H201V89H200ZM211 88H212L214 91H215V90L217 91V89H214L213 87H211ZM211 88H210V90H211ZM223 88H224V87H223ZM223 88H220V89L218 90V92H219V91L221 92ZM231 88H233V86H232ZM231 88H230V89H231ZM249 88H250V86H248L247 89H249ZM251 88H252V87H251ZM253 88H254V87H253ZM257 88H256V90L254 89L253 92H254V91H258ZM35 89L33 90V92L36 91ZM50 89H51V88H50ZM57 89L55 88V89H53V91H54V90H57ZM77 89H78V88H77ZM109 89H110V88H108V90H109ZM114 89H115V88H114ZM154 89H157V88L155 87ZM206 89H207V87H206ZM261 89H260V90H261ZM17 90H18V89H17ZM46 90H49V88H48V89H45L44 91H46ZM51 90H52V89H51ZM74 90H75V89H74ZM80 90H81V88H80ZM95 90H96V89H95ZM108 90H107V88L105 89V91H106L105 93H106L107 95H108V92H107ZM120 90H121V89H120ZM135 90H136V89H135ZM137 90H139V89H137ZM151 90H152V88L150 89V91H151ZM159 90H161V88H160ZM163 90H162V91H163ZM168 90H170V89H168ZM179 90H180V89H179ZM210 90H209V91H210ZM224 90H225V89H224ZM224 90H223V91H224ZM233 90H234V89H233ZM241 90H242V89H241ZM5 91L7 92V89H6ZM20 91H21V90H20ZM27 91H28V90H27ZM27 91H26V94H27ZM42 91H43V90H42ZM44 91L42 92V94H41V93H38V94H41V96L38 95V96H40V100L43 98V95L45 94ZM49 91H50V90H49ZM58 91H60V89H58ZM88 91H89V90H88ZM88 91H85V92H86V93H89L91 90H90L89 92H88ZM111 91H114V92L117 91V92H119L117 89L113 90V88H112ZM128 91H130V90H128ZM139 91H140V90H139ZM139 91H137V94L140 93ZM152 91H153V90H152ZM154 91L157 92L158 90H154ZM185 91H186V90H185ZM190 91H192V92H190ZM194 91H195V90H194ZM205 91H204V92H205ZM211 91H212V90H211ZM211 91H210V92H211ZM216 91H215V93H217ZM225 91H226V90H225ZM234 91H236V90H234ZM246 91H248V90H246ZM9 92L11 93V91H9ZM13 92H14V90H13ZM23 92H24V91H23ZM47 92H48V91H46V94H45V95L48 96V99H51V98H50V97H51L50 95H52V94L48 95L49 93L47 94ZM54 92H55V91H54ZM85 92H84V94H85ZM94 92H95V91H94ZM101 92H102V91H101ZM130 92H131V91H130ZM141 92H142V90H141ZM156 92H155V93H156ZM159 92H160V91H159ZM167 92H169V91H165V92L163 91V92H161L163 95H160V97H161V96H164V95H165L164 93H166V96H164V97L167 98V100H166L165 103H167V101H170V100H171L170 103H167V106H168L169 104H172V106H173V107H172V108H173V112H174V111L177 112V110L174 109V106H175V105H179V104H175L176 102H174L175 105H173V101H176V100H178V99H173V100H172V99L170 98V96H169L170 100H168V96H167L168 93H167ZM178 92H179V93L176 94V95H180V94L182 93L181 90L178 91ZM226 92H227V91H226ZM226 92H224V93H226ZM250 92H251V91H250ZM35 93H36V92H35ZM50 93H52V91H50ZM57 93H58V92H57ZM66 93H67V92H66ZM102 93L104 94V89H103V92H102ZM121 93H122V92H121ZM153 93H154V92H153ZM153 93L151 92V95H155V94H153ZM169 93H170V92H169ZM172 93H173V92H172ZM176 93H177V92H176ZM183 93H184V92H183ZM224 93H223V94H224ZM244 93H245V91H244L243 93L240 92V95H241V94L244 95ZM247 93H248V92H247ZM247 93H246V95L248 96ZM256 93H257V92H256ZM5 94H6V93H5ZM16 94H17V93H16ZM32 94H33V93H32ZM60 94H61V95H60V96H61V101H63V99L65 98V97H64L65 93L63 94V93L61 92ZM62 94H63V95H62ZM67 94H68V93H67ZM74 94H75L74 97L76 98V97H77V96H76L77 93H74ZM79 94H80V93H79ZM79 94H78V96H79ZM89 94H90V93H89ZM93 94H94V93H93ZM93 94H91V95H93ZM95 94H96V93H95ZM103 94H102V96L104 97L105 94H104V95H103ZM140 94H141V93H140ZM140 94H139V95H140ZM193 94H194V95H193ZM218 94H221V93H218ZM223 94H221V95L223 96ZM231 94H232L233 96H234V94H235V96H236V93H235V92H231ZM231 94H230V95H231ZM238 94H239V93H238ZM250 94H251V93H250ZM258 94H260V93L258 92ZM262 94H263V93H262ZM2 95H3V94H2ZM27 95H28V94H27ZM35 95L37 96V94H35ZM53 95H54V96H55V95L58 96L59 94H56V93H55V94H53ZM53 95H52V96H53ZM71 95H72V94H70L69 96H71ZM80 95H81V94H80ZM91 95H90V98H89V99H91ZM97 95H98V94H97ZM97 95H96V96H97ZM116 95H117V93L115 94V96H116ZM122 95H123V94H122ZM147 95H148V93H147ZM151 95H150V96H151ZM169 95H170V94H169ZM185 95H186V92H185ZM185 95H184V96H185ZM205 95H204V96H205ZM221 95H220V96H221ZM225 95H227V93L224 94V96H225ZM230 95H228V96H230ZM251 95H252L253 97H255V94L252 93ZM9 96H10V95H9ZM16 96H18V95H16ZM56 96H55V97H56ZM81 96H83V95H81ZM86 96H87V95L85 94L84 97L86 98ZM102 96H101L100 98H102ZM115 96H114V97H115ZM126 96H127V95H126ZM134 96H135V94H134ZM184 96H183V97H184ZM187 96H188V95H187ZM204 96H203V97H204ZM209 96H213V95H210V93H209ZM220 96L217 97V95H216V97L219 98L218 100H217V98H216V100L219 101V102H216V104L220 103V100H221V99H220V98H221ZM228 96H227V97H228ZM235 96H234V100H237V97H235ZM249 96H250V95H249ZM252 96H251V98L253 99ZM256 96H257V95H256ZM262 96H263V95H262ZM262 96H260V98L264 99ZM41 97H42V98H41ZM44 97H46V96H44ZM62 97H63V98H62ZM74 97H73V95H72V98H74ZM84 97H82L81 99H83ZM124 97H125V96H123L122 99H124ZM139 97H140V96H139ZM154 97H155V96H153V100L155 101ZM164 97H163V98H164ZM1 98H2V97H1ZM1 98H0V99H1ZM6 98H7V97H6ZM6 98H5V100H7ZM25 98H26V97H25ZM33 98H34V97H33ZM36 98H37V100H36ZM36 98H35L36 102H33L34 104L37 103V101H39V100H38L39 98H38V97H36ZM53 98H54V97H53ZM85 98H84L83 100H85ZM98 98H99V96H97V99H98ZM110 98H112V97H110ZM129 98H130V96H129ZM145 98H147V100L150 99V97L148 98L146 95H145ZM151 98H152V97H151ZM157 98H158V97H157ZM157 98H156V102H157ZM177 98H178V97H177ZM179 98H180V96H179ZM184 98H185V100H186L187 97L185 96ZM199 98H200V99H199ZM223 98H224V97H222V99H223ZM249 98H250V97H248V99H249ZM251 98H250V99H251ZM255 98L257 99L258 97H255ZM260 98H259V100H261ZM3 99H4V98H3ZM20 99H21V98H20ZM43 99H44V98H43ZM54 99H55V98H54ZM69 99H70V98H69ZM79 99H80V98H79ZM112 99H113V98H112ZM114 99H115V100H114ZM114 99H113L114 102H116V101H117L116 98H114ZM117 99H118V98H117ZM122 99L120 100V101H121L120 103H122V105H123L124 103H123V100H122ZM140 99H142V97H141ZM159 99H160V98H159ZM164 99H165V98H164ZM227 99H228V98H227ZM244 99H245V98H244ZM256 99H255V102H256ZM15 100H16V99H15ZM17 100H18V99H17ZM58 100H59V99H58ZM58 100L55 99V101H57V102H58ZM73 100H74V99H73ZM77 100H78V99H77ZM107 100H108V99H106V101H107ZM124 100H125V99H124ZM128 100H129V99H128ZM130 100H131V99H130ZM147 100H146V103H145L146 106L150 104V103H147V102H148ZM151 100H152V99H150L149 102H150ZM180 100H181V99H180ZM196 100H195V103H192V104L195 105L196 103H198V102H196ZM202 100H203V99H202ZM207 100H208V99H207ZM223 100H224V99H223ZM228 100H229V99H228ZM7 101H8V100H7ZM43 101H44V100H43ZM43 101H42V102H43ZM50 101H51V100H50ZM55 101L52 100L51 102L54 103ZM67 101H68V99L64 100L63 102H65V104H66ZM125 101H127V100H125ZM141 101H143V99H142ZM161 101H162V103H163V100H161ZM186 101H187V100H186ZM193 101H194V99H193ZM203 101H204V100H203ZM221 101H222V100H221ZM224 101H225V100H224ZM240 101H241V100H240ZM22 102H23V101H22ZM42 102H41V103H42ZM51 102L48 103V104L46 105V107H45V108H47V110L45 109L46 111H44V112H46V113L44 114V113L42 112L43 115H45L46 117L48 116L47 119L50 117L49 115H51V114H48V115H47L48 107L50 106V104L53 105ZM69 102H72V101L69 100ZM69 102H68V103H69ZM75 102H77V101L75 100ZM86 102H87V101H86ZM118 102H119V99H118ZM118 102H117L116 104H120V103H118ZM129 102H130V101H129ZM131 102H133V101H131ZM144 102H145V101H144ZM156 102H155V103H156ZM171 102H172V103H171ZM179 102H182V104H183V101H182V100L179 101ZM184 102H185V101H184ZM245 102H246V99H245V101L243 102V104H244ZM247 102H248V101H247ZM252 102H254V101L252 100ZM255 102H254V103H255ZM11 103H12V102H11ZM18 103H19V101H18ZM20 103H21V101H20ZM23 103H24V102H23ZM43 103H45V102H43ZM46 103H47V102H46ZM55 103H56V102H55ZM81 103H82V102H81ZM81 103H80V106H83V103H82V104H81ZM107 103H109V105H110V102L107 101ZM126 103H127V102H125V104H126ZM139 103H141V102H139ZM157 103H158V102H157ZM185 103H186V102H185ZM185 103H184V105H185ZM203 103H204V102H203ZM203 103H201V104L203 105ZM221 103H222V102H221ZM229 103H230V102H229ZM229 103H228V104H229ZM235 103H236V101L234 102V104H235ZM258 103H259V101L257 102V104H258ZM263 103H264V102H261L262 105H264ZM65 104H64V103L62 104V106H63V109H62V110H65V109H66V108L64 109V105H65ZM72 104H73V103H72ZM78 104H79V103H78ZM131 104H132V103H131ZM131 104H130V105H131ZM133 104H136V101H135V103L133 102ZM142 104H143V103L140 104V105H141V108H139L140 110L142 109V106H143ZM151 104L154 105L153 102H152ZM182 104H181L180 106H178V107H182V106H183ZM186 104H187V103H186ZM192 104H190L189 107H188V108H190V110H192L190 106H192V107L194 106V105H192ZM201 104H200V107H201ZM222 104H223V103H222ZM234 104H229V105H231V108H232V106H234ZM245 104H246V103H245ZM252 104H253V103H252ZM255 104H256V103H255ZM255 104L253 105L254 107H256ZM261 104H260V105H261ZM11 105H12V104H11ZM21 105H22V104H21ZM37 105L40 106V103H37ZM37 105H32V106H31L32 109L34 108L33 106H35V109L37 110ZM41 105H42V104H41ZM54 105H57V104H54ZM54 105H53V106H54ZM66 105H68V104H66ZM95 105H96V103H95ZM136 105H137V104H136ZM136 105H134V106L131 105V107L133 106V108H134ZM145 105H144V108H147V107H145ZM158 105H160V107H161V103H160V104H157V108H158ZM220 105H221V104H220ZM246 105H247V104H246ZM246 105H245V106H246ZM12 106H13V105H12ZM18 106H19V105H18ZM60 106H61V105H60ZM68 106H69V105H68ZM101 106H102V105H101ZM107 106H108V105H107ZM107 106H106L105 108H107ZM110 106H111V105H110ZM110 106H108L109 109H110ZM138 106H139V105H138ZM138 106L135 107V108L138 109ZM164 106H165V105H164ZM250 106H251V104H250ZM257 106H258V105H257ZM43 107H44V105H43L42 107L40 106V109L43 108ZM74 107H75V106H73V108H74ZM94 107L97 108L98 106H97V107H96V106H93V108H94ZM118 107H119V106H118ZM120 107H121V106H120ZM123 107H126V109L128 108L127 105H126V106H123ZM131 107L129 106V109H130ZM139 107H140V106H139ZM151 107H152V105H151ZM154 107H156V105H155ZM160 107H159V108H160ZM205 107H206V106H205ZM205 107H204V111H205ZM235 107H236V105H235ZM251 107H252V106H251ZM254 107H253V108H254ZM258 107H259V106H258ZM261 107H263V106H261ZM21 108H22V107H21ZM54 108H55V107H54ZM61 108H62V107H61ZM73 108H72V109H73ZM121 108H122V107H121ZM157 108H156V109H157ZM161 108H163V107H161ZM164 108H167V107H164ZM164 108H163V109H164ZM183 108H184L183 111L185 112V108H187V107L184 106ZM194 108H195V107H194ZM223 108H224V106H223L222 109L220 110L222 113H223ZM225 108H226V109H224V110H227V111L230 110V106H227V107L225 106ZM227 108H228V109H227ZM244 108H245V111H246V108H247V111L249 110L248 105H247V107H244ZM253 108L251 109V111L253 110ZM263 108H264V107H263ZM263 108H262V110H263ZM8 109H9V108H8ZM18 109H19V108H18ZM32 109L30 108V110H32ZM38 109H39V108H38ZM49 109L51 110V106H50ZM69 109H70V108H68V111H69ZM98 109H99V107H98ZM126 109L124 108L125 111L122 112V114H121V112L119 113L120 115L118 114V117L120 118V116H121V120H122V121L120 120V123H119V119H118V120H117V119L115 120V118H116L117 116H116L115 118H114V116H113L115 122L117 121V123H115V125H116V127H118L117 130H116V127H115L114 125L111 126V127H113V129L116 130V131H115V130L112 129V130L114 131V135H113V136H117V137H118V133H119V132L122 133V134L119 136L120 138H122V137L124 136V134L127 136L126 131L128 132L127 129H129V127H128L127 123H126V125H124V122H125V119H126V121H128L129 119H132V120H133V118H131V114H127V113H126V111L128 110V109H127V110H126ZM139 109H138V111H139ZM156 109L153 110V112H155ZM163 109H162V110H161V109H159V110L157 109V112H159V113H163L162 117L165 119V118L168 117V115H167V116H164V115H165L164 113H165V112H168V113H166V114H169V116H170L171 113H170L169 111H166V110H163ZM198 109H200V108H198ZM198 109H197V111H198ZM259 109H261V108L259 107ZM12 110H13V108H12ZM36 110H35V111H36ZM43 110H44V109H43ZM50 110H49V111H50ZM56 110H57V108H56ZM56 110L54 109L53 112L56 111ZM66 110H67V109H66ZM73 110H74V109H73ZM95 110H97V109H95ZM101 110H102V111H100V109H99V111L97 110L98 113H99V112L101 113L100 116H98V113L96 112L97 116L100 117L99 119H101V118L103 117V114H104V113H108V112H106L107 109H105V110H106L105 112L103 111L104 109H101ZM118 110H119V109H118ZM142 110H144V109H142ZM160 110H161V111H160ZM181 110H182V108H181ZM194 110H195V109H194ZM254 110H255V109H254ZM0 111H1V110H0ZM16 111H17V110H16ZM19 111H20V110H19ZM19 111H18V113H20ZM23 111H24V110H22V112H23ZM38 111H39V110H38ZM38 111H37V112H38ZM87 111H90V110L87 109ZM109 111H110V110H109ZM119 111H123V110L120 109ZM119 111H118V112H119ZM131 111L133 112L132 108L130 109V113H132ZM138 111H134L135 114H134V112H133L132 114L135 115V117H136L138 114H140L141 112H143V111H139V113H137ZM146 111H147V110H146ZM149 111H150V110H149ZM197 111H196V112H197ZM213 111H214V110H213ZM216 111H217V110H216ZM245 111H244V113H245ZM249 111H250V110H249ZM260 111H261V110H260ZM22 112H21V113H22ZM51 112H52V110H51ZM51 112H49V113H51ZM53 112H52V113H53ZM60 112H61V111H60ZM65 112H66V111H65ZM74 112H75V111H74ZM92 112H94V109H93ZM102 112H103V113H102ZM118 112H117V111L114 112L113 115L117 114ZM127 112H128V111H127ZM186 112H188V110H187ZM196 112H193V113H196ZM198 112H199V111H198ZM198 112H197V114H198ZM218 112H219V111H218ZM254 112H257V114H259V112L256 111V110H255ZM262 112H263V111H262ZM1 113H2V112H0V114H1ZM16 113H17V112H16ZM16 113H11V114L9 113V114H10V116H11V115H13V114L16 115ZM21 113H20L19 116L23 119V118H24V115H22V116H23V117H22V116H21ZM24 113H25V112H24ZM34 113H35V112H34ZM42 113H41V114H42ZM55 113H56V112H55ZM72 113H73V112H72ZM72 113H71V115H72ZM84 113H85V112H84ZM86 113L89 114V112H86ZM86 113H85V115H86ZM124 113H125V114H124ZM128 113H129V112H128ZM146 113H147V112H146ZM149 113H150V112H149ZM151 113H152V112H151ZM159 113H157V114L159 115ZM179 113H180V110H179ZM228 113H229V112H228ZM228 113H227V114H228ZM251 113H253V112H251ZM30 114H31V113H30ZM36 114H37V113H36ZM36 114H35V115H36ZM58 114H59V112H58ZM61 114H62V113H61ZM61 114H60V115H61ZM65 114H66V115L63 116V118L61 119V121H62L65 117H67V116H68V117H67L68 119H67V118H66V119H67L68 121H69V119H71L70 117L73 118V117L78 116V115H75V116L72 115V116L69 117V115H67V113H65ZM69 114H70V113H69ZM76 114H78V113H76ZM80 114H81V113H80ZM96 114H95V115H96ZM155 114H156V112L153 113V115L151 114L150 116H147V114H146V116H147V117H146V121L144 120V121L146 122L145 125H146L147 123H149V125H151V124H150L151 122H150L149 119H150L151 116H154ZM177 114H178V112H177ZM177 114L174 113L175 116H176ZM180 114H181V113H180ZM182 114H183V113H182ZM182 114H181V115H182ZM188 114H189V113H188ZM210 114H211V112L209 113V115H210ZM213 114H215V113H213ZM224 114H225V113H224ZM227 114H226L225 116H227ZM255 114H256V113H254L253 115L255 116ZM32 115H34V114L32 113ZM32 115H29V116H32ZM35 115H34V116H35ZM54 115H55V114H54ZM82 115H83V114H81L80 116H82ZM85 115H84V116H85ZM95 115L93 114V116H95ZM105 115H106V114H105ZM141 115H142V113H141ZM171 115H172V114H171ZM183 115H184V114H183ZM190 115H191V114H190ZM190 115H189V116H190ZM192 115H193V114H192ZM192 115H191V116H192ZM230 115H231V113H230ZM246 115H247V116H246ZM248 115H249V114H248V112H247V113L245 114V116L248 118ZM260 115H261V112H260ZM5 116H6V113H5ZM7 116H8V114H7ZM26 116H28V115L26 114ZM26 116H25V118H26ZM34 116H33V117H34ZM40 116H41V115H40ZM40 116H39V117H40ZM45 116H44V119L46 118ZM61 116H62V115H61ZM84 116H83L82 118L79 117V118H80V121L78 122L79 124H81V120H82V119H85V118H86L87 120H85V121H86V122L88 121V122H87L88 124H93V125L96 124V125H97V123H98V122H97L98 120H96V119L98 118L97 116H96L97 118L94 117L95 120H96V123H94L95 120H94L93 118H92V119H93V122H92L91 118H90L88 115H86L85 118H84ZM87 116H88L89 118H88ZM138 116H140V115H138ZM175 116H174V118H175ZM186 116H187V117H186ZM195 116L197 117L196 114H195ZM211 116H212V115H211ZM225 116H224V118H225ZM250 116H251V115H249V118H250ZM254 116H253V117H254ZM15 117H17V116H15ZM20 117H19V118H20ZM33 117H32V118H33ZM52 117H53V114H52ZM104 117H106V116H104ZM118 117H117V118H118ZM154 117H155V116H154ZM160 117H161V115L158 116V117L156 116L155 119L153 118V119H154V123H155V121H157V119L160 120ZM162 117H161V118H162ZM177 117H180V116H176V118H177ZM185 117H186V118H185ZM185 117L177 118V120H176L175 122L177 123V121H179L180 123L178 122V125L180 124V126H181V124H182V125H185V123H188V122H186L187 119H189V118H188V115H185ZM199 117L201 118L202 116L199 115ZM204 117H206V115H205ZM212 117H213V116H212ZM214 117H215V116H214ZM218 117H219V116H218ZM255 117H257V116H255ZM258 117H259V116H258ZM258 117H257V118H258ZM260 117H261V116H260ZM263 117H264V116H263ZM0 118H1V117H0ZM9 118H10V117H9ZM9 118H8V119H9ZM28 118H29V117H28ZM35 118L38 119L37 115H36ZM40 118H41V117H40ZM60 118H61V117H60ZM76 118H78V117H76ZM79 118H78V119H79ZM137 118H138V117H136V121H137ZM148 118H149V119H148ZM156 118H157V119H156ZM168 118H169V117H168ZM176 118H175V119H176ZM181 118H183V119L185 118V119H184V120H186L185 123H184V120L182 121ZM193 118H194V117H193ZM202 118H203V117H202ZM219 118H221V117H219ZM228 118H230V117L228 116ZM4 119H5V117H4ZM17 119H18V118H17ZM22 119H20V120H21V124H22ZM42 119H43V118H42ZM88 119H90V120H88ZM105 119H106V118H105ZM109 119H110V117H109ZM111 119H112V117H111ZM123 119H124V120H123ZM151 119H152V118H151ZM164 119L162 120V122H158V121H157V122H156V123H157L156 125H155V124L152 125L153 128L155 129V133H157V134L159 133L158 136H160L159 139H157L156 135L154 136L155 133H154V134L152 133V134H153V138H155L157 142H158V140H160V139H161V140H160L161 142H162V140L165 142V141H169V140L172 139V143H173L174 145H176V144H175V141H173L174 139L172 138V136H169V135L171 134L170 129H171V128L173 129V127H171L172 125L170 126V124H168L167 122H164V123H163ZM172 119H173V118L171 117L170 120H172ZM191 119H192V118H191ZM204 119H206V118H204ZM211 119H212V118H211ZM214 119H215V118H214ZM238 119L240 120V118H238ZM263 119H264V118H263ZM23 120H24V119H23ZM40 120H41V119H40ZM55 120H57V118H56ZM64 120H65V119H64ZM64 120H63V121H64ZM73 120H74V119H72V121H73ZM132 120H130L129 123H130ZM139 120H140V119H139ZM147 120H148L149 122H148ZM170 120H169V121H170ZM219 120H220V119H219ZM225 120H226V122H225ZM225 120H223V121L225 122V123H224L225 126H227L226 123H227V120H228V119L226 118ZM248 120H249V119H248ZM258 120H260V119L258 118ZM10 121H13V124H15V125L18 124V123H17L18 120L16 121V123H14V120H10ZM10 121H9V122H10ZM29 121H30V120H29ZM38 121H39V120H38ZM41 121H44V120H41ZM45 121L47 122V120H45ZM70 121H71V120H70ZM82 121H84V120H82ZM89 121H90V122H89ZM99 121H100V120H99ZM102 121H103V120H102ZM109 121H110V120H109ZM109 121H108V119H107V122H109ZM123 121H124V122H123ZM136 121H135V123H136ZM194 121H195V120H194ZM213 121H214V120H213ZM229 121H230V122L227 123V124H230L231 122H233V123L236 122L235 120L232 121V118H231ZM19 122H20V121H19ZM25 122H26V121H25ZM25 122L23 121L24 125L27 126V124H25ZM32 122H33V121H32ZM46 122H45V123H46ZM64 122H65V121H64ZM64 122H63V125H65V124L68 125V123H65V124H64ZM86 122H84V123L82 122V123L85 125ZM105 122H106V121H105ZM122 122H123V123H122ZM137 122H138V121H137ZM140 122H141V121H140ZM182 122H183L184 124H183ZM189 122H190V121H189ZM204 122H205V121H204ZM240 122H241V121H240ZM243 122H244V121H243ZM243 122H242V123H243ZM245 122H247V119H246V118H245ZM248 122H249V121H248ZM251 122H252V121L250 120V123H251ZM263 122H264V121H263ZM263 122H262V119H261V123H262V124H264ZM11 123H12V122H11ZM35 123H36V122H35ZM42 123H43V122H42ZM54 123H56V122H54ZM59 123H60V122H59ZM59 123H58V125H59ZM72 123H73V122H72ZM118 123H119V126H121V129H122V127H124V126H126L127 128L124 127L123 130L120 131V127L118 126ZM121 123H122V124H121ZM169 123H170V122H169ZM176 123H175V124H176ZM195 123H197V121H195ZM205 123H206V122H205ZM205 123H204V124H205ZM209 123H210V122H209ZM212 123H213V122H211V124H212ZM214 123H216V122L214 121ZM214 123H213V124H214ZM252 123H254V122H252ZM252 123H251V124H252ZM29 124H30V122H29ZM36 124H37V123H36ZM36 124H35V125H36ZM49 124H52V123H49ZM73 124L75 125V123H73ZM83 124H82V125H83ZM109 124H110V123H109ZM113 124H114V123H113ZM136 124H137V123H136ZM138 124L141 126V124H143V123L141 122V123H138ZM167 124H168V125H167ZM171 124H173V123L171 122ZM175 124H174V126L176 127L177 124H176V125H175ZM190 124H191V123H190ZM216 124H217V123H216ZM251 124H250V125H251ZM9 125H11V124H9ZM31 125H32V126H35V125H33V124H31ZM31 125H29V126H31ZM43 125H45V124H43ZM46 125H47V124H46ZM53 125H54V124H53ZM82 125H81V126H82ZM96 125H95V126H96ZM122 125H123V126H122ZM145 125H144V126L142 125V126H143L144 128H146V127L148 126V128L150 129V127H149L148 124L146 125V127H145ZM154 125H155V127H154ZM178 125H177V126H178ZM186 125H187V124H186ZM186 125H185V126H186ZM188 125H189V124H188ZM196 125H199V124H196ZM200 125H202V124L200 123ZM218 125H221V120H220V124L218 123ZM230 125H231V124H230ZM243 125H245V123L241 125V123H239V121H238V126H237V127H239V128H237V127L235 126V129L233 128V130H232V129L229 130V133L232 134L231 131H233L234 133H235V132H238L236 129L240 130L241 128H243ZM258 125H259V124H258ZM11 126H12V125H11ZM17 126H20V124L17 125ZM40 126H42V125H40ZM40 126L37 125L38 128H40ZM48 126H49V125H48ZM50 126H51V125H50ZM72 126H73V125H72ZM102 126H103V125H102ZM140 126H138L139 132H140V129H143L142 127L140 128ZM169 126H170V127H169ZM180 126H178V127L180 128ZM192 126H193V125L188 126V127H190V130L193 129V128H195V125L193 126V128H192ZM202 126H203V125H202ZM202 126H200V128H202ZM205 126H206V128L209 127L208 124L205 125ZM207 126H208V127H207ZM247 126H249V125H247ZM247 126H246V127H247ZM253 126H255V124L252 125L251 129L253 128ZM262 126H264V125H262ZM262 126H260V128H262ZM21 127H22V126H21ZM37 127H36V129H37ZM74 127H76V126H74ZM83 127H85V126H83ZM109 127H110V125L108 126V128H109ZM114 127H115V128H114ZM130 127H131V125H130ZM175 127H174V128H175ZM196 127H197V126H196ZM217 127H218V126H217ZM221 127H222V126H220V129H221ZM249 127H250V126H249ZM256 127H257V126H255V128H253L252 130H257L258 128L256 129ZM2 128H3V127H2ZM22 128H24V127H22ZM22 128H20V129L18 130L20 134H17V135H21V132H20V131H21ZM42 128H43V126H42ZM52 128H53V126H52ZM56 128H57V127H56ZM60 128H61V127H60ZM60 128H59V129H60ZM63 128H64V126H63ZM65 128H66V127H65ZM65 128H64V130H65ZM69 128H71V127H69ZM76 128H77V127H76ZM81 128H82V127H81ZM86 128H88V126H87ZM89 128L91 129L90 126H89ZM97 128H98V127H97ZM97 128H96V129H97ZM131 128H132V127H131ZM203 128H204V127H203ZM215 128H216V127H215ZM215 128H214V126H213V129H215ZM223 128H224V127H223ZM225 128H226V127H225ZM0 129H1V128H0ZM3 129L5 130L6 128L4 127ZM3 129H2V130H3ZM7 129H8V128H7ZM7 129H6V130H7ZM26 129H27V128H26ZM28 129H29V130L31 129V130H30V133L33 135L34 133L31 132V131L33 130L32 127H31V128H28ZM53 129H54V128H53ZM72 129H73V127H72ZM84 129H85V128H84ZM93 129H94V128H92L91 130H93ZM100 129H101V128H100ZM118 129H119V130H118ZM124 129H125V130H124ZM146 129H147V128H146ZM210 129H211V130H209V131L212 133L213 130H212V128H210ZM220 129H219V127H218L216 130H220ZM227 129H228V128H226V130H227ZM245 129H246V128H244V130H245ZM248 129H250V128H248ZM251 129H250V131H251ZM9 130L12 131V129H9ZM22 130H23V129H22ZM47 130H48V129H47ZM54 130H55V129H54ZM66 130H67V128H66ZM68 130H69V129H68ZM73 130H74V129H73ZM103 130H104V129H103ZM109 130H110V128H109ZM109 130H108V129L105 130V132L107 131V134L109 133V135H107L105 132H103L102 134H100L98 130H97L98 132H96V133H97L98 135L100 134V135L98 136V137L101 136L100 138H104V137H102V135L104 136V134H106V136H108V137H106V139L108 138V141H112V140H109V139H111V138H109V137H111ZM129 130H131V129H129ZM179 130H180V129L175 128L174 131H175V132L177 131V132H176V136L179 135L182 139H183L184 134H185V133L187 134L188 131H189L188 128H187V129L185 128L186 132H185L184 134L182 133V134H183V136H182V134H181V131H182V130H181L180 133L178 134ZM185 130H183V131H185ZM187 130H188V131H187ZM194 130H195V129H194ZM202 130H203V129H202ZM216 130H214V132H215ZM226 130H225V131H226ZM234 130H235V131H234ZM258 130H259L258 137L260 136L259 138H264V136H263V135H264V134H263V133H264V127H263V131H261V129H258ZM16 131H17V130H14L15 133H16ZM26 131L28 132V130H26ZM33 131H34V130H33ZM36 131H38V130H36ZM43 131H44V130H43ZM43 131H42V132H43ZM48 131H49V130H48ZM60 131H62V130H60ZM69 131H70V130H69ZM69 131H67V133H69L70 135H71L72 132H74V131H70V132H71V133H70ZM82 131L85 132V134L88 133V132L86 133V131H84V130H82ZM118 131H119V132H118ZM124 131H125V133H124ZM141 131H142V130H141ZM168 131L170 132V134H167ZM183 131H182V132H183ZM192 131H193V130H192ZM196 131H198V128H197ZM204 131H206V130H204ZM221 131H222V133H225V132H223L224 129H223V130L221 129ZM242 131H243V130H242ZM248 131H249V130H248ZM260 131H261V132H260ZM5 132H6V131H5ZM38 132H39V131H38ZM55 132H57V131H55ZM62 132H63V131H62ZM100 132H101V131H100ZM116 132H117V133H116ZM129 132H130V131H129ZM136 132H137V131H136ZM139 132H138V135L142 133V132H141V133H139ZM143 132H144V131H143ZM153 132H154V131H153ZM169 132H168V133H169ZM175 132H174V134H175ZM218 132H219V131H218ZM227 132H228V131H226V133H227ZM239 132H240V131H239ZM245 132L247 133V130H246ZM254 132H255V131H254ZM3 133H4V132H2V134H3ZM9 133H11V132L9 131ZM22 133H23V135H24L25 130H24V132L22 131ZM30 133H29V134H30ZM45 133H46V132H45ZM57 133H58V132H57ZM57 133H56V134H57ZM67 133H66V136L69 138V136H68L69 134H67ZM76 133H78V132H76V129H75V133H74V134H76ZM90 133H91V134H92V133L94 134V132H91V131H90ZM190 133H191V132H190ZM190 133L187 134V136H189ZM197 133H198V135H197ZM201 133L204 134V136H205V133H206V132H200V133H199V132H196V133H195V137H193L192 139H193V140H196L197 138L200 139V137H201L200 134H201ZM211 133H210V134H211ZM226 133H225V134H226ZM243 133H244V131H243V132H240L239 136H240L241 134H242V136L245 135V133H244V134H243ZM248 133H249V134H248ZM248 133H247V137H248V135L253 134V132H252V133H251V132H248ZM256 133H257V132H256ZM12 134H13V133H12ZM26 134H27V133H26ZM26 134H25V136H27ZM40 134H41L40 132H39V134L35 133V135H33L32 137H35V138H36V137H38V136H36V135H40ZM43 134H44V132H43ZM43 134H42V135H43ZM56 134H55V136H56ZM78 134L81 135L82 132L80 133V130H79V133H78ZM78 134H77L76 136L79 137ZM85 134H83L84 136H82V135L80 136V140H82L83 142H85L86 140H88V141L90 140V139H85ZM91 134H90V135H91ZM93 134H92V135H93ZM115 134H116V135H115ZM132 134H133V133H132ZM142 134H143V133H142ZM142 134H141V135H142ZM174 134H173V135H174ZM186 134H185V135H186ZM202 134H201V135H202ZM261 134H262L263 137L261 136ZM4 135H6V134H4ZM9 135H10V134H9ZM17 135H16V136H17ZM53 135H54V134H53ZM90 135H89V136H90ZM122 135H123V136H122ZM128 135H130V134L128 133ZM191 135L193 136V135H194V132H193V134L191 133ZM191 135H190V136H191ZM196 135H197V137H196ZM212 135H213V134H211V136H212ZM214 135H217V134L214 133ZM218 135H221V132H220ZM236 135H237V134L235 133V136H236ZM2 136H3V135H2ZM11 136H12V135H11ZM11 136H10V137H11ZM29 136H30V135H29ZM40 136H41V135H40ZM66 136H65V137H66ZM86 136H88V134H87ZM121 136H122V137H121ZM136 136H137V135H135V132H134L133 137H136ZM176 136H175V137H176ZM187 136H186V137H187ZM190 136H189V137H190ZM198 136H200V137H198ZM202 136H203V135H202ZM223 136H224V134H223ZM229 136H230V135H229ZM229 136H228V137H229ZM239 136H236V137L240 138L241 136H240V137H239ZM254 136H256L255 133H254V135L250 136V138L248 137V138L250 139V141H251V137H254ZM3 137H4V136H3ZM6 137H7V136H6ZM42 137H43V136H42ZM42 137L40 138L41 140H42ZM48 137H49V136H48ZM53 137H54V136H53ZM72 137H73V136H72ZM81 137H82V138H81ZM119 137H118V139H119ZM138 137H140V135H139ZM138 137H137V138H138ZM180 137H178V139H176V140H179V143H180L181 147L183 146L184 148L186 147V148H185L186 150H187L188 148H189L188 150H190V148H191L190 144H191L192 141H189V138H187V139H188V141L186 140L187 143L190 142V144L188 143L190 147H188L187 143H186V144L184 143V142H186V141H183ZM186 137H185V138H186ZM209 137H210V135H209ZM218 137H219V136H218ZM226 137H227V134H226ZM233 137H234V135L232 134V135H231L232 142H233V139L235 138V137H234V138H233ZM243 137H244V136H243ZM245 137H246V135H245ZM247 137H246L245 139H247ZM258 137H256V139H257V140H256V141H257V144H258V140H259V141L261 142V143H259V144H260L261 147H262V144H264V142L262 143V141H263L264 139H263V140H262V139H258ZM8 138H9V137H8ZM11 138H12V137H11ZM11 138H10V139H11ZM18 138H19V137H17V140H18ZM20 138H21V139H19V140H22V137H20ZM35 138H34V139H35ZM56 138H57V137H56ZM59 138H60V136H59ZM83 138H84V139H83ZM87 138H88V137H87ZM90 138H91V136H90ZM112 138H114V137H112ZM126 138H127V137H124V139H126ZM137 138H136V140L138 141L139 138H138V139H137ZM205 138H206V139H209V138H207V137H205ZM205 138H204V139H205ZM212 138H213V137H212ZM220 138H221V136H220ZM222 138H223V137H222ZM0 139H1V137H0ZM15 139H16V138H15ZM29 139H30V137H29ZM29 139H28V140H29ZM32 139H33V138H32ZM34 139H33L32 141L35 142L36 139H35V140H34ZM37 139H39V138H37ZM48 139H49V142H48V143H50V138H48ZM74 139H75V137H74ZM93 139H94V137H93ZM96 139H97V138H96ZM128 139H129V138H128ZM133 139H134V138H133ZM199 139H197V140L199 141ZM206 139H205V140H206ZM228 139H229V138H228ZM235 139H237V138H235ZM249 139H248V141H249ZM26 140H27V139H26ZM26 140H25V142H26ZM57 140H58V139H57ZM68 140H70V139H68ZM71 140H72V139H71ZM75 140H77V139H75ZM75 140H74V141H75ZM94 140H95V139H94ZM100 140L102 141V139H100ZM100 140L95 141V142H96L95 144H97ZM104 140H105V138H104ZM104 140H103V141H104ZM122 140H123V139H121L120 141L123 142V143L125 144V143H126V142H124L125 140H124V141H122ZM139 140L141 141V138H140ZM180 140H182L183 143H182ZM184 140H185V139H184ZM190 140H191V139H190ZM214 140H215V139H214ZM222 140H224V139H221L220 141H222ZM242 140H243V138H242ZM252 140H253V139H252ZM261 140H262V141H261ZM15 141H16V140H15ZM29 141H30V140H29ZM32 141H31V142H27V143L30 144V143H32ZM38 141H39V140H38ZM38 141H37V142H38ZM44 141H47V140L44 139ZM51 141H52V140H51ZM61 141H62V140H61ZM61 141H60V142H61ZM64 141H65V139H64ZM92 141H93V140L91 139L90 142H87V147H88V145L90 146V143L93 144ZM103 141H102V142H103ZM198 141H197V142H198ZM202 141H203V140H202ZM202 141H201V142H202ZM208 141H210V140H208ZM208 141H207V142H208ZM212 141H213V140H212ZM212 141H211V142H212ZM217 141H219V140H217ZM227 141H228V140H227ZM234 141H235V140H234ZM248 141H247V143H248ZM250 141H249V142H250ZM254 141H255V140H253V142H254ZM6 142H7V141H6ZM20 142L22 143V141H20ZM39 142H40V141H39ZM42 142H43V140H42ZM54 142H55V141H54ZM72 142H73V141H72ZM77 142H78V141H77ZM77 142H76V144H77ZM80 142H81V141H80ZM102 142H101V143L99 142V146H98L99 148L96 147V146H95L96 148H92V146H91V147H89V148H87V149L90 150V149L92 148V149L94 150V152L97 153V155H99V154L101 153V151H102V154H103V153H106L107 151H109V150H108V143H109V142H107V144L104 143V144H106V145H104V147H105V146L107 147V148H106V149H107L106 152H105L106 149H105V150H101V151L99 150V152H96V151H95V149H97V148L100 149V145L103 144ZM105 142H106V141H105ZM115 142H116V141H115ZM132 142H134V141H132ZM135 142H136V141H135ZM201 142H200V144L203 143V142H202V143H201ZM211 142H210V143H211ZM237 142H238V140H237ZM243 142H245V141H242V143H243ZM4 143H5V142H4ZM16 143H17V142L13 143V144L15 145V147H16ZM21 143H20V144H21ZM44 143L46 144L47 142H44ZM48 143H47V144H48ZM51 143H52V142H51ZM68 143H69V142H68ZM73 143H74L73 145H76L75 142H73ZM137 143H138V142H136L135 144L137 145ZM140 143H141V142H140ZM145 143H147V142H145ZM145 143H143V144H145ZM148 143H149L150 145L152 144V142H151V143L148 142ZM159 143H160V142H159ZM193 143H194V146H199L198 143H197V145H196V142L193 141ZM193 143H192V144H193ZM208 143H209V142H208ZM212 143H213V142H212ZM235 143H236V142H235ZM250 143H251V142H250ZM255 143H256V142H255ZM23 144H24V140H23ZM32 144H33V143H32ZM32 144H31V145H32ZM39 144H40V146H41V143H39ZM56 144L59 145L57 142H56ZM85 144H86V143H85ZM85 144L82 143V145H84V146H82V147L86 148V147H85ZM110 144H111V142H110ZM132 144H133V143H131V145H132ZM135 144H134V146H136ZM138 144H139V143H138ZM160 144H161V143H160ZM204 144H205V143H204ZM214 144H216V143H214ZM219 144L222 145L223 143H219ZM219 144H216V145H219ZM224 144H225V143H224ZM230 144H231V143H230ZM230 144H228V145L231 146ZM233 144H234V143H233ZM237 144H238V143H237ZM5 145H6V143H5ZM21 145H22V144H21ZM37 145H38V144H37ZM43 145H44V144L42 143V146H43ZM54 145H55V144H54ZM57 145H56V147H54V148L51 147L52 145H51V146L48 145V147L45 146L46 149H48L49 147H51V149L53 148V150H55V151H51V150L49 149V150H48L49 152H48V151H47V152H48L49 154L52 152V153L54 154V156L56 155V153H54V152H58V154H59V152H61L60 155L62 154V152H64V155H65V156H64L63 154H62L61 156H64L66 160L69 159V156H68V155H70V152H72L71 154L74 153L72 150L69 151L70 149L68 150L67 148H66L65 150H66L69 154H68L67 152L65 153V151H64V146H65L64 143L61 144V145H64V146L62 147V148H63V151H58V150H61V149H59V147H60L61 145H60V146H57ZM78 145H79V143H78ZM78 145H77V146H78ZM97 145H98V144H97ZM169 145H171V144H169ZM169 145H168V146H169ZM180 145H179V146H180ZM226 145H227V142H226ZM235 145H236V144H235ZM244 145H245V144H244ZM246 145H247V144H246ZM250 145H252V147H255L256 144L253 145V144L251 143ZM260 145H257V146H260ZM0 146H1V145H0ZM17 146H18V144H17ZM24 146H25V145H24ZM40 146H39V147H35V148L32 147V149H30V151L33 150V148H34V149H36V148H37V149H38V148H39V149L43 148V149H41L42 151H45V150H46V149L44 150V148H45L44 146H43V147L41 146V148H40ZM69 146H70V145H69ZM79 146H81V143H80ZM79 146H78V147H79ZM119 146H120V145H119ZM134 146H133V147H134ZM147 146H148V145H147ZM147 146H146V144H145V147L142 146V148H141V145H140L139 147H140L141 149H143V150L148 151L147 149H148L150 146H149V147H147ZM153 146H155L154 148L157 147L156 145H153ZM179 146H178V147H179ZM204 146H205V145H204ZM229 146H228V147H229ZM233 146H234V145H233ZM30 147H31V146H30ZM66 147H67V145H66ZM73 147H74V146H73ZM78 147L75 146V148H74L73 150L76 151V153H77L78 156H79V155L82 154V153H78V152H80L81 150H84V148L82 149L81 147H79V148H81V150L78 151V150H77V149H79ZM110 147H111V146H110ZM113 147H114V146H113ZM113 147H111V149H112ZM123 147H124V146H123ZM129 147H130V146H129ZM131 147H132V146H131ZM137 147H138V145L135 147V149H136ZM146 147H147V148H146ZM178 147H177V148H178ZM187 147H188V148H187ZM207 147H209V146H207ZM220 147H221V146H220ZM223 147H224V146H223ZM245 147H247V146H245ZM252 147H251V148H252ZM261 147H260V149H261ZM27 148H28V147H27ZM27 148H26V149H27ZM56 148H57V151H56ZM60 148H61V147H60ZM76 148H77V149H76ZM101 148H102V147H101ZM126 148H127V147H126ZM145 148H146V149H145ZM152 148H153V147H152ZM152 148H151V149H152ZM154 148H153L151 151H153ZM165 148H166V147H165ZM165 148H164V149H165ZM169 148H170V147H169ZM169 148H167V150H168ZM177 148H176V149H177ZM194 148H195V147H194ZM197 148H198V147H196V149H197ZM203 148H204V147H203ZM224 148H226L227 151L230 153V150H228V149H230V147L227 148V147L225 146ZM240 148H241V149H240ZM240 148L238 147V149H237V148L234 147V149H233V148H231V149L234 150V151H235V149H237V150L240 149V150H239V152H240L239 156H240V158H241V157H243V156H241V152H242L241 150H242V147L240 146ZM249 148H250V147H249ZM251 148H250V149H251ZM21 149H22V147H21ZM21 149L18 150V147H17V150H16V148H15V151H16V152L18 151V153H19V151H20ZM26 149H24V150H26ZM39 149H38V150H39ZM75 149H76V150H75ZM109 149H110V148H109ZM178 149H180V147H179ZM178 149L176 150V153L179 152V154H177V156L174 155V153H175L174 151H175V150H170V149H169L171 152H172V151L174 152V153H171L172 155H174L173 158H172V160H173V161H177V162H175V163H177V164H174V165L177 166V167L179 166L178 161H179V162H182V164H183L184 161L187 160V159H186V156H187V154H188V153L185 151V149L183 150V148H182L183 151H181V149H180V151H178ZM196 149H195V150H196ZM199 149H200V146H199L198 150H199ZM210 149H211V147H210ZM252 149H253V152H254V151H255V148H252ZM258 149H259V147H258ZM258 149H256V150H258ZM121 150H125V149L121 148ZM133 150H134V148H133ZM167 150H166V149L164 150L165 153H166ZM169 150H168V151H169ZM201 150H202V149H201ZM203 150H204V151H205V150L207 151L206 148L203 149ZM203 150H202L201 153H203ZM208 150H209V148H208ZM212 150H213V149H212ZM232 150H231V151H232ZM237 150H236V151H237ZM245 150H246V149H245ZM248 150H249V149H248ZM248 150H247V151H248ZM263 150H264V148L262 147V151H261V152H264ZM0 151H1V148H0ZM7 151H12V153L14 154V156H16V155H15L16 153H14V151H13L12 149L6 150L5 152H7ZM21 151H22V150H21ZM27 151H29V150L24 151L23 155H24L25 153H27ZM34 151H35V150H34ZM87 151H88V150H87ZM110 151L112 152V150H110ZM136 151H137V150H136ZM136 151L134 150L135 153H140V154H141V152H140L139 150H138L137 152H136ZM151 151H149V154H150ZM156 151H157V149H156ZM156 151H154L155 156H157V155H156V153H157ZM190 151H191V150H190ZM213 151H214V150H213ZM213 151H210V152H212L211 154H207V152L210 153L209 151L203 153V155L205 154L204 157H205V156L209 157L208 155L211 156L212 154L214 155L215 153H214ZM221 151H222V150H221ZM224 151H225V152H224ZM224 151H223V152L226 154V150H224ZM3 152H4V151H3ZM35 152H36V151H35ZM38 152H41V151H38ZM81 152H83V155H84L85 151H81ZM127 152H128V148H127ZM132 152H133V151H132ZM158 152H159V151H158ZM181 152H183V153H181ZM197 152H198V151H197ZM223 152H222V153H223ZM248 152H249V151H248ZM253 152H252V153H253ZM258 152H259V150H258ZM12 153H10V152L8 153V152H7V157H8V154H12ZM29 153H30V156H31L32 154H34L33 152H32V154H31V152H28V154H29ZM95 153H92V151H90V154L93 155V156L91 157L90 154L85 153V155H87V156L84 155V157L87 158V157L89 156V157H90V158L88 157V159H90L89 161H92L91 159H92L93 157L96 156ZM98 153H99V154H98ZM130 153H131V152H130ZM163 153H164V152H163ZM180 153H181V156H182V157H181V156H180V157L178 156V155H180ZM189 153H192V151L189 152ZM199 153H200V151L197 153V154L200 156L201 153H200V154H199ZM231 153H232V152H231ZM231 153H230V155L233 156L234 153H232V154H231ZM235 153L238 154V152H235ZM21 154H22V153H21ZM35 154H36V156H37V152H36ZM45 154H47V153L45 152V153H44V156H45ZM66 154H68V155H66ZM102 154H101V155H102ZM110 154H111V153H110ZM118 154H119V153H118ZM118 154H117V155H118ZM123 154H125V153H123ZM126 154H127V153H126ZM126 154H125V155H126ZM194 154H195V153H194ZM217 154H218V153H217ZM220 154H221V153H220ZM236 154H235V155H236ZM247 154H248V153H247ZM259 154H260V155H259ZM259 154L255 151V154H254V155H258V156H261V157H262L263 154H262V155H261V153H259ZM23 155H22L21 158H22V161H23V159H24V161H25L27 157H23ZM107 155H109V154H107ZM127 155H128V154H127ZM144 155H147V154H143V155H142L143 157L140 156V155H139V156H140L141 159H142V158H145ZM153 155H154V154L152 153L151 156L153 157ZM162 155H164V154H162ZM192 155H193V154H192ZM192 155H191V156H192ZM215 155H216V154H215ZM221 155L223 156L224 154H221ZM226 155H227V154H226ZM230 155L228 154V156H226V157H229ZM235 155L233 156L232 159L236 158ZM9 156H10V155H9ZM17 156H19V154H18ZM17 156H16V157H17ZM20 156H21V155H20ZM20 156H19V157H20ZM27 156H28L29 160L32 159V157H36V156H34V155H32L31 157H29V155H27ZM39 156H41V154H40ZM44 156H43V154H42V157H43L44 159H43L42 157H41V158H42L43 160L46 159ZM46 156H47V163H48L49 155L47 154ZM52 156H53V155H50V157H52ZM67 156H68V158H66ZM137 156H138V155H137ZM139 156H138V157H139ZM164 156H165V155H164ZM168 156H169V155H168ZM175 156H176V157H175ZM188 156H189V155H188ZM191 156H189V158H190L191 161L193 162L192 164H193V165H194V164L196 165V163H194V161H195V160L197 161V159H194L193 157H192V158H193V159H192ZM194 156H195L196 158H199L197 155H194ZM218 156H219V155H218ZM218 156H213V157H218ZM245 156H246V155H245ZM245 156H244L243 158L246 160L247 158H245ZM252 156H253V155H252ZM258 156H256V159L260 158V157H258ZM11 157H12V158H11V161L14 160L13 155H12ZM19 157H18V158H19ZM56 157H57V156H56ZM70 157H71V155H70ZM72 157H74V156L72 155ZM75 157H77V156H75ZM81 157H82V158H81ZM96 157L98 158V156H96ZM96 157H95V158H96ZM99 157H100V158H98V159L101 160V157H102V156H99ZM107 157H110V156H106V158H107ZM116 157H117V156H116ZM138 157H137V158H138ZM157 157H158V156H157ZM157 157H156V158H157ZM166 157H167V155H166ZM171 157H172V156H171ZM171 157L169 156V158H171ZM177 157H178V158H177ZM201 157H202V156H201ZM213 157L211 156L210 158H213ZM263 157H264V155H263ZM1 158L3 159V156L0 157V160H1ZM5 158H6V157H5ZM5 158H4V159H5ZM18 158H17V160H18ZM28 158H27V159H28ZM37 158H38V156H37ZM39 158H40V157H39ZM41 158L38 159V160H41ZM54 158H55V157H54ZM54 158H53V160H54ZM61 158H62V157H61ZM78 158H79V159H78ZM80 158H81V159H80ZM85 158H84V159H85ZM121 158H124V156H122ZM147 158H148V157H147ZM154 158H155V157H154ZM154 158H153V160H156V159H154ZM159 158H160V159H159L160 161H163V160H162L163 156H162V158H161V156H160ZM167 158H168V157H167ZM174 158H175V159H174ZM205 158H206V157H205ZM243 158H242V159H243ZM253 158H254V156H253ZM253 158H252V157H251V158L249 157L250 162H252L251 159H253ZM4 159H3V160H4ZM9 159H10V158H9ZM33 159H34V158H33ZM33 159H32V160H33ZM51 159H52V158H51ZM58 159H59V158H58ZM62 159H63V158H62ZM72 159H73V158H72ZM77 159H78V161L81 160V163H79V165H82V166H83V164L86 165V163H82V159H83V156H82V155H80V157H77ZM77 159L74 160V161H77ZM84 159H83V161H84V162H87V160L85 159V160H86V161H85ZM98 159H97V160H98ZM110 159L112 160V156H111ZM145 159H146V158H145ZM150 159H151V158H149V159H147V160L150 161ZM208 159H209V158H208ZM218 159H220V160H218ZM218 159H216V161L218 160V161L220 162V161L223 160V157H220V158H218ZM237 159H238V156H237ZM254 159H255V158H254ZM261 159H262V158H260V160H261ZM6 160L8 161V158H6L3 162L0 161V162H2L1 165L4 164V162H5ZM34 160L38 161L37 159H34ZM34 160H33V161H34ZM69 160H70V159H69ZM97 160H95V159L93 158L94 163H96ZM135 160H136V158H135ZM188 160H189V159H188ZM200 160H201V159H198V161H200ZM225 160H227V159H225ZM228 160H231V159H228ZM228 160H227V161H228ZM245 160H244V161H245ZM9 161H10V160H9ZM15 161H16V158H15ZM19 161H21V160H19ZM19 161H17L18 165H20V164H19V163H20ZM26 161H27V160H26ZM45 161H46V160H45ZM50 161H51V160H50ZM67 161H68V160H67ZM71 161H72V160H71ZM93 161L91 162V164H93ZM104 161H105V160H104ZM104 161H102V162H104ZM189 161H190V160H189ZM189 161H188V163H189ZM202 161H204V158H203ZM207 161H209V160H205V161H204L205 163L202 162V166H203V164H206ZM211 161H212V160H211ZM227 161H225V163H226ZM235 161H236V160H235ZM235 161H233V162H235ZM237 161H238V160H237ZM239 161H240V159H239ZM257 161H259V160H256V162H257ZM262 161H263V160H262ZM262 161H260V162H262ZM13 162H14V161H13ZM13 162H9V163H13ZM41 162H43V161H40V163H41ZM55 162H56V161H55ZM55 162H54V163H55ZM68 162H69V161H68ZM68 162H67V163H68ZM100 162H101V161H100ZM109 162H110V161H109ZM140 162L143 163L141 160H140ZM140 162H139V163H140ZM152 162H153V161H152ZM158 162H159V161H158ZM166 162H167V161H166ZM170 162H171V160H170ZM170 162H169V163H170ZM223 162H224V161H223ZM228 162H229V161H228ZM231 162H232V161H231ZM247 162H248V161H247ZM247 162H246V163H247ZM250 162H248V164H246V165H249V166H250V167L247 166L248 168H247V167L244 168L246 165H244L245 163H244L243 161H242L241 163H239V164H241V165L243 164V165H244V167H243V165H242L243 170H245V169L248 170V169H249L248 171L251 170L250 168H252V167H257V166L259 165V164H258V165L256 166V165L254 164V162H253V164H254L255 166H252L253 164L250 163ZM256 162H255V163H256ZM260 162H259V163H260ZM31 163H32V162H31ZM34 163H35L36 165H39V164H38L37 162H35V161H34ZM34 163H33V165H34ZM51 163H52V162H51ZM54 163H53V164H54ZM72 163H73V161H72ZM77 163H78V162H77ZM104 163H105V162H104ZM111 163H112V162H111ZM116 163H118V162H115V164H113L114 166L112 165V166H110V167H112L113 169H115V168L117 167V164H116ZM119 163H120V162H119ZM137 163H138V162H137ZM150 163H151V161H150ZM208 163H209V162H208ZM208 163H207L206 165H208ZM210 163H211V162H210ZM212 163H213V162H212ZM212 163H211V164H212ZM220 163H221V162H220ZM257 163H258V162H257ZM5 164H6V163H5ZM15 164H16V163H15ZM25 164H26V167H25V168H28V170H29L30 166L28 165V167H27V163H26V162H25ZM28 164H29V163H28ZM42 164H44V162H43ZM45 164H46V163H45ZM59 164H61V162H60ZM70 164H71V162H70ZM88 164H89V163H88ZM96 164H100V163H96ZM105 164H106V163H105ZM108 164H109V163H108ZM135 164H136V163H135ZM147 164H148V163H147ZM171 164H173V163H171ZM184 164H185V163H184ZM192 164L190 163L191 169L193 168V167H192ZM199 164H200V163H199ZM199 164H198V166H199V170H200V165H199ZM217 164H218V163H217ZM237 164H238V163H237ZM250 164H251V165H250ZM260 164H262V163H260ZM12 165H14V164H12ZM50 165H51V164H50ZM68 165H69V164H68ZM74 165H76V163L73 164V167H74ZM77 165H78V164H77ZM79 165H78V166H79ZM85 165H84V167H85V169L87 168V171H89V170H90V171H94L93 169H95V168H94L95 165H93V168L91 167V169H89V170H88V167H89V166L87 165V166H88V167H87V166H85ZM103 165H104V164H103ZM137 165H139V164H137ZM137 165H135V167H138ZM174 165H173V166H171V165L169 166V165H168L169 167H167V163H166V164H165V168L167 167V168H169V170H165L164 167H158V166H157V162H153V166L156 168L155 170H157V171H155V173H154V172H153V173H150V171H148V170H150L151 168L148 167L149 169L147 170V172H146V171H143V173H142V170H140V169H138V170H140V172L137 171V169H136V170H133V171H132V169H131V171L129 170L130 172H128L129 174H128L127 172H126V173L123 172L122 174H120V173H118V172L122 169V168H120L119 171H118L117 173H115V176H116V174H120L121 176H124V174H125V175L128 174V176H129L130 174H131V175L133 174V176H129V177H127V176L125 177V176H124L125 178H128V179L130 180V178H131V177L133 178V177H134V174H135V178H133V179L131 178L132 180L128 181V183H126V182H127V181H126L127 179H125V178H123V177L121 178V179H123V180L125 181V183H124L125 186H126L127 188H128V187H131V188H129V190H130V189H131V190H130V191L127 190L128 192L126 191V194H125V192H123V190H122V192L119 193V194L116 192L117 194L115 195V193H114V196H115V197H113V196L111 195V197H113V198H110L111 201L109 200L110 202L108 201L109 203H107V205H108L109 207H108V206H105V204H104V205L102 204L101 206H105L106 209H108V210L110 209L109 211L112 210L111 212H113V211H114V209H113L114 206L111 208V205H114V204H115L116 208H118V206L116 205V203H118V202L116 201V199L119 200V197H117V195L119 196L120 194H123V193H124L125 195H124L123 197H121V195H120V197L123 198V200H124V202H125V203H123V206L121 207L125 213L122 211V209H120V208H118V209L121 210V214H122V212L125 214V215H124V214H123V215H124V217H125L126 219H125L124 222H118L119 220H121V219L119 218V219H117V221L115 220L114 223L111 224V223L107 222V220H106L107 217H106L105 219H103V221L106 220V221H104V222H103L102 220L99 222L98 220H99L100 218H99V219L97 218L98 220L96 219V221H97L99 224H98V223H97V224L94 223L93 225L90 224V225H92V227H91V228L89 227L88 229L86 228V231H87V230L89 231V229L91 230V229L93 228L92 232L90 231L91 235L93 236V238L91 237L93 243L91 242L92 244H90V245L88 244L89 246H92V245L94 244V245L92 246V250H91V248H90V250H87V248H85V249L87 250V252H86V250L84 249V250H85V254H82V255H81V252L79 251L78 253H80L81 257L84 258V259H86V260H89L90 262H92V264H251L252 262H253L252 264H256V263H255L256 261H258V262H263V263H261V264H264V260H262V259H264V257H263V256H264V254H263L264 252L261 253V254H263V255L260 256L259 252H258V254L255 253L256 251L253 253V254H255V255H252L251 252H253V251H251V252L249 251V252H250V253H249L248 251L245 252V251L248 250V249H245V251H244L243 249L240 250V248H241L242 246H239V249H238V250H239L240 252H238V250L235 249V248H238V246H235L236 243L239 244V242H237V240H236V239H238L237 236H235V237H237V238L235 239V240H236V243H235V240H233V238H235V237H233V236L236 235V234H234V235L232 234V235H233V236H232L233 238H229V240L232 239L233 241L230 240L229 242H232V243L234 242V243H235V245H234L235 248H232V246H231L230 248H232V250L237 251V252H235V254L231 253V254L234 255V256H231V254L227 251V252L229 253L230 257L227 255L228 253L226 254V252H225V255H227V259H228V260H227L226 258H225L224 260L222 259L221 256H223L224 254H222L221 249H222V251H223L224 249L221 248V247H220L221 249L219 248L220 250H218L217 247H216V249H215V246H213V245L211 244V245L213 246V249H212V250L215 249V250H214L215 253H219V252H221V253H220L221 255L218 254V256L220 255L219 258H221L222 260L219 259V258H217V257H215V256H214V258H213V255H211L212 257H211V256H208L209 253L206 255V253H204V252H200V251L198 250V249H200V250L202 249V250H203L204 247H205V249H206L207 246H204V245L206 244V242H204V245H203V243H202L203 240H201L202 237L200 238L199 235H197V237L199 236V238H200L199 240L196 239V236L191 240V239L189 238L188 233H191V232L193 231L192 233H194L193 235H195V231H196V230H195V227L193 228V226H194L195 224H197V226H199V228H201L200 230H198L197 234H199V231L201 232V230L203 229L202 227H203V226L205 225V223H206V222H204V219L207 220V217H205L206 215L204 216V217H205L204 219L202 218V217H203L202 215H204V212L207 210V207H208V206H206V204H205V206L202 205V204H203V202L206 203L207 199H209L208 197L211 196V195L209 196V194H215V192H217V190H215V188H213L215 191L211 190V191H212V192H211V191L209 190V189H211V188L209 187L208 191H205V192H208V193H207L208 195H207L206 193H204V191H202V190H204L203 188H204V186H205V184H206V181H204V178H203L204 176L206 177V175H205L206 172H205V174H201V176H202V178H203V181L205 182V184L202 186V187H203L202 189H200V187H199V189H200L201 192L196 193V192H198L197 190L195 191V189H197V188H194V191H195L194 193H195V194H194L193 192L191 193L190 191H192V190H190V189H192L191 186L194 185V184L192 183L191 186L188 185V184H191V181H193V180L191 179V177H193V176H191V175H193V174H191V175H188V174H187L188 176H186V178L184 177V179H186L187 181H186V180H183V179H181V180L183 181L184 185H185V186L188 185L190 189L187 190V191H188L187 195H186V192H187L186 190H185V191H186L185 193L183 192V190H181L182 193H184V194L186 195V196H185V195H182V196H181L180 194H182V193H181V191H180V193H179L178 190H180V189H179L178 186L176 185V183H175L176 181L174 182V177H175V176H174L173 178L170 176V175H171L170 173H171V171H172V168L175 169V166H174ZM180 165H181V163H180ZM209 165H210V164H209ZM226 165L228 166L227 169L229 168V170H230V167H233V165H231V163H230L229 165H228V163H227ZM230 165H231V166H230ZM262 165L264 166V163H263ZM262 165H261V167H260V165H259L258 169H259V168H262V167H263ZM2 166H3V165H2ZM5 166H7V165H5ZM5 166H4V167H5ZM10 166H11V165H10ZM21 166L23 167V165H20V167H21ZM24 166H25V165H24ZM45 166H46V165H45ZM100 166L102 167L101 164H100ZM108 166H109V165H108ZM190 166H189V167H190ZM222 166H223V165H222ZM222 166H221V167H222ZM229 166H230V167H229ZM235 166H236V165H235ZM20 167H19L18 169H16V171L14 170L15 168L12 167V169H8L7 171H5V173L7 172L6 174H3L4 171H2V172H3L2 174H1V172H0V174H1V175H0V187H2V188H1L2 190H5L3 187H8V188H9L10 186L12 187V189H15L16 186H15V188H13V187H14V185H17V184L20 185V186H23V185H25V184L28 185V183H29V185L31 186V183H30V182H32V181L29 180V181H30V182H29L28 180L25 179V177H30V178H31V176H32V180L34 181V179H33V175L35 176L36 172H38L39 169H38L36 172L34 171V173H32L31 170L28 171V172H30V173H27V169H26V172H25V170H24L25 168L20 169ZM31 167H32V166H31ZM41 167H42V166H41ZM55 167H57V165H55V166L53 167V168L56 170ZM75 167H76V166H75ZM101 167H100V169L98 170L99 173H101V172H100ZM120 167H122V164H121ZM123 167H124V166H123ZM132 167H133V166H132ZM139 167H140V165H139ZM170 167H172L171 170H170ZM180 167H181V166H179V168H180ZM203 167H204L205 170L207 171L206 167H205V166H203ZM207 167H208V166H207ZM212 167H214V166H212ZM212 167H211V168H212ZM219 167H220V165H219ZM219 167H217L216 170H218ZM221 167H220V169H219V172H220L219 174H222V173H223V172H222L223 169H222ZM225 167H226V166H225ZM5 168H6V167H5ZM16 168H17V166H16ZM43 168H45V167H43ZM46 168H47V167H46ZM51 168H52V167H51ZM71 168H72V165H71ZM79 168H80V166H79ZM79 168H78V169H79ZM106 168H107V165H106ZM130 168H131V167H130ZM185 168H186V167H185ZM185 168H183V169L185 170ZM204 168L202 169V167H201V170L203 171ZM211 168H210V170H211ZM236 168H237L239 171L241 170V169H239V167H236ZM19 169H20V170H19ZM32 169H33V167H32ZM48 169H49V166H48ZM63 169H64V168H63ZM103 169H104V171H105V168H103ZM103 169H102V173H103V174H101V175H106L105 172L103 171ZM107 169H108V168H107ZM113 169H112V170L110 169V170H111V171H115L116 169H118V167H117L115 170H113ZM133 169H134V168H133ZM189 169H190V168H189ZM193 169H194V168H193ZM208 169H209V168H208ZM221 169H222V171H221ZM237 169L233 168L232 170L235 171V170H237ZM253 169H254V168H253ZM253 169H252L251 171H254ZM258 169H257V170H258ZM263 169H264V167H263ZM10 170H11L12 172H13V170H14L15 172H13V173H15V174H16L17 170H19L22 174H24L23 171H22V170H24L25 174L27 173L28 175H27V174H26V175L24 174L25 176H20L21 173H19V172H17L18 175H15V174L11 175L12 173H11V174L9 173V172H11ZM33 170H34V169H33ZM55 170H54V171H55ZM79 170H80V169H79ZM95 170H96V169H95ZM123 170H124V169H123ZM176 170H177V172H178V171L181 170V169H176ZM176 170H174L173 172L176 173ZM184 170H183V171H184ZM201 170H200V173L202 172ZM210 170H208V171L210 172ZM238 170H237V173H238ZM260 170H262V169H260ZM260 170H259V171H260ZM8 171H9V172H8ZM52 171H53V170H52ZM52 171H51V172H52ZM61 171H62V170H61ZM63 171H64V170H63ZM106 171H107V170H106ZM121 171H122V170H121ZM190 171H191V173H193L192 170H189V174H190ZM45 172H46V171L44 170V173H45ZM47 172H48V170H47ZM51 172H50V173H51ZM59 172H60V170H59ZM79 172H80V171H79ZM96 172H97V170H96ZM96 172H95V173H96ZM107 172H108V171H107ZM184 172H185V171H184ZM209 172H208V173H209ZM213 172L215 173V169L213 170ZM230 172H231L232 174H234L232 171H230ZM230 172H229V174H230ZM241 172H242V171H241ZM260 172H261V171H260ZM262 172H263V171H262ZM40 173H41V174H40ZM40 173H39V172L37 173V174H39V177H40V178H38V177H37L38 175L36 174V177H37V178H35V179H36V182H37V183L40 182L39 179L42 180L43 177L45 176L44 174H42L41 170H40ZM48 173H49V172H48ZM56 173L58 174L57 170H56ZM80 173H81V172H80ZM99 173H97V174L100 175ZM108 173H109V172H108ZM113 173H114V172H113ZM137 173H138V174H137ZM178 173H180V171H179ZM251 173H252V172H251ZM255 173H256V171H255ZM19 174H20V175H19ZM29 174H33V175L30 176ZM53 174H54V173H53ZM53 174H52V175H53ZM57 174L54 175V176L57 177ZM63 174H64V173H63ZM63 174H62V175H63ZM70 174H71V173H70ZM77 174H78V173H76L75 176H76ZM97 174H95V175H97ZM226 174H227V173H224V174H222V176H223V175L225 176ZM256 174H257V173H256ZM256 174H255V175H256ZM258 174H259V173H258ZM258 174H257V175H258ZM263 174H264V173H263ZM52 175L49 174V176H51L52 178H54ZM60 175H61V173L59 174L57 180H59V179H63V176H60ZM67 175H69V174H67ZM73 175H74V174H73ZM86 175H87V174H85V177H86ZM95 175H92V176H93V177H96ZM101 175H100V176H101ZM107 175H108V174H107ZM180 175H182V172H181ZM217 175H218V174H217ZM236 175H238V174H236ZM255 175H253V176H255ZM47 176H48V175H47ZM47 176L45 177V179H44L43 181L46 180V181L49 182V183H50V182H54L55 179L53 180V179L50 178L49 176H48V178H47ZM69 176H70V175H69ZM75 176H74V178H75ZM83 176H84V175H83ZM88 176H90V175L88 174ZM110 176H112V175H110ZM115 176H114V177L112 176V177H113V180H115ZM182 176H183V175H182ZM182 176H181V177H182ZM189 176H190V177H189ZM201 176H199V177H200V178H199L200 180H201ZM210 176H211V175H210ZM258 176H260V178H261V174L258 175ZM258 176H257V177H258ZM262 176H263V175H262ZM19 177H21V180H22V178L24 177V178H23L24 180H23V181H20ZM59 177H61V178H59ZM64 177H65V176H64ZM76 177H77V176H76ZM103 177H104V178L106 177L107 179L109 178V176H108V177H107V176H103ZM103 177H102V178L100 177V178H101L100 181L103 179ZM116 177H117V176H116ZM176 177H177V176H176ZM176 177H175V178H176ZM212 177L215 178L214 175H213ZM212 177H211V178H212ZM225 177L230 179V175H229L228 177H227V176H225ZM236 177H237V176H236ZM46 178H47V179H46ZM71 178H72V176H71ZM79 178H83V179H85L84 177H81V176H80ZM97 178H98V177H96V178H94V179L97 180ZM187 178H189L190 180L187 179ZM193 178H194V177H193ZM196 178H197V177H196ZM231 178H233V177H231ZM238 178H239V177H238ZM255 178H256V177H255ZM18 179H19V180H18ZM27 179H28V178H27ZM37 179H38L39 182L37 181ZM48 179H50V181H48ZM67 179H68V178H67ZM83 179H82V180H83ZM89 179H90V178H89ZM179 179H180V178H179ZM194 179H195V178H194ZM205 179H206V178H205ZM209 179H210V178H209ZM256 179L258 180L259 178H256ZM262 179H263V178H262ZM262 179H260L259 181H260L261 183L263 182L262 185H264V181H262ZM51 180H52V181H51ZM65 180H66V178H65ZM73 180H74V179H73ZM73 180H72V182H73ZM96 180H95V184H96V182H98V181H96ZM103 180H104V179H103ZM109 180H110V179H109ZM117 180H118V179H117ZM175 180H178V177H177ZM197 180H198V179H197ZM218 180H219V179H218ZM231 180H232V179H231ZM231 180H230V181H231ZM249 180H250V179H249ZM257 180H256V181L253 180L254 182L252 183V185L255 184V182H256V184H257V182H258V184H259V181H257ZM263 180H264V179H263ZM19 181L21 182V184H19ZM25 181H27V183L24 184ZM43 181H42V182H43ZM46 181H45L44 183H46ZM61 181H64V180H61ZM67 181L69 182V179H68ZM78 181H79V180H78ZM83 181H84V180H83ZM83 181H82V182H83ZM88 181H89V180H88ZM100 181H99V184H100ZM104 181H105V180H104ZM111 181H112V180H111ZM111 181H109V182L111 183ZM124 181H123V182H124ZM178 181H179V180H178ZM201 181H202V180H201ZM203 181H202L201 183H203ZM210 181H211V180H210ZM247 181H248V180H247ZM74 182H75V181H74ZM76 182H77V181H76ZM93 182H94V181H93ZM93 182H88V183H89L88 185H90V184L92 185ZM106 182H108V180L105 181L104 183L106 184ZM112 182H113V181H112ZM114 182H115V181H114ZM114 182H113V183H114ZM123 182L121 183V185L123 184ZM188 182H189V183H188ZM195 182H196V181H194V183H195ZM207 182H208V181H207ZM32 183H33V182H32ZM37 183H33V184L36 185ZM59 183H60V180H59ZM65 183H66V182H65ZM78 183L81 184L80 181H79ZM113 183H111L110 185H116V186H117V184H115V183L113 184ZM116 183H118V182L116 181ZM186 183H188V184H186ZM198 183H200L199 180H198ZM198 183H196V185H194V186H198V185H197ZM209 183H210V182H208V183L206 184V186H207V185H210ZM217 183H218V182H217ZM225 183H226V182H225ZM250 183H251V182H250ZM40 184H43V183L40 182ZM54 184H56V180H55V183H54ZM69 184H70V182H69ZM71 184H72V183H71ZM127 184H128V186H127ZM222 184H223V183H222ZM235 184H236V183H235ZM244 184H246V183H244ZM18 185H17V186H18ZM29 185H28V186H29ZM73 185H74V183L72 184V186H73ZM75 185H76V184H75ZM75 185H74V186H75ZM77 185H78V184H77ZM82 185H83V186H81V187L83 188V187H84V182H83ZM108 185H109V184H108ZM108 185H107V186H108ZM110 185H109V187H110ZM119 185H120V184H118V186H119ZM216 185H217V184H216ZM226 185H227V183L225 184V186H226ZM252 185L250 184V185L247 186L249 189H248L246 186H245L244 189L241 188V186H239V189H243V190L248 189L249 192H248V190H247V192H246V190H245V192H246L247 194H244V193L241 191L244 195H248V194L250 193V191H253V188H256V189L254 190V192L252 193V194H255V193H256L255 191H258L259 187H258V189H257V187H255V185H253L254 187H252ZM259 185H260V184H259ZM30 186L27 187V188H29V191H30ZM43 186L45 187V185H42V187H43ZM101 186L103 187V184H102V183H101ZM101 186H100V189L102 188ZM105 186H106V185H105ZM176 186H177V187H176ZM185 186H184V187H185ZM188 186H187V188H188ZM211 186H214V185L212 184ZM223 186H224V185H223ZM249 186H250L251 188H250ZM18 187H19V186H18ZM35 187H36V186H35ZM38 187H39V186H38ZM40 187H41V186H40ZM44 187H43V189H44ZM53 187H54V186L51 185V188H50V189H52ZM81 187H79V190H81ZM119 187H120V186H119ZM192 187H193V186H192ZM214 187H215V186H214ZM217 187H218V186H217ZM220 187H221V186H220ZM220 187H219V188H220ZM8 188H7V189H8ZM27 188H26V187H23V188H20V189H24V190L26 191ZM32 188H33V187H32ZM32 188H31V189H32ZM70 188H71V187H70ZM73 188H74V187H73ZM89 188H91V187H89ZM104 188H105V187H103L102 191L105 192V189H104ZM112 188H113V186H112ZM132 188H133V189H132ZM134 188H135V189H134ZM207 188H208V186L205 187V189H207ZM219 188H218V189H219ZM225 188H226V187H225ZM232 188H233V187H232ZM20 189L17 188L16 192H17L18 190L21 191ZM55 189H56V188H55ZM83 189H84V188H83ZM83 189H82V190H83ZM85 189H86V188H85ZM116 189H117V188H116ZM227 189H228V188H227ZM230 189H231V188H230ZM235 189H237V187H236ZM235 189H234V190H235ZM239 189H237V190H239ZM2 190H0V191H2ZM9 190H10V189H9ZM9 190H7V193H6V194H3V195H5L6 197L11 196L12 194L9 193ZM24 190H22V191H24ZM33 190H34V189H33ZM33 190H32V194H33ZM37 190H38V188H37ZM37 190H34V191H37ZM63 190H64V189H63ZM65 190H66V188H65ZM74 190H75V188L73 189V191H74ZM79 190H78V191H79ZM91 190H93V189H91ZM97 190H98V189H97ZM97 190L95 189V191H97ZM118 190H119V189H118ZM133 190H134V191H133ZM220 190H221V189H220ZM220 190H218V191H220ZM237 190H235V192H234V191H233V192L236 193ZM13 191H14V190H13ZM29 191H28V192H29ZM75 191H76V190H75ZM75 191H74V193H76ZM87 191H88V189H87ZM93 191H94V190H93ZM99 191H100V194H101V193H102L101 190H99ZM119 191H120V190H119ZM124 191H125V190H124ZM132 191H133V192H132ZM222 191H225V190H222ZM230 191H232V190H230ZM4 192H6V191L0 192V193H4ZM11 192H12V191H11ZM16 192H14V193H16ZM44 192H45V191H44ZM44 192H43L42 194H44ZM50 192H51V191H49V193H50ZM88 192H89V191H88ZM90 192H91V191H90ZM90 192L86 194V196L84 197L85 199H86L87 197H88V198H91V197L93 196V195H92L91 197H89V196H90ZM97 192H98V191H97ZM189 192H190L192 195H188ZM209 192H211V193H209ZM213 192H214V193H213ZM233 192H232V193H233ZM258 192H259V191H258ZM8 193H9V194H8ZM14 193H13V194H14ZM23 193H24V192H23ZM38 193H39V192H37V195H38ZM45 193H46V192H45ZM95 193H96V192H95ZM111 193H112V192H111ZM220 193H221V192H220ZM223 193H224V192H223ZM225 193H226V192H225ZM230 193H231V192H230ZM234 193H233L232 195H234ZM239 193H240V192H239ZM242 193H241V194H242ZM18 194H19V192L17 193V195H18ZM20 194H21V193H20ZM30 194H31V193H30ZM35 194H36V193H35ZM58 194H59V192H58ZM62 194H63V193H62ZM67 194H68V193H67ZM71 194H72V193H71ZM92 194H94V192H92ZM98 194H99V192H98ZM100 194H99V195H100ZM106 194H107V193H106ZM228 194H229V193H228ZM243 194H242V195H243ZM250 194H251V193H250ZM252 194H251V195H252ZM8 195H9V196H8ZM45 195H46V194H45ZM76 195H77V193H76ZM76 195H75V196H76ZM88 195H89V196H88ZM104 195H105V193H104ZM178 195H179V196H178ZM215 195H216V194H215ZM215 195L212 196L213 199H211L212 197H210L211 201L214 200V199H217V197H216ZM218 195H219V193H218ZM232 195H230V196H232ZM242 195H241V196H242ZM0 196H1V195H0ZM5 196H3V198H2V196H1V198L4 199ZM13 196H14V195H13ZM15 196H16V195H15ZM15 196H14V197H15ZM29 196H30V195H29ZM32 196H33V195H32ZM46 196H47V195H46ZM50 196H51V193H50ZM63 196H66V195H63ZM67 196H68V195H67ZM79 196H80V195H79ZM101 196H102V194H101ZM108 196H109V195H108ZM156 196L162 197L161 200H159V201H162V203L164 202V203H163V204H164V207H165V204H166V206L168 205L169 207H171V206H172V207L175 206L176 212L173 211L172 216H167V215L165 214V212L167 211V210H166V211H164L163 214H159V215H157V212L162 213V212H161L162 210L160 211L161 208H159V205H158L157 207L159 208V211L156 212V210H158V209H156L155 206H153V203H155V202H154V199H155ZM180 196H181V197H180ZM184 196H185V197H184ZM214 196H215V197H214ZM222 196H223L224 198H226V197H225V194H222ZM237 196L240 197V194L238 195V193H237ZM237 196L234 197L235 200L233 201V203L236 202V198H237ZM249 196H250V195H249ZM255 196H256V195H255ZM261 196H262V195H260V197L257 196V198H258V199H259V198H260V199H261V198L263 199V198H264V194H263V197H261ZM6 197H5V198H6ZM16 197H17V196H16ZM19 197H20V196H19ZM25 197H26V196H24L23 198L25 199ZM39 197H43V199H44V196H39ZM39 197L36 196L37 199H38ZM69 197H71V196H69ZM81 197H82V195H81ZM81 197L78 198V200H79V199L82 200ZM93 197H94V196H93ZM98 197L100 198V196H98ZM102 197H103V198H102ZM102 197H101V198L104 199V201H105V200H106L105 196H102ZM109 197H110V196H109ZM116 197H117V198H116ZM206 197H207V198H206ZM227 197H228V196H227ZM232 197H233V196H232ZM246 197H248V196H246ZM246 197L243 196V198L241 197L242 199H240V200L237 199V202H236L235 204L238 205L239 208H241V207H240V204H243V206L246 205V207L248 208V205H249V204H251V205L249 206V207H251V206H253L252 203H254V205L256 204V205L258 206V207H257L258 209L255 208V206H256V205H255V206H253L254 209L251 207L253 210H252L251 208H250V210H251V211H255V210L257 209V212H258L262 207L264 208V206H262V205H264V204L261 205L260 202H257L258 199L255 198L253 195H252V197L250 196L251 198L249 197L250 200L245 199ZM9 198H10V197H9ZM11 198H12V197H11ZM36 198H34V199H36ZM64 198H65V197H64ZM64 198H63V199H64ZM96 198H97V197L95 196L93 199L97 200ZM101 198H100V200H102ZM219 198H220V197L218 196V200H214V201H213V202L216 201L215 204H214L213 202L211 203L210 200L208 201V202H209L208 205H210V206H209L210 209H211V208L213 209L215 206H216L215 208L218 207V209H220L219 207H220L221 205H224V203H225V205H226V204H227V205L229 204V206L226 205V207L228 208V210H230V208H229L230 206H232V207H237L236 205H233V203H231L232 205H230V203L228 202V200L226 201L227 198L224 200V198H222V197H221V198L224 200V201H222V203H223V202H224V203L221 204V202L219 203V201H221L222 199H221V198L219 199ZM229 198H231V197H229ZM229 198H228V199H229ZM253 198H254V199H257V200H256V201L254 200L255 202H254V201L252 202L251 200H253ZM55 199H56V198H55ZM74 199H75V198H74ZM85 199H83V200L81 201V203H82V202H86V203H88L89 201L93 200V199H91V200L89 199V201H87V199H86V200H85ZM108 199H109V198H108ZM108 199H107V200H108ZM112 199H113V200H112ZM243 199H245V200H244L245 203H244ZM7 200H8V199H7ZM21 200H22V198H21ZM25 200L27 201V200H29V198H27V199H25ZM39 200H41V199H39ZM45 200H48V201H49V200H52V202L55 201V202H57V203H58V201H59V199H58V200L56 199V200H57V201H56V200L50 199V197H49V199H48V197H47ZM61 200H62V199H61ZM65 200H66V199H65ZM70 200H71V199H70ZM72 200H73V199H72ZM78 200L75 199V203L77 202V204L74 203V205H75V208H76L77 211H78V208H79V210H80L79 212L76 211V213H75V212L72 213L71 210H68L69 208H71L72 205H71L70 207L68 206L69 208L67 209V206H66L67 204H66V202H65L66 205H65V206H62V207L67 209V210L64 209V210H65L64 213H66V212H71V214L77 215V216L79 217V219H78V220H79L78 223H79L80 221H82V220L84 219V218H82V217L85 216L84 213H86V212L89 211V210H90V212H91V209H88L87 207L85 208V207H83V206H82V208H80L79 205H82V204H80V202H78ZM84 200H85V201H84ZM123 200H122V201L119 200V203H120V202H123ZM155 200H157V199H155ZM246 200H247V202H251V203H248V205H247ZM0 201H1V200H0ZM4 201H5V200H4ZM17 201H18V200H16V203H17ZM31 201H32V200H29V201H27V202H30V203H31ZM33 201H34V200H33ZM42 201H43V200H42ZM48 201H47V202H48ZM73 201H74V200H73ZM73 201H72V202L69 201L70 204L73 203ZM98 201H99V200H98ZM104 201H102V202H104ZM112 201L115 202V203L110 205V203H111ZM159 201H158V203H159ZM217 201H218V202H217ZM262 201H264V200H262ZM2 202H3V201H2ZM6 202H8V201H6ZM6 202H4V204H5ZM19 202H20V199H19ZM19 202H18V203H19ZM27 202H26V203H27ZM49 202H50V201H49ZM52 202H51V204H52ZM60 202H62V201H59V203H60ZM94 202L96 203V201H94ZM94 202L91 201V203H90V204H91V205H90V206H91L90 208H93V210H94V207H92V203H93V206H94V205H95ZM106 202H107V201H105V203H106ZM113 202H112V203H113ZM226 202H227V203H226ZM256 202L259 203V205H261V207H260ZM23 203H24V205H21V207H22V206L24 207L25 204H26L25 201H24ZM23 203L20 202V204H23ZM33 203H34V202H33ZM63 203H64V202H63ZM98 203H99V202H98ZM100 203H101V201H100ZM132 203H133L134 205H131ZM135 203H136V204H135ZM158 203H156V204H158ZM194 203H199V205H198L197 207L195 206V208H198V209H199V207H200V205H201V207H202L203 209H205V211L201 208V210L204 211V212L201 211L203 214L200 212V209H199V211H197V212H199V214L196 212V214H197L199 217H198L197 215H195V214L192 213L193 216L189 217V216L191 215V214H190V215L188 216V219H187V220H184V218L186 219V217H187V216L185 217V215H186L189 211H188L186 214H184V213L188 210L189 207H191V205L193 206ZM200 203H201V204H200ZM216 203H218V206H217ZM261 203H262V202H261ZM0 204H1V203H0ZM8 204H9V202H8ZM34 204H35V203H34ZM54 204L56 205V203H54ZM156 204H155V205H156ZM163 204H161L162 207H163ZM173 204H176V205H173ZM190 204H191V205H190ZM213 204H214V206H213ZM219 204H220V205H219ZM26 205H27V204H26ZM32 205H33V204H32ZM41 205L45 206L44 203L41 204ZM99 205H100V204H99ZM120 205H121V204H120ZM120 205H119V206H120ZM189 205H190V206H189ZM196 205H197V204H196ZM211 205H212L213 207H212ZM225 205H224V206H225ZM1 206H3V205L1 204ZM6 206L8 207L9 205H6ZM6 206H5V207L3 206L2 209L6 208ZM36 206H37V205H36ZM53 206H54V205H53ZM58 206H59V205H58ZM76 206H77V207H76ZM203 206L206 207V208H204ZM11 207H12V206H11ZM11 207H10V208H11ZM14 207H15V206H14ZM14 207H13V208H14ZM17 207H18V206H16L15 208H17ZM21 207H20V208H21ZM26 207H28V205H27ZM26 207H24V208H26ZM32 207H35V206L33 205ZM62 207L60 208L58 214H60V213L62 214V213H63V211H61ZM88 207H89V205H88ZM96 207H98V206H97V205L95 206V210H94V211L97 210ZM99 207H100V206H99ZM164 207H163V210L167 209V208L164 209ZM169 207H168V208H169ZM172 207H171V208H172ZM226 207H225V208H226ZM232 207H231V208H232ZM246 207H244V208H246ZM259 207H260V209H259ZM10 208H8V209H10ZM13 208H12V209H13ZM15 208H14V209H15ZM18 208H19V207H18ZM18 208H17V209H18ZM24 208H23V209H24ZM38 208H39V207H38ZM56 208H58L57 205H56ZM56 208H55V210H56ZM72 208H73V207H72ZM100 208H101V207H100ZM116 208H115V209H116ZM193 208H194V207H193ZM215 208H214V209H215ZM227 208H226V209H227ZM244 208H242V209H244ZM247 208H246V211H245V209H244V210L241 209L242 212L245 211V212H247V214H248V212H250V211H249V209H248V211H247ZM29 209L33 210V208H31V205H30ZM29 209H24V210H29ZM34 209H35V208H34ZM58 209H59V208H58ZM83 209H84V211L87 210V209H88V210H87L86 212H84ZM106 209H103V212H104V210H106ZM173 209H174V208H172V210H173ZM175 209H174V210H175ZM210 209L208 208V211H209ZM212 209H211V210H212ZM221 209H222V208H221ZM233 209H235V208H233ZM4 210H5V209H4ZM4 210H1V212H0V217H4V216H5L6 213H5ZM10 210H11V209H10ZM10 210H9V211H10ZM15 210H16V209H15ZM18 210H19V209H18ZM21 210H22V209H21ZM39 210H41V208H39ZM44 210H45V209H44ZM44 210L42 211L43 213L40 212L41 215H40L39 213H37L38 215L36 214V211H38V210H36V211L34 210V212L31 211V212H33V214L35 213V217L33 218V220L31 219V220H32V224H30L31 227H33V229H34V234H36V236H34V238H36V237L38 236V239H39V236H40V238H42V239H41L42 241H43L44 239H46L47 242H48V240H50V241H51V244H53V245H54V244H58V245H57V250H58V251L60 250V248L58 249V246L63 245V244H64V245H68L70 248H71L72 245H76V244H78V243H81V244H82V242H79V241L81 240V236H82V235L80 236V234H78V233H79L82 229H84V228H82V227L80 226V227H81V230H80V228H79L80 231H79V232L77 231L78 233L76 232V234H74V233H72V232H74L73 229H72V232H70V231H68L67 228H66V227H67L66 224H68V225L70 224L68 228H70V226H71L72 224H71V223H68L67 221H66V224H65V221H64V222H62V225L65 224L66 227H64L65 225H64V226H61V225H60L61 221L58 220L59 218H57V215H55L54 218L56 217L55 219L58 220V221H60V222H58L60 226H59V225H58V226H59V227L66 228V230H63V228H59V227H58V229H57V227H54L55 224L57 223V222H56V223L54 224V226H52L51 224H49V225H51V227L56 228V229H52V228H51L50 230H51L52 232H49V231L47 232V230H49V229H48L49 227L47 226L48 228L45 229V228H44V225H43V228H44V230H46V231H44L43 229H42V231H41V226H42V225H41V221H42V217H43L42 215H43V214H47V215H48V213H46V212L44 213ZM55 210H53V211H55ZM108 210H107V211H108ZM169 210H170V208H169ZM193 210H197V209H193ZM211 210H210V211H211ZM223 210H225V209L223 208L221 211H219L220 213H222V216H221V217H224V216H225V217H228V212H230V211H228V210L226 211V210H225V211L227 212V213H226V212L223 211ZM3 211H4V212H3ZM9 211H8V212H9ZM12 211H13V210H12ZM60 211H61V212H60ZM72 211H75V209L72 210ZM109 211H108V212H109ZM115 211L117 212V209H116ZM135 211L138 212V213H135ZM208 211L206 212L207 215H208ZM210 211H209V212H210ZM216 211H217V210H216ZM233 211H234V210H233ZM236 211H237V208H236ZM236 211H235V212H236ZM261 211H262V210H261ZM15 212H17V213H15ZM15 212L13 211V213H12V215H13V214L15 215L14 217H11L12 220H14L15 217H16V219H17L16 214H17V215H22V214H20V213L18 214V211H17V210H16ZM27 212H30V210L27 211ZM27 212H25V213H27ZM38 212H39V211H38ZM118 212H120V211H118ZM118 212H117V213H118ZM133 212H134V213H133ZM141 212H142L143 214H142ZM171 212H172V211H171ZM191 212H192V211H191ZM219 212H217V214H219ZM235 212H234V213H235ZM239 212H240L241 215H244L245 212L242 213V212L238 209V211L236 212V213H238V214H235V215H238V217L241 218V219H240V223H241V220H242V219H245L247 216H245V218H244L243 216L239 215ZM259 212H260V211H259ZM259 212H258V213H259ZM10 213H11V211H10ZM56 213H57V212H56ZM56 213H55V214H56ZM64 213H63V214H64ZM78 213H79V214H78ZM95 213H96V212H95ZM140 213H141V214H140ZM194 213H195V212H194ZM200 213H201V215H200ZM223 213H226L227 216H226V214H224V216H223ZM234 213L232 212V214H233L232 216H235ZM251 213H253V212H251ZM254 213H256V212H254ZM261 213H262V212H260L259 214L261 215ZM28 214L31 215V213H28ZM28 214H27V215H28ZM90 214H91V213H90ZM93 214H94V212H93ZM101 214H102V212H101ZM106 214H107V213H106ZM106 214H104V215H106ZM113 214H114V212H113ZM167 214H168V213H167ZM173 214H174V215H173ZM259 214H258V217L260 216ZM263 214H264V213H263ZM263 214H262V215H263ZM6 215H7V214H6ZM12 215H11V216H12ZM27 215H26V216H27ZM36 215H37V216H40L41 220H40V219L38 220V219L36 218ZM64 215H65V214H64ZM67 215H68V214H66V216H67ZM102 215H103V214H102ZM102 215H100V216H102ZM104 215H103V217H104ZM111 215H112V213H111ZM123 215L121 216V215H119V213L116 214L117 217H118V216H121V217H122V220H121V221H123V219H124V218H123ZM170 215H171V213H170ZM219 215H221V214H219ZM219 215H217V216H219ZM245 215H246V214H245ZM248 215H249V214H248ZM41 216H42V217H41ZM66 216H65V218H66ZM87 216L90 217V216L86 213V216H85V217L88 219ZM91 216H92V214H91ZM208 216H209V215H208ZM232 216H231V217H232ZM251 216H252V214H251ZM254 216H255V215H254ZM263 216H264V215H263ZM6 217H7V216H6ZM31 217H32V215H31ZM31 217H30V218H31ZM50 217L52 218V216H50ZM74 217H75V216H74ZM133 217L137 219V220H136L137 223L135 222V219L133 220L134 223H132V219H131V218H133ZM200 217H201V219H200ZM215 217H216V216H215ZM242 217H243V218H242ZM261 217H262V216H261ZM8 218H9V217H8ZM11 218H10V219H11ZM27 218H29V217H27ZM44 218L46 219L47 217H44ZM44 218H43V220H44ZM51 218H50V220H52ZM54 218H53V219H54ZM69 218H70V220H72L71 222H74V223L76 222V221L73 220V217H72V218L69 217ZM86 218H85V219H86ZM93 218H94V215H93ZM110 218H111V216H110ZM112 218H113V215H112ZM190 218L194 219V220H191V223H190L191 225L193 224L192 227H191V228H192L191 232L188 231V230L191 229V228H189L191 225H189V223H187V222L189 221ZM210 218L212 219V217H210ZM218 218H219V217H218ZM218 218H216V221H218ZM234 218H235V220H238L237 222H239V218H237V216L234 217ZM249 218L251 219V217H249ZM10 219H9V221H10ZM18 219H19V218H18ZM18 219H17V220H18ZM23 219H24V223H26V224H28V222H31V220H29V219H27L28 222L25 221V220H26L25 218H23ZM55 219H54V221H55ZM81 219H82V220H81ZM85 219H84V220H85ZM91 219H92V218H91ZM130 219H131V220H130ZM148 219H151V221H149ZM195 219H196V220H195ZM202 219H203L204 225H203L202 223H200V222L202 221ZM219 219H220V218H219ZM5 220H6V222L8 221L7 219H5ZM50 220H49V221H50ZM66 220H67V219H66ZM94 220H95V219H94ZM94 220H92V223L94 222ZM126 220H127V221H126ZM129 220H130V221H129ZM152 220H154V221L152 222ZM198 220H200V221H198ZM206 220H205V221H206ZM208 220H209V219H208ZM226 220H227V219H226ZM226 220H225V221H226ZM245 220H246V219H245ZM251 220H252V219H251ZM251 220H250V221L247 220L248 222L246 221V225H248L249 222H251V223H252V222H256V220H255V221H253V220L251 221ZM258 220H259V222H261L262 218H261V220L258 218V219H257V222H258ZM263 220H264V217H263ZM263 220H262V221H263ZM9 221H8V222H9ZM18 221H19V220H18ZM52 221H53V220H52ZM88 221H89V220H88ZM109 221H110V220H109ZM111 221H113V220L111 219ZM177 221H181V222L178 223ZM186 221H187V222H186ZM192 221H193V223H192ZM194 221H197V223H195ZM211 221H212V220H211ZM211 221H210V222H211ZM213 221H215V220H213ZM222 221H223V220H222ZM222 221H221V222H222ZM228 221H229V220H228ZM230 221H231V220H230ZM0 222H1V221H0ZM44 222L46 223L47 221H44ZM82 222H83V221H82ZM116 222H118V223H119V226L122 227V232H120V233H122V234L124 233V234H125V236H124V234H123V236H120L119 242H123V241H124V243H125V241H126V242H130V243H129L130 246H129V245H128V246L132 249V250H131L132 257H130L131 259H130L128 262H125V261H127V260L124 258V259H125V261H124L123 257L121 258L120 255H118V253L120 252V249H121V248L119 249V248L117 247V249H119V251H117V253H115V254H112V253L114 252V251H113V247L116 245V243L113 244V243L111 242V239H112L111 237L108 236L109 238H106V237H107V236H106L107 233L110 232V231L108 230V228L105 227V224H106V223H109V225L111 224V227H109V228H111V231H114V232L116 233L115 230L118 229V226H117L118 223H116ZM138 222H139V223H138ZM176 222H177V223H176ZM189 222H190V221H189ZM218 222H219V221H218ZM259 222H258V224H259ZM45 223H44V224H45ZM48 223H49V222H48ZM52 223H53V222H52ZM63 223H64V224H63ZM103 223H105V224H103ZM115 223H116V225H115ZM198 223H199V224H198ZM207 223H209V221H207ZM207 223H206V224H207ZM219 223H220V222H219ZM228 223H229V222H228ZM228 223L226 222L225 224H224V223H223V224L226 225V224H228ZM240 223H238V224H240ZM242 223H244L243 220H242ZM247 223H248V224H247ZM263 223H264V222H262V225H263ZM6 224H7V223H6ZM11 224H12V223H11V221H10V225H11ZM80 224H81V223H80ZM201 224H202V227H201ZM212 224H213V223H211V225H212ZM255 224H256V223H255ZM260 224H261V223H260ZM260 224H259V225H260ZM24 225H25V224H24ZM30 225H29V226H30ZM73 225H74V224H73ZM73 225H72V226H73ZM77 225H78V224L76 223V225H74V226L77 227ZM81 225H82V224H81ZM87 225H88V224H87ZM187 225H188L189 227H188ZM207 225H209V224H207ZM211 225H210V226H211ZM213 225H214V224H213ZM221 225H222V224L218 225L217 227L214 226V227H215L214 230H215V231H216V230H220L219 228L221 227ZM224 225H223V226H224ZM234 225H235V224H234ZM234 225L231 226V224L229 223V226H231L232 228H234ZM236 225H237V224H236ZM243 225H244V224H243ZM3 226H4V225H2V228L5 227V226H4V227H3ZM11 226H12V225H11ZM13 226H14V225H13ZM74 226H73V227H74ZM82 226H83V225H82ZM84 226H85V225H84ZM116 226H117V228H116ZM176 226H177V233L175 232V233H176V234H175L173 230L175 229ZM219 226H220V227H219ZM244 226H245V225H244ZM249 226H250V227H249V231H251V229H250V228H251V225H249ZM254 226H255V225H253V227H254ZM256 226H258V225H256ZM256 226H255V229H257ZM6 227H7V225H6ZM9 227H10V226H9ZM73 227H72V228H73ZM85 227H86V226H85ZM104 227H105L106 230L104 229ZM205 227H207V226L205 225ZM205 227H204V228H205ZM231 227H229V229H230ZM237 227H238V226H237ZM258 227H259V226H258ZM10 228H11V227H10ZM10 228H8V233H7V231H5V235H6V236H7V234H9V231L11 230ZM20 228H21V227H20ZM23 228H25V226H24ZM112 228H113V229H112ZM207 228H208V227H207ZM216 228H217V229H216ZM221 228H222V227H221ZM223 228H225V226H224ZM239 228H240V227H239ZM263 228H264V227H263ZM14 229H16V228H14ZM70 229H71V228H70ZM75 229H76V228H75ZM193 229H194L195 231H194ZM197 229H198V227H197ZM229 229H228V230H229ZM243 229H244V228H243ZM255 229H254V230H255ZM22 230L25 231V229H22ZM107 230H108V232H105V233H106V234H105L104 231H107ZM208 230H209V228H208ZM224 230H225V229H224ZM234 230H235V228H234ZM246 230H247V229H246ZM252 230H253V229H252ZM3 231H4V230H3ZM3 231H2V233L4 234ZM20 231H21V229H20ZM20 231H19V234H20ZM23 231H21V233H22ZM29 231H30V230H29ZM29 231H28V232L26 231V233H29ZM82 231H83V230H82ZM86 231L84 232L85 234H86ZM117 231H119V230H117ZM203 231H205V229H204ZM226 231H227V230H226ZM229 231L231 232V229H230ZM229 231H227L226 233L228 234ZM232 231H233V229H232ZM236 231H238V230H236ZM239 231H240V229H239ZM242 231H243V230H242ZM258 231L261 232V226H260V230L257 229V232H256V230H255L256 233L254 232L255 234H257V236L260 235V234H259L260 232H258ZM263 231H264V230H263ZM263 231H262V232H263ZM17 232H18V230H17ZM45 232H46V233H45ZM217 232H219V231H217ZM243 232H244V231H243ZM246 232H247V231H246ZM246 232H245V234H246ZM0 233H1V232H0ZM6 233H7V234H6ZM12 233H14V232H12ZM30 233H31V232H30ZM111 233H113V232H111ZM219 233H220V232H219ZM239 233H240V232H239ZM250 233H252V231H251ZM263 233H264V232H263ZM10 234H11V232H10ZM17 234H18V233H17ZM17 234H16V232H15V236H16ZM24 234H25V233H24ZM31 234H32V233H31ZM122 234H121V235H122ZM203 234L205 235L206 232H202V235H203ZM240 234H241V233H240ZM240 234H239V235H240ZM255 234H254V236H255ZM258 234H259V235H258ZM21 235H22V234H21ZM32 235H33V234H32ZM87 235H89V232H88ZM91 235H90V236H91ZM102 235H103V236H102ZM109 235H110V234H109ZM112 235H113V234H111V236H112ZM174 235H176V237H175ZM193 235H191L190 237L192 238ZM210 235H211V234H210ZM215 235H216V233L213 235V237H214ZM220 235H223V234L220 233ZM239 235H238V236H239ZM243 235H244V234H243ZM247 235H248V234H247ZM1 236H2V235H1ZM6 236H5V237H6ZM11 236H12V235H10V238L12 239ZM13 236H14V234H13ZM15 236H14V237H15ZM23 236H24V235H22V236L17 235V237H18V238L20 237V239L23 238ZM94 236H95V237H94ZM104 236H105V237H104ZM230 236H231V235H230ZM230 236H228V237H230ZM252 236H253V235H252ZM252 236H251V237H252ZM257 236L255 237V240H254V237H252L253 242H254V241L256 242V239H258ZM263 236H264V235H263ZM3 237H4V236H3ZM5 237H4V239H5ZM7 237H9V236H7ZM14 237H13V239H12L13 241H20V239H18L17 237H16V238H17L18 240H14ZM28 237H29V236H27V238H28ZM30 237L32 238L31 235H30ZM30 237H29V238H30ZM116 237L118 238V235H117ZM116 237H114V238H116ZM205 237L207 238V237H210V236H209V235H206V236H204V238H205ZM215 237H217V236H215ZM220 237H222V236H220ZM239 237H241V236H239ZM10 238H9V239H10ZM82 238L84 239V241H87V242L91 239V238L88 239V236H86V239H87V240L85 239V236L82 237ZM204 238H203V239H204ZM206 238H205V239H206ZM217 238H219V237H217ZM223 238H224V237H222L221 239L223 240ZM260 238H261V235H260ZM9 239H8V240H7V238L5 239V240H7L6 243H5V245H7V247L9 246L8 248L10 249V248L12 247V244H11V240L9 241ZM205 239H204V240H205ZM208 239H209V238H208ZM213 239H215V238H212V239H210V240H211V241H215V240H213ZM219 239H220V238H219ZM242 239H243V238H242ZM242 239H241V240H242ZM247 239H249V238H247ZM2 240H3V239H2ZM210 240H209V241H210ZM224 240H225V238H224ZM262 240H263V239H262ZM25 241H26V239H25ZM25 241H24L23 239L21 240V242H24V243H25ZM30 241L32 242L33 240L30 239L29 242H30ZM35 241H36V239H35ZM90 241H91V240H90ZM112 241H113V239H112ZM115 241L117 242L118 240H115ZM115 241H114V242H115ZM199 241H200V242H199ZM201 241H202V242H201ZM205 241H207V240H205ZM218 241L220 242V240H218ZM247 241H248L249 244H250L251 238H250V240H247ZM260 241H261V239H260ZM9 242H10L11 245L8 244ZM26 242L28 243V239H27ZM31 242H30L29 246L31 245ZM47 242H46V243H47ZM52 242H55V243H52ZM87 242H85V243H87ZM193 242H194V244H193ZM195 242H196V243H195ZM224 242H225V241H224ZM224 242H223V244L226 245ZM229 242H228V243H229ZM243 242H246V238H245V241H243ZM255 242H254V243H255ZM2 243L4 244V242H2ZM12 243H13V242H12ZM24 243H23V244H24ZM40 243H41V242H40ZM88 243H89V242H88ZM117 243H118V242H117ZM198 243H202V244H200L199 247H201V245H202L203 248H202V247L199 248V247L197 246ZM208 243H209V244H208ZM210 243H212V242H207V244H206V245H209V249H210V247H211V246H210ZM251 243H252V242H251ZM3 244H2V245H3ZM23 244H21L20 246H22ZM47 244H48V243H47ZM51 244H50V245H51ZM126 244H127V243H126ZM218 244H219V243L216 242V245H218ZM221 244H222V241H221V243H220L219 245H221ZM223 244H222V245H223ZM0 245H1V242H0ZM41 245H42V244H40V246H41ZM48 245H49V244H48ZM120 245H121V244H120ZM228 245H229V244H228ZM228 245H227L225 248H227ZM244 245H245V244H244ZM260 245H261V244H260ZM3 246H4V245H3ZM10 246H11V247H10ZM17 246H18V245H17ZM37 246H38V245H37ZM44 246H45V245H44ZM51 246H52V245H51ZM51 246H50V247H51ZM118 246H119V245H118ZM122 246H124V245H122ZM195 246H196V248L198 247V249H196ZM247 246H248V245H247ZM262 246H263V244H262ZM262 246H261V247H262ZM1 247H2V246H1ZM1 247H0V249H2ZM13 247H15V246H13ZM25 247H27V245H26ZM31 247H32V248L35 247V243H34V246H31ZM31 247H28V249H30ZM38 247H39V246H38ZM38 247H37V249H36V248H35V249L38 250V249H39ZM41 247H42V246H41ZM50 247H45V248H47L48 253H46V252L43 253V251H46L45 249H44L43 251H42V250L35 251V253L38 252V253H36V254L39 255L40 252L42 251V254L45 255V253H46V255H48V254L50 253V251H52V250L54 249V247H51V248H53V249H52V250L49 249V250H50V251H49L48 248H50ZM62 247H63V246H62ZM69 247H68V248H69ZM80 247H81V246H80ZM86 247H87V246H86ZM124 247H125V246H124ZM124 247H122V248L124 249ZM250 247H251V246H250ZM3 248H4V247H3ZM20 248H21V247H20ZM23 248H24V246L22 247V249H23ZM125 248H127V247H125ZM242 248H243V247H242ZM248 248H249V247H248ZM259 248H260V247H259ZM35 249H34V250H35ZM41 249H42V248H41ZM55 249H56V246H55ZM55 249H54V250H55ZM62 249H64V248H62ZM117 249H115V250H117ZM207 249H208V248H207ZM261 249H262V248H261ZM261 249H260V250H261ZM34 250H33V251H34ZM54 250H53L48 256H46V255H45V256L42 255V256H44V257L46 258V261H45L43 258L41 259L42 256L40 257V260L45 261L46 264H58L57 261H58V259L60 260L61 258L59 257L60 255H59V256L57 255V254H59V252H58L57 250L54 252ZM64 250H66V249H64ZM72 250H73V249H72ZM121 250H122V249H121ZM126 250H129V248L126 249ZM217 250H218L219 252H216ZM262 250H264V246H263V249H262ZM33 251H31V252L33 253ZM81 251H83V250H81ZM102 251H104V253L107 255V258H105V257H104L105 259L102 258V254L100 255V253H101ZM205 251L208 252V250H205ZM224 251H225V250H224ZM229 251H230V250H229ZM242 251H243V252H242ZM6 252H7V251H6ZM26 252H27V249H26ZM53 252H54V253L58 252V253H57V254H52ZM60 252H61V251H60ZM64 252H65V251H64ZM66 252H67V254H68L67 256H69V254H71L72 251L69 252L68 250H66ZM66 252H65V253H66ZM121 252H122V251H121ZM128 252H130V250H129ZM128 252H127V253H128ZM231 252H232V251H231ZM2 253L5 254V251L2 250ZM65 253H64L63 255H65ZM109 253H110V255H109ZM123 253H124V254H122V255H125V251H123ZM245 253H246V254H245ZM60 254H61V253H60ZM72 254H74V253H72ZM119 254H121V253H119ZM239 254H240V255H239ZM241 254H242V255H241ZM247 254H249V255H247ZM15 255H16V254H15ZM77 255H78V254H77ZM80 255H79V256H80ZM127 255H129V254H127ZM209 255H210V254H209ZM225 255H224V256H225ZM246 255H247V257H246ZM258 255L260 256L259 258H257ZM6 256H8V258H9V254L6 255ZM13 256H14V255H13ZM32 256H33V255H32ZM39 256H40V255H39ZM61 256H62V255H61ZM67 256H65V257H67ZM71 256H72V255H71ZM79 256H77V257H79ZM104 256H105V255H104ZM224 256H223V257H224ZM248 256H249L250 259L248 258ZM253 256L256 257L257 259H256V258H251V257H253ZM11 257H12V256H11ZM19 257H20V256H19ZM22 257H23V256H22ZM27 257H28V256H27ZM34 257H35V256H34ZM34 257H33V259H34ZM36 257H37V256H36ZM63 257H64V256H63ZM124 257H125V256H124ZM127 257H128V256H127ZM143 257H147V258H148V262H147V263H145V262L143 261ZM225 257H226V256H225ZM261 257H262V259H261ZM14 258L18 259L16 256H15ZM38 258H39V257H37V260H38ZM128 258H129V257H128ZM216 258H217V259H216ZM11 259H12V258H11ZM35 259H36V258H35ZM255 259H256V260H255ZM260 259H261V260H260ZM1 260L3 261L4 259H2V257H1ZM40 260H38V262H39L38 264H40ZM61 260L64 261V258L61 259ZM251 260H253V261H251ZM27 261L30 262L28 258H27ZM65 261H66V260H65ZM145 261H147V260H145ZM3 262H4V261H3ZM10 262H11V261H10ZM33 262H34V261H32V263H33ZM58 262L61 263V261H58ZM67 262H68V261H66L65 264H71V263H70V259H69V263H67ZM71 262H73V261H71ZM82 262H83V261H82ZM82 262H80V263H82ZM35 263H36V262H35ZM35 263H34V264H35ZM60 263H59V264H60ZM62 263H63V262H62ZM87 263H88V261H87ZM0 264H2V263H0ZM12 264H13V263H12ZM41 264H42V263H41ZM72 264H73V263H72ZM78 264H79V263H78ZM82 264H83V263H82ZM257 264H259V263H257Z\"/></svg>",
    "mask_w": 264,
    "mask_h": 264
}]
</instances>
